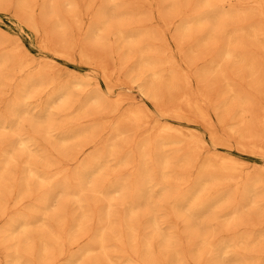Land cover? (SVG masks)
<instances>
[{
    "label": "rangeland",
    "instance_id": "374dc122",
    "mask_svg": "<svg viewBox=\"0 0 264 264\" xmlns=\"http://www.w3.org/2000/svg\"><path fill=\"white\" fill-rule=\"evenodd\" d=\"M49 2H51L52 0H48ZM47 0H28V2L31 4V6H32V11L34 12H32V14H34V15H32L33 16V19H35L36 21H32L33 19H32V17H31V19H29V17H27L26 16V14L21 10V8H19V10H21L22 11V14H21V12L20 11H18V9H16L17 7H20L19 5H20V3L22 2V0H0V53H3V55L5 54V52H8V54L6 53L4 56L2 55V54H0L1 56H0V58L2 57H5V56H7L8 58H9V56L8 55H10V53H12V51H13V53H12V55L13 54H17V53H15L14 51H18L19 49L21 50V51H19L20 53H21V55H22V53H23V57L24 58H26V60H30L29 62L31 63V61H33L32 63V66L31 67H29V69H28V71L27 72H33V71H36L37 70V68H38V70L41 68V69H44V71L43 72H47V73H49V75H47L46 76V78H48V77H52L51 75H53V79H51V78H49L50 80H52V82H53V80H55L53 83L52 82H50L49 83V79H46L45 77H44V79H46L47 81L44 83V81H43V83L41 84V85H39V86H37V89H34V92L33 93H35V94H33V96H32V94L30 95V96H28V97H26L27 99L25 100V104L24 105H22V106H15L14 105V107H13V109L14 110H16L17 108H19V109H17V110H19L18 112H17V110L15 111V112H12V108H10L9 109V106L12 104V103H10L9 104V102L11 101V102H15L17 99H18V97H20L21 96V94H23L21 91H19L20 89H18V88H20L21 87V84H22V79H23V77L26 75V73H10V71L11 70H9V72H8V74H6L7 72L6 71H8V69H10V65H9V63L8 62H10V64H11V61L10 60H12V59H8V61H7V67H5L7 70L5 71V77H6V79H7V75H9V78L11 77V75L10 74H12V79L10 78V81L7 79V81H9L10 83L8 84V83H6L7 81H6V79H4L5 81V83H3L2 82V80L3 79H1L0 80V84H5V86H6V84H7V86L5 87V89H2L3 88V84H2V86H1V89L2 90H0V93L1 92H3V94H2V96H0V112L2 111V115H4V117H6L7 115H8V117L10 118H6L7 120H5V118H3V116H2V118L0 117V133L1 132H3V134H1L2 136H3V138H1L0 139V147L2 146V143H4V142H2V141H4V139L5 138H7L6 140L8 141V138H9V141H11V139L10 138H12V137H14L13 136V133H12V131H11V127L13 126V125H15L16 123H18V126L19 125H22V127H20V129L18 128V126L16 125V130L15 131H17L18 133H20L21 135H22V137L23 136H25V132L27 133V135H28V137H30V138H32V135H31V131H29L28 130V127H29V125H35L34 123L36 122V117L38 116V117H40V118H43V116H46V119H48L47 117H49V119H50V116H51V114H50V116H49V112L50 113H53V117H51V119L52 118H55L56 119V121H55V119H52L51 120V122L49 123V119L47 120V121H44L45 122V124H43V126H45L46 124H49L48 125V131H47V128H45V127H43V128H36V126L34 127L33 125L32 126H30V127H34V128H32V134H33V131L35 130V136H33V140L32 139H30V138H28V137H25V139H27V140H29V147L33 150L34 149V151L37 149L38 151H40V153L36 150L35 151V153L34 152H32V150L30 149V148H28L27 150L28 151H30V152H32V154L35 156H32V159H33V157H34V159L32 160V161H34L35 160V158H36V160H37V162H38V160H40V162L41 161H43V158H44V163L45 162H47L48 160H50V158H48V157H51V160H52V165H53V162H54V165H55V169L53 168H51L50 166H48V165H45V167H44V171H47V174H49L50 176H51V180L50 181H52V183H55V182H57L58 181V177L60 176V174H62V176L64 175V173L65 174H67V175H69V174H71L72 172H76L77 173V171L79 170V169H76V168H78L77 167V160L81 157V156H83V157H81V159L82 158H85L86 156H88L90 153H91V151L92 152H99V153H101L102 154V152H103V150L102 149H105V151H107V150H111L113 153H111V151H107L105 154H103L102 155V158L100 159L101 161L103 160V162H101V163H104L103 165H101L102 166V169L100 168L96 173H95V176L93 177V179H95V181H96V183H94L95 181H93L92 182V184L95 186V188L98 190L99 188H101V189H99V190H102V188L105 190V191H107L108 189H110L109 187H111V186H107V188L108 189H106L105 188V186L107 185V184H109V185H111V184H113V183H111V181L112 182H116V181H118L119 179L120 180H124V182H126V183H124V184H126V185H124L122 182V184H123V186H126L127 188H129L131 185V187H130V189H129V191H128V189L126 188V187H124L126 190H127V193L125 194V192H123V194L125 195V198L123 197V195H121L120 197H119V194H115V196H111V194L109 195L110 197V199L111 200H109L108 201V197H104V199H103V197H102V195H100V194H98V196L95 194V192H93V191H91L90 192V189H89V192H88V194L86 195V193H87V191H88V189L86 190V191H82L81 192V196H80V194H79V198H80V201L81 202H77V201H75V199H73V198H69L68 196H66V197H64V195H63V197H62V195H57V197H55V200L57 199V201H58V206L57 205H55L56 203H55V200L52 202L53 204L50 206V208H48V209H46L44 212H47V213H45V214H47V215H44V217L42 216L43 214L42 213H44L42 210H39L38 212L40 213V215L39 214H37L38 212H34V210L32 209V211H30L31 210V208L33 207V205H34V199L35 198H32L33 197V194L34 193H36V194H34L35 196H37V195H39V193H40V191L41 192H43V191H45L44 190V188L46 189V188H48L49 186H50V184L49 183H46L47 185L49 184V186L47 187V185L46 184H44L43 183V185L41 186V187H43V189L42 188H38V186H40L39 184H38V186H32L31 188L33 189V187H35L34 189H33V191L31 192L32 193V195H28V194H30V193H28V194H26V196H29V197H26V196H24V195H20V194H18L17 195V193H20L19 192V190L18 189H20V183L18 182H16L17 183V185H15L16 183L14 182V181H19V179L21 178V176H22V172H21V169L23 170V167H22V165H21V163H23V165H24V162H25V160H26V158H28V157H26L25 158V156H28V151H26V150H24V151H21L20 149V151L19 152H23V153H18V151L16 150V152H17V154H19V156H21L22 157V155L24 156L26 153V155L24 156V157H22V159L24 160L23 162L21 161V159L20 160H18L19 162H17V160H16V158H17V155H16V157H15V162H14V165H12L11 167H14L15 166V164H20L19 166H15L14 168H12V170H11V168H10V170H11V172L10 173H15L14 175H16V177H13V179H11L12 177H10L9 179H7L9 176H7V175H4V176H6L7 178V180H6V183H7V181L9 180V184L10 185H12V186H10V189H11V187H13V189H15L14 191L12 190V194L10 193L11 191L8 189V191L6 190V191H4V189H1L2 190V192L4 191L5 192V194L4 195H6L9 191V194L10 195H8L7 194V196H9L8 198H10V199H8V200H6V198L4 199V197H3V201L5 200V206H4V208H3V206L1 205L0 206V225H1V227H0V238L2 237V239L4 240V238L5 237H7V236H11V232L10 233H8L9 232V230H14L13 231V236H16V233H14V232H17L18 234V236H16L18 239H20V241H24L23 242V244H22V242H20L18 239V244H19V247L18 248H21L20 246L22 245V249H23V251H22V249H19L20 250V254H22V256H23V258L25 259L26 258V254H27V256L29 255L28 253H26L25 254V252H24V249H25V247H27L26 248V252H28V251H31V252H33V253H37V254H33L32 256L31 255H29V258H30V256H31V258H30V262H29V258H26L27 260V262H29V263H27V264H36L37 263V261L34 263V259H39L40 258V256H41V252H43L42 250H41V252L39 251L40 249L39 248H37V247H40V244H41V246H42V239L45 241V242H49L47 239H52V240H56L55 242H58L57 241V238H55V237H57V234H58V236H60V233H61V231L63 232H65V234L64 233H61V235H64L65 236V238L63 237V236H60L59 238H58V240H60L58 243L60 244L61 242V244L59 245V246H61V248L58 246L57 247V244L56 245H54L55 244V242L53 241V244H52V242L50 241L49 243H51V244H49V243H46L47 245L49 244L50 245V247H51V249H47V250H50L51 251V254H52V258L54 257V261H48V260H53L50 256H49V254H47L48 256H49V258H48V256L47 255H44L43 253H42V256L45 258V260L46 261H48V262H43L44 264H64V263H67V264H77V263H79V264H87L88 262V264H102L104 261V264H121V262H122V260L120 261V256H119V253L121 254H124L123 255V257H126L125 259L122 257V259H124L123 260V263H124V261H126V259H127V261L129 262H131V263H129V264H132V262H133V264H173V262H177V260H179L178 262L179 263H177V264H264L263 262H264V181H262V180H264V178H262V177H258V176H264V157L262 156V151H264V97H263V95L260 93V92H258V90H256L259 86H261V84H258V83H262L263 81H264V66L262 67V65H264V49L263 50H261V48L260 47H257L256 45H254V44H251V39H249L248 40V38L249 37H246V36H244V35H242V34H239V33H237V32H234V33H232L234 36H235V38H238V42L242 45H240V46H235V44H233L234 46H235V50H232V47H234L233 45H232V47L230 46V49L232 50V51H238V50H241V49H243V50H245L247 53H250V55L252 54V56H253V58L255 57H257L256 58V60H255V58L254 59H252V57L250 58V59H248V55L246 56V58L250 61L251 59L252 60H255L256 62H255V65L257 64V62H258V65L260 64V67L262 68H257L256 66V69H257V71H258V69H259V71H258V73L257 74H255V75H260L259 77H261V80H259V81H261V82H257V84L259 85H256V86H254L255 84H256V80L254 79L253 81H252V78L253 77H251L250 75L248 76V65H246L247 67H245L244 65H241L240 63H235V62H233V59H225V58H223V57H217L216 56V54L217 53H219V50L220 49H223L224 48V44L226 43V41L224 40L226 37H227V35L226 34H228V30H230L231 28L229 27L228 28V26H226V27H217V28H214V27H212V29L215 31H213V30H211L210 29V26H209V28H208V30L210 31V33H211V35H212V38H213V42L214 43H212V45H207V44H204V43H206V42H204L203 41V39H202V36L201 35H199V34H201L200 33V31H196V29H199V28H196V27H194V26H192V25H189L188 27V29H186L187 30V32L184 30V31H181L180 30V28H181V25L184 23V19H185V17L184 16H188V19L186 18V20H189V18L192 16V11L194 12V10L196 9V5L197 4H195L196 2H194L193 4H191L192 2H193V0H191V2H190V4H188V5H190L189 6V8H187L188 7V5H184L183 3H182V1H184V0H180L179 2H177V1H175V0H126V2H127V4H125V0H123L124 1V4L125 5H123V4H121V3H123V2H121V1H119L120 2V6L118 5L119 4V2L117 3V5H118V10H120L119 8H122L123 6H125V7H128L127 5L128 4H131V6L129 5V7H131L132 9L131 10H129V12L128 13H132V12H130V11H133L134 13H136L137 15H130L129 14V17H128V14H124V12L122 11H116L117 13L118 12H121L120 14L118 13V16H116L117 18H119V17H121L120 15L123 13V15L124 16H122V18L123 17H125L126 19H127V21L126 20H124L125 18H119L120 20H114L115 22L117 21V22H119L120 23V21H121V19L123 20V23H122V21H121V23L119 24V25H121L122 27L124 26V25H126L127 23H124V22H129V21H131L130 23H128L127 24V26H126V28L123 30L126 34H130L131 36H133L134 37V39H132V40H128L127 38H125V39H123L122 40V38H120V37H118L117 38V36H116V34L114 35V33H112L113 34V36H115V38H117V40H116V42L117 43H119L120 44V40H121V44H122V46L121 47H119L118 48V50H120L119 51V54H118V52H116L117 54L115 55V53H113L114 51H115V47H114V44H115V38H113L112 37V39H111V33L109 32L108 33V28L110 29L111 28V30L113 29L112 27H111V25L113 24L114 25V23L115 22H112V20H113V18L115 19V17H113V15L115 16V14H116V12H115V14H112V15H110V16H112V17H109V14H107V12H106V10H107V8L110 10V8L111 7H114V8H116L117 7V5H116V3H114V1L115 2H117L116 0H112L108 5H107V3H108V1L106 2V0H102L103 1V3H104V7L106 8H104V7H102L103 5L102 4H100V2H101V0H90V1H93V2H90V1H88L87 2V0H80L79 2V4H75L76 2L78 3V0H74L73 1V3L76 5V11L75 10H70V11H74L76 14H78L79 15V13H80V16L81 17H78V15H76L74 12H72V13H74V16H73V18H72V16L71 15H73L71 12H69L68 10L70 9V8H72V7H74L73 5H71L70 6V4L72 3V1H71V3L68 5V3L66 4V3H64L65 1H63V3H62V1L60 0V2L61 3H59L58 4V0H56V2H57V7L55 6L56 5V2L54 3V1H52L53 2V6H55V8L53 9V10H55L56 9V11L57 10H61V11H57V13H58V15L59 16H61L62 18H60L59 16V18H60V22H61V19L63 20V19H66V17H68L67 15H69V17L70 18H72L73 20H74V22H72V20L68 17L66 20H63L61 23H63L64 21H67V22H65L66 24L68 23L69 25H70V23H71V26L72 27H74L75 26V29L73 28L72 30L70 29V27L68 26V25H66L68 28H66V26L64 27V25H65V23H63V25L61 26V27H63L62 29H65V30H63V31H61L62 29L61 28H59L58 26V24L57 25H55V19H54V15H53V13L52 12H50V10H49V8L50 9H52L53 8V6H52V8L50 7V3L48 4L47 2H48ZM100 1V2H99ZM138 1V2H137ZM139 1H140V3H139ZM175 1V2H174ZM218 1V2H217ZM220 0H216V3H221L220 4V7H219V4L217 5L220 9H221V7H223L221 10H223V11H225L226 9H227V11L228 12H232V13H238V11H239V13H240V11L242 10V12L244 11V12H247L248 14H246L247 16H246V19H245V21L244 22H246L247 24H250V25H254V26H256L257 28H258V33L260 32L261 34H262V30H263V34L260 36L259 35V37H257L256 39V42L258 41V39H259V41L258 42H262L261 44L264 46V28H263V25H264V16H261L260 15V13L258 12V6L254 3V0H221L220 2H219ZM249 1V2H248ZM262 1H264V0H262ZM40 2V3H39ZM81 2H82V4H81ZM88 3L89 4V2H90V6H91V11H90V9H88L87 7H90V6H87L88 4H86V3ZM106 2V3H105ZM113 2V3H112ZM130 2V3H129ZM134 2V3H133ZM150 4H149V3ZM169 2V3H168ZM172 2H174V4L172 3ZM36 3H37V5H36ZM99 3V4H98ZM102 3V2H101ZM170 3H171V5H170ZM182 3V4H181ZM42 4H43V6H42ZM107 6H106V5ZM111 4H113V6L111 5ZM135 4H137V5H135ZM140 4V5H139ZM173 4V5H172ZM223 4V6H221ZM227 4V5H226ZM263 5H264V2L262 3ZM40 5V8H38V6ZM49 6V8H48V6ZM62 5V6H61ZM64 5V6H63ZM99 5L101 6V7H99ZM123 5V6H122ZM142 5V6H141ZM178 5V6H177ZM184 7H183V6ZM192 5H194L193 6V8H191V6ZM246 5H248V6H246ZM37 6V7H36ZM45 6V7H44ZM60 7V9H59V7ZM69 6H70V8H69ZM98 7V8H96V7ZM110 6V7H109ZM133 6V7H132ZM136 6L138 7V8H136ZM161 6V7H160ZM164 6V7H163ZM177 6V8H179V10H177V8H176V10L174 9L175 7ZM187 6V7H186ZM257 6V7H256ZM36 7V8H35ZM41 7H42V10H38V9H41ZM84 7V8H83ZM125 7H123V8H125ZM141 7V8H140ZM148 7V8H147ZM165 7H167V8H165ZM173 7V8H172ZM186 7V9H184ZM35 8V9H34ZM38 8V9H37ZM43 8H44V10H47L46 11V13H48V14H46L45 12L43 13L44 15H43V17H42V15H41V17H40V15L39 14H42V13H39V12H43L44 10H43ZM48 8V9H47ZM81 8H83V10L81 9ZM87 10H89V11H85L86 9ZM94 8L95 9H97V10H95L94 11ZM103 8H104V11H103ZM122 8V9H123ZM154 8V9H153ZM182 8H183V10H182ZM195 8V9H194ZM258 8V9H257ZM5 9V10H4ZM93 9V10H92ZM100 9L102 10V12H101V14H102V16L104 17V14L106 15V18H104L103 19V21L102 20H100L102 23L103 22H105L106 20H108V24L110 25L109 27H108V24H106V28L105 27H103V25H101L102 23L101 22H99V19H101V18H103L102 16H101V18L100 17H98L99 16V14H98V16L94 13V12H99L100 11ZM128 9V8H127ZM137 9V10H136ZM146 9H148V10H146ZM156 9V10H155ZM190 9H194V10H191V11H188V10H190ZM197 9H199V8H197ZM37 10H38V12H37ZM49 10V11H48ZM64 12H63V11ZM78 10H80V12L78 11ZM116 10V9H115ZM181 10V11H180ZM229 10H231V11H229ZM6 11V12H5ZM52 11V10H51ZM55 11V12H56ZM94 11V12H93ZM125 11V10H124ZM135 11H137V12H135ZM179 11V12H178ZM20 12V13H19ZM55 12H54V14H55ZM67 12H69V14L67 13ZM84 12V13H83ZM141 12V13H140ZM188 12H190L189 14H191V15H188ZM6 13V14H5ZM11 13H14L13 15L15 16V17H17V18H15L14 19V17H12V15H11ZM36 13H39V14H37V15H39V17L36 15ZM61 13L63 14V15H61ZM64 13H65V15H66V17L64 16ZM67 13V14H66ZM92 13H94L93 15L95 16H93V17H91L92 16ZM104 13V14H103ZM125 13H126V11H125ZM140 13V14H139ZM143 13V14H142ZM145 13V14H144ZM162 15H161V14ZM183 13V14H182ZM185 13V14H184ZM252 13H254V15L252 14ZM25 14V15H24ZM52 14V17H50V15ZM100 14V15H101ZM176 14V15H175ZM187 14V15H186ZM47 15V16H46ZM117 15V14H116ZM159 15V16H158ZM253 15V16H252ZM21 17L22 16V19H23V21L21 20V22H19L20 20L19 19H21V18H19L18 19V17ZM24 16H26L27 17V21L28 22H26L25 20V18H23ZM75 16H77L78 18H76ZM190 16V17H189ZM64 17V18H63ZM96 17H98V18H96ZM109 17V18H108ZM128 17V18H127ZM249 17V18H248ZM251 17V18H250ZM258 17V18H257ZM81 18V20H79ZM94 18V19H93ZM116 18V19H117ZM140 18V19H139ZM147 18V19H146ZM152 18V19H151ZM254 18V19H253ZM53 19H54V22H53ZM68 19H70L71 20V22H69V20ZM76 19H77V21H76ZM92 19V20H91ZM97 20L98 21V23H100L99 25H101L103 28H101V26H99V25H97L98 23L95 21H93V20ZM253 19V20H252ZM30 20L32 21V23L30 22ZM81 21V22H79V21ZM137 20V21H136ZM142 20V21H141ZM182 22H180V21ZM38 21V23H39V25H38V23H37V25H36V23H35V26L36 27H34V28H36V30H34L35 32H37V35H36V33H35V35L37 36V37H35L34 36V34H32L31 32H32V30L31 31H29L30 29H28L27 30V27H28V23H31V26H34V22H37ZM46 21V22H45ZM109 21H110V23H109ZM166 21V22H165ZM253 21V22H252ZM77 22V23H76ZM81 23L82 25H80L79 23ZM93 24H92V23ZM107 22V21H106ZM105 22V23H106ZM255 22V23H254ZM73 23H75V24H79L78 25V27H80V28H78L77 27V25H75V24H73ZM95 23H97V24H95ZM105 23H103V24H105ZM179 23H180V27L179 28H177L178 26L177 25H179ZM254 23V24H253ZM257 23V24H256ZM23 24V25H22ZM27 24V25H26ZM47 24V25H46ZM91 24V25H90ZM123 24V25H122ZM130 24V25H129ZM135 24H136V26H137V28H138V30L136 29V28H134V29H136L137 30V32H136V34L138 35V39L140 38L139 36L140 35H142V37L144 38V42H145V38L147 37L148 38V40H147V43L145 42V44H144V42L143 41H141L143 38H140L139 40L136 38L137 36L136 35H134L135 34V32L134 31H136V30H134V29H132L133 28V26L132 25H134L135 26ZM191 24V23H190ZM233 24H236V23H233ZM27 27H26V26ZM30 25V24H29ZM74 25V26H73ZM86 25H87V29H86ZM89 25V26H88ZM93 25H97V26H95V27H98L99 29H97V28H93L96 32H95V34L93 35V33H94V30L92 31V28H91V30H89L90 28H88V27H93ZM115 25H116V23H115ZM119 25H117L118 26V29H119ZM140 25V26H139ZM173 25V26H172ZM261 25V26H260ZM41 26V27H40ZM54 26H56L58 29H56V27H55V29L53 28ZM117 26H113L114 28H116ZM120 26V27H121ZM129 26V27H128ZM130 26H132L131 28H130ZM135 26V27H136ZM151 26V27H150ZM168 26V27H167ZM71 27V28H72ZM125 27V26H124ZM127 27H128V29H132L131 31L130 30H128L127 29ZM139 27H140V30H139ZM192 27V28H191ZM29 28V27H28ZM76 28H77V30H76ZM156 28H157V30H156ZM219 28H221L220 30H223V28H224V30L223 31H221L220 32V30H218ZM48 30V32H46L45 31V33L47 34V38H45V40H43L44 38L43 37H46V34L45 33H43V31L44 30ZM85 29H86V31H85ZM101 29V30H100ZM102 29H106V30H102ZM144 29V30H143ZM259 29H261V30H259ZM114 30V32H117V28H116V31H115V29H113ZM112 30V31H113ZM143 30V31H142ZM149 32H148V31ZM180 30V31H179ZM190 30V31H189ZM34 31H33V33H34ZM91 31L93 32V33H91ZM111 31V32H112ZM131 32V33H129V32ZM158 31V32H157ZM179 31V32H178ZM196 31V32H195ZM219 32V33H217V32ZM64 32H66V33H64ZM67 32H69V33H67ZM70 32H72V33H70ZM103 32V33H102ZM140 32H143V33H140ZM151 34L152 33V35L150 36L149 34ZM183 32V33H182ZM184 32H185V34H189V37H187V35H185L184 34ZM195 32V33H194ZM226 32V33H225ZM64 33V34H63ZM84 33H86L87 34V37H84V36H86ZM96 33L98 34V36H95L96 35ZM105 33V34H104ZM109 35H107V34ZM134 33V34H133ZM139 33H140V35H139ZM199 33V34H198ZM217 33V34H216ZM43 34V35H42ZM50 34V37H48V35ZM73 34V35H72ZM74 34H75V36H74ZM89 34L91 35V36H89ZM102 35V39L103 38H105L103 41H100V40H98V37H101V36H99V35ZM104 34V35H103ZM146 35L145 37H144V35ZM181 34V35H180ZM195 34V35H194ZM215 34V35H214ZM56 35V36H55ZM106 35V36H105ZM156 35V36H155ZM157 35H159V37L160 38H156L157 37ZM58 36V37H57ZM61 36V37H60ZM92 36H95L94 38H92ZM153 36V37H152ZM155 36V37H154ZM186 36V37H185ZM199 36H201V38L199 37ZM216 36H217V38L218 39H216ZM244 36V37H243ZM6 37V38H5ZM56 37V38H55ZM67 37V38H66ZM70 37H71V40H69L70 42V45H69V43H68V40L67 39H70ZM81 37H82V39L84 38V39H86V38H89V39H95L93 42H95L96 41V37H97V44H98V46L100 45V47H101V49L103 48L104 50L103 51H101V49H99L98 48V51H99V55H101V53L102 54H105L104 56L103 55H101V56H99V57H101V59H102V57H105V60H103L102 59V61H101V59H99V57H98V59H99V61H101V62H99V61H96L95 60V63L96 62H98L99 64H98V66L100 65V67H101V65H103V63L102 62H104V63H106L107 62V68H108V66H109V68H110V72H111V77H109V78H111V79H109L108 78V74L106 75V73H110L109 71H108V69L106 70V69H104V65L102 66L103 67V70H101V68L100 69H98V68H96V66H97V63H96V66H94L95 64L93 63V61L94 60H92V61H90V59H92V58H90V57H93V56H90L89 58L88 57H86V58H83L84 56H81V55H85V53L87 54V52L88 51H90V52H88V54L89 53H91V49H92V51H97V47H95V46H93L92 47V45H90L91 43H89L88 44V42H87V45H86V48L85 47H83L82 49H84L85 48V50H87V52H83V51H81V47H82V44H81V41H82V43L84 42V40H82L81 39ZM109 37V38H108ZM156 38L157 40H159L160 42H155V41H157L156 39L153 41V39L152 38ZM165 37V38H164ZM174 37V38H173ZM196 37V38H195ZM197 37H199L198 38V40H197ZM42 38V39H41ZM51 38V39H50ZM75 38V39H74ZM120 38V40H118ZM193 38H195L196 40H194ZM211 38V39H212ZM234 38V39H235ZM240 38V39H239ZM261 38V39H260ZM41 39V40H40ZM51 40V43L53 44L54 42H57V44L56 45H58L57 46V48L56 49H58V51H57V54H54L53 55V52H54V50L52 49V44L51 43H49V44H51V46H48L49 44H48V42H50V40ZM58 39V40H57ZM72 39H74V40H72ZM80 39V40H79ZM101 39V38H100ZM101 39V40H102ZM108 41H107V40ZM135 39H137V40H135ZM189 39V40H188ZM201 39V40H200ZM3 40V41H2ZM47 40V41H46ZM88 40V39H87ZM86 40V41H87ZM114 40V41H113ZM125 40V41H124ZM127 40V41H126ZM134 40H135V46H139V45H137V44H141L139 47H138V49H141L142 50V47H143V49H146L147 47V45H148V47H150V49H151V52L152 51H154L151 47L153 46V48L155 49V48H158V49H155V51L154 52H156V55L155 56H157V62H159L158 64H159V66H160V68H161V70L159 69V68H157L158 67V65H157V63H156V59H154L155 58V56H153L155 53H153V54H150V55H152V57H153V59L152 58H150L149 56H148V51L150 52V49H148L147 48V50L145 51L146 53H148V54H146L148 57H149V62L151 63V67L150 68H152V69H155V70H151L150 71V68L149 67H145V66H143V65H141L140 63H138V62H140L139 60L141 59V57H142V55H144V50H136V47L134 48V52L135 53H131L133 50H131L130 51V49H132V48H130L129 46H128V44H129V42L130 41H132V43L134 42ZM171 40V41H170ZM188 40V41H187ZM248 40V41H247ZM262 40V41H261ZM2 41V42H1ZM42 41V42H41ZM63 41H65V42H63ZM77 41H80L79 43H80V45H78L79 43H76ZM85 41V42H86ZM89 41V40H88ZM92 41V40H91ZM119 41V42H118ZM122 41H124V42H126V43H128L127 45H125V44H123L122 43ZM137 41V42H136ZM141 43H140V42ZM161 41H162V43H161ZM166 41V42H165ZM199 41H200V44L202 45H207L206 47L205 46H201V48H200V45H197L198 43H199ZM203 41V42H202ZM216 41V42H215ZM224 41H225V43H224ZM245 41H246V43H245ZM6 42H7V44H6ZM43 43V45L41 44V43ZM62 42V43H61ZM72 42V43H71ZM73 42L75 43V44H73ZM90 42V41H89ZM102 42V43H101ZM106 42H107V44H106ZM114 42V44L112 45V43ZM139 42V43H138ZM153 42V43H152ZM179 42V43H178ZM189 44H188V43ZM195 42H197V44L195 43ZM234 42L236 43L237 41H235L234 40ZM257 42V43H258ZM48 45H47V44ZM61 43V44H60ZM65 43L67 44L66 46H64V47H62V45H65ZM131 43V44H132ZM137 43V44H136ZM152 43V44H151ZM157 43H159V44H157ZM165 43H167L166 45H165ZM249 43V44H248ZM2 44V45H1ZM3 44H5V45H3ZM60 44V45H59ZM73 44V45H72ZM78 46H77V45ZM85 44L86 43H83V46H85ZM93 44V43H92ZM96 44V45H97ZM103 44H105V45H103ZM109 44L110 45H112V47L111 46H109ZM118 44V45H119ZM120 44V45H121ZM130 44V46H134V44L133 45H131ZM215 44V45H214ZM9 45V46H8ZM18 45V46H17ZM53 45H55V44H53ZM72 45V46H71ZM89 45V46H88ZM94 45V44H93ZM117 45V44H116ZM118 45H117V47H118ZM119 45V46H120ZM127 46V48L129 47L130 49H128V50H126V47L125 46ZM150 45H152V46H150ZM195 45H197V46H195ZM245 45H246V47H245ZM4 46V47H3ZM13 46H17V48H15V49H17V50H14V48H11V47H13ZM42 46H44L43 48H41ZM62 47V49H60V47ZM108 46V47H107ZM145 46V47H144ZM154 46H157V47H154ZM167 46V47H166ZM182 46V47H181ZM193 46H195L194 48H193ZM260 46V45H259ZM20 47H22V48H20ZM46 47H47V51H45L46 50ZM59 47V48H58ZM71 47V48H70ZM80 47V48H79ZM96 49H95V48ZM106 47V48H105ZM109 47H111V49L113 48L114 49V51L113 50H110V48ZM162 47H164L163 48V50L165 49V51L167 50L168 52H166L165 54H164V52H162L161 51V48ZM170 47V48H169ZM198 47V48H197ZM203 47V48H202ZM239 47V48H238ZM250 47V48H249ZM257 47V48H256ZM2 48V49H1ZM51 48V49H50ZM53 48H55V47H53ZM67 48H69V49H67ZM78 48V49H77ZM238 48V49H237ZM9 49H11L12 51H10ZM44 49V50H43ZM80 49V50H79ZM89 49V50H88ZM106 49V50H105ZM121 49L123 50L124 49V51H125V53H128L129 52V54L127 55V56H125L126 58H128V60H131V59H129L130 58V55L132 54V56L134 57V58H139V60H137L136 59V62H135V59H133L132 61H130V63H129V61H127V62H125V60L124 59H126V58H123L122 60H121V54H122V52L124 53V51H121ZM179 49V50H178ZM193 49V50H192ZM219 49V50H218ZM259 49V50H258ZM6 50H8V51H6ZM53 50V51H52ZM60 50H64V52L66 53H64L63 51H60ZM71 52H70V51ZM118 50H116V51H118ZM136 50V51H135ZM157 50V51H156ZM192 50V51H191ZM258 50V51H257ZM55 51V52H56ZM79 51V52H78ZM111 51V52H110ZM137 51H141L140 53L139 52H137ZM158 51L159 52H161V53H163L164 54V56H167V58H168V60L167 61H165V59H163V56H162V54H158ZM171 51V52H170ZM205 51H208V52H205ZM63 52V53H62ZM70 54H69V53ZM107 52H108V55L106 56V54H107ZM121 52V53H120ZM150 52V53H151ZM220 52H221V50H220ZM245 52V53H246ZM254 52V53H253ZM19 53V54H20ZM92 53H94V52H92ZM96 53H98V52H96ZM95 53V54H96ZM109 53H112V54H109ZM141 53H143L142 55H141ZM180 53V54H179ZM185 53V54H184ZM203 53V54H202ZM62 54H64V56L62 55ZM135 54H140L139 56L138 55H136V56H134ZM171 54V56H169ZM206 54V55H205ZM220 54V53H219ZM12 55H10L11 57H12ZM25 55V56H24ZM27 55V56H26ZM55 55H57L56 57H55ZM80 55V56H79ZM90 55V54H89ZM98 54H96V56H97ZM112 55V56H111ZM113 55H115V56H113ZM119 55V56H118ZM146 55H144L143 56V58H145V59H147L148 57L146 56ZM162 57H161V56ZM178 55V56H177ZM203 55V56H202ZM218 55V54H217ZM53 56V57H52ZM65 57L64 59H63V57ZM85 56H87V55H85ZM96 56H94L95 57V59H96ZM123 57H124V54L122 55ZM131 56V57H132ZM197 56V57H196ZM211 56H212V58H211ZM66 57L68 58L69 57V59L68 60H66ZM93 57V58H94ZM203 57V58H202ZM250 57V56H249ZM23 58V59H24ZM83 58V59H82ZM89 60H88V59ZM166 58V57H165ZM189 58V59H188ZM215 58V59H214ZM221 58H222V60H221ZM183 59V60H182ZM197 59H198V61H197ZM212 59V60H211ZM218 59H219V61L221 62V64L218 62ZM259 59V60H258ZM263 59V60H262ZM25 60V61H26ZM73 60V61H72ZM127 60V59H126ZM153 60V61H152ZM159 60V61H158ZM162 60L163 61H165L166 63L167 62H169V60H170V63L172 62V63H174V61H175V63H176V66H178V68H176V66L174 65V66H172V64H171V67H170V65H167L166 63H164V62H162ZM172 60H174V61H172ZM208 60H210L211 62L213 61V63H214V65H213V63H211L210 61L208 62ZM247 60V61H248ZM251 60V61H252ZM52 61V62H51ZM86 61V62H85ZM154 63V61H155V63L153 64L152 62ZM200 61V62H199ZM90 62V63H89ZM131 62H134V63H131ZM209 63V64H207L208 65V69H206L207 68V65H205L206 63ZM263 62V63H262ZM100 63H102V64H100ZM127 63H128V65H127ZM137 63V64H136ZM170 63H168V64H170ZM181 63H183V64H181ZM211 63V64H210ZM249 63V62H248ZM261 63H262V65H261ZM85 64H87V65H85ZM89 64V65H88ZM134 65V66H132V65ZM139 64V65H138ZM157 66H156V65ZM163 64V66H161ZM164 64H166V65H164ZM194 64V65H193ZM217 64V65H216ZM234 64V65H233ZM9 65V66H8ZM126 66V67H124V66ZM129 65H131V68H130V66ZM140 68V67H142L141 69H142V71L143 72H140L141 70L138 68V70H140L138 73H137V66ZM156 66V67H154L153 68V66ZM210 65H211V67H210ZM42 66H43V68H42ZM49 66V67H48ZM88 66V67H87ZM92 66V67H91ZM97 66V67H98ZM129 66V67H128ZM136 66V67H135ZM185 66V67H184ZM186 66L188 67V68H190V69H188V68H186ZM214 66V67H213ZM222 68H220V67ZM242 66V67H241ZM105 67V68H106ZM132 67H133V70L131 71V69H132ZM145 67V68H144ZM162 67H164V68H162ZM205 67V68H204ZM241 67V68H240ZM45 68H46V70H45ZM95 68V69H94ZM126 68V70H128V71H125L124 69ZM130 68V69H129ZM136 68V69H135ZM146 68H148V70L150 71H148ZM158 69V72H157V69ZM166 68V69H165ZM176 70V72H174L175 70ZM180 68V71L178 70L177 71V69H179ZM195 68V69H194ZM214 68V69H213ZM225 69V71H224V69ZM111 69L113 70V74H112V71H111ZM203 69V70H202ZM211 69H213V70H211ZM2 70H4V69H2ZM1 70V71H2ZM50 70V71H49ZM117 70H119V71H117ZM134 70H136V73H135V71ZM170 70V71H169ZM172 70H174V71H172ZM205 70V72L203 73V71ZM219 70H221V71H223V72H220ZM227 70V71H226ZM40 71H42V70H40ZM52 71L54 72V74L52 73ZM100 71V72H99ZM102 71V72H101ZM104 71V72H103ZM131 71V72H130ZM162 71V72H161ZM172 71V72H171ZM182 71H183V73H184V76H185V72H186V74L187 73H189V75L191 76V80H192V83H191V85L189 86V85H186V83L184 82V79L183 80H181L180 78L182 77V76H179V74H180V72L182 73ZM212 71L213 72H215L214 74L212 73ZM230 71V72H229ZM3 72V71H2ZM12 72V71H11ZM50 72H51V74H50ZM60 72V73H59ZM152 72H154V73H156L155 74V77H154V73L152 74ZM173 73V74H171V73ZM178 72V73H177ZM208 72V73H207ZM212 73V74H209V73ZM4 73V72H3ZM3 73H0V75L2 74L3 75ZM44 73V74H45ZM90 75H92V76H90ZM101 73V74H100ZM141 73H142V75H141ZM164 73V74H163ZM220 75H219V74ZM223 73V74H222ZM43 74V75H44ZM103 74H105V75H103ZM147 74V75H146ZM151 74V75H150ZM166 74V75H165ZM178 74V75H177ZM204 74V75H203ZM217 74V75H216ZM221 74L224 76V74H225V81H226V83L223 81L224 80V78L222 79V77H221ZM231 74V75H230ZM263 74V75H262ZM1 75V76H2ZM3 75V76H4ZM71 75V76H70ZM73 75V76H72ZM138 77H137V76ZM146 75V76H145ZM166 76V79H165V76ZM181 75V74H180ZM207 75V76H206ZM211 75L213 76V77H211ZM228 77H227V76ZM45 76V75H44ZM103 76V77H102ZM107 78H106V77ZM134 76H136V77H134ZM156 76H158L159 77V79L156 77ZM168 76H170V78L168 77ZM174 76H175V79H176V77L178 78L177 79V81L174 79ZM93 77V78H92ZM134 77V78H133ZM148 77H149V79H150V81H149V79H148ZM162 77V78H161ZM164 77V78H163ZM180 77V78H179ZM209 77V78H208ZM245 77V78H244ZM250 77V78H249ZM76 79V81L74 82L73 80H72V82L70 81L71 79ZM87 78V79H86ZM89 78H91V79H94V80H89ZM102 78V79H101ZM105 78V79H104ZM157 78V79H156ZM245 79V81H244V79ZM263 78V79H262ZM18 79V80H17ZM74 79V80H75ZM81 79H82V81H81ZM106 79H108V80H106ZM135 81H134V80ZM138 79H140V80H138ZM143 79V80H142ZM161 79H162V82H161ZM165 79V80H164ZM172 79H174V82H172V85H173V83H176L175 84V88H171V87H174V86H172L171 85V83H169V84H167V83H165V82H169V81H171ZM250 79V80H249ZM24 80V79H23ZM58 80V81H57ZM69 80L70 81V83L72 84L73 82L75 83V84H73V85H70V86H72V87H74V90L76 89L77 90V92L76 93H73V92H71L73 89H72V87H70V89L69 90H71L70 92L72 93V94H74V95H76L77 94V97H75L74 95V98H75V101H74V98H72L73 96H72V94H71V99H70V103H69V105H71L72 103H74V106H72L71 105V107H72V109H69V110H67L66 109V107H63V105H60L59 104V102H57L54 98L52 99V101L51 102H49L50 100H51V98L50 97H52L53 95H54V93L57 91V89H59V87L58 86H56V81L58 82V85L61 87H68L69 86V81H68V83H67V85H66V82ZM78 80H80L82 83L84 82V81H86L85 83H87V84H85V86L84 87H82V84H81V82H80V84H78L79 82H78ZM89 80V81H88ZM105 80V81H104ZM138 82H137V81ZM142 80V81H141ZM180 80V81H179ZM230 82H229V81ZM183 81V82H182ZM198 81V82H197ZM234 83H233V82ZM251 81H252V83H251ZM14 82V83H13ZM19 82V83H18ZM115 82V83H114ZM164 82V85H165V87H168V91H166L167 89L163 86V83ZM49 83L50 85V87L49 86H46L47 84ZM52 83V84H51ZM62 83H64L63 85H60V84H62ZM78 85H77V84ZM144 84V87L142 88V85L141 84ZM229 83V85H231L232 87H234V93H235V95L236 94H239V95H237V97L236 98H240L241 100H243V97L245 96V94L247 95H250L248 98L250 99V102H247V101H249V99L247 98V97H244V99H248L246 102H247V104H245V103H243V105H242V108H244V109H246V110H244V111H242V113H241V111L239 112V110H236V108H237V106H236V104L234 103V102H236L238 99H235V100H232V101H234V102H229L228 100H226V98L227 99H229L230 100V96H231V99H232V95H230V96H226V95H224V88H225V86H226V84H228ZM17 84H19V86L17 85ZM147 84V85H146ZM156 84V85H155ZM263 84H264V82H263ZM15 85H17L18 86V88H17V86L15 87ZM45 85V86H44ZM51 85H53L54 86V88H53V86H51ZM79 85H81V86H79ZM150 85V86H149ZM253 85V86H252ZM41 86V87H40ZM45 87V88H42V87ZM56 86V87H55ZM158 86V87H157ZM171 86V87H170ZM181 86V87H180ZM219 86V87H218ZM40 87V88H39ZM49 87V88H48ZM52 87V88H51ZM83 88V91H84V88L85 87H89L88 89L87 88H85V91L87 92H82V88ZM152 87V88H151ZM222 87V88H221ZM254 87H255V89H254ZM13 88V89H12ZM47 88V89H46ZM92 88H93V90H92ZM95 88V89H94ZM108 88H109V90H108ZM160 88V91L158 90ZM171 88V89H170ZM39 89L41 90V93H40V91H39ZM50 89H53V90H51L50 91ZM80 89H81V91H80ZM87 89V90H86ZM144 89H147L146 91H144ZM153 89H155V91L153 90ZM156 89H157V91H156ZM239 89V90H238ZM246 91H245V90ZM251 89V90H250ZM36 90L37 91H39V93L38 92H36ZM42 90H44V93H43V91ZM49 90V91H48ZM54 90H56V91H54ZM96 90V91H95ZM170 90V91H169ZM214 90H215V92H214ZM15 91V92H14ZM19 91V92H18ZM89 91H91V93H89ZM92 91L96 94V97L99 95L100 96V94H102V96H104V99H105V97H107L106 99H108V98H111V99H115L116 98V96H115V98H114V95H117V98L120 96V97H122V98H120L121 100H123V101H121V104L119 105V107L117 106V112L115 113V114H110V113H107V111H108V109L111 107V104L113 103L112 101H111V99H108V100H104V104L102 103V104H99V106H98V104H94V103H89V105L88 104H85V105H87V108L86 109H83L84 107H85V105H84V107L80 110V108L78 109L80 112L79 113H84V112H86V111H84V110H87L88 108V110H89V114H85V115H83L82 117H81V115L79 114V116L81 117V119H80V117H78L76 114H78V110H77V108H76V106L78 105V104H80L79 102H80V100H81V103H82V105L80 106V107H82L83 106V104H84V101H86L87 99V97L88 98H90V96L91 95H89V94H93L92 93ZM108 91V92H107ZM142 91L145 93V95L144 96H142L144 93H142ZM153 91H154V93H153ZM177 91V92H176ZM186 91H188V93L186 92ZM223 91V92H222ZM21 92V93H20ZM50 92H52L53 93V95L52 94H50V96H47L46 94H49ZM75 92V91H74ZM96 92H99V93H96ZM115 92H116V94H115ZM119 92V93H118ZM204 92H205V94H204ZM238 92V93H237ZM241 92V93H240ZM248 92V93H247ZM17 93V94H19L20 96H18L17 94V97H16V99H14L13 98V96L15 95V94ZM89 93V94H88ZM125 93V94H124ZM147 93H149V95L150 96H155L154 98H152V97H150V96H148V94ZM157 93V94H156ZM171 93V94H170ZM180 93H184V95L186 94L187 95V101H189L190 99H189V97H188V94H189V96L190 95H192V97H191V100L187 103V102H185V98L183 99V97H185V96H182L183 94H180ZM245 93V94H244ZM13 96H12V95ZM84 94H86V96H87V94H88V96L86 97ZM120 94V95H119ZM147 94V95H146ZM179 94L181 95V98L183 99H181V102L179 101V99H180V96H179ZM207 94V95H206ZM213 94V95H212ZM25 95V94H24ZM39 95H41V96H39ZM52 95V96H51ZM94 95V94H93ZM92 95V96H93ZM176 95V96H175ZM195 95H197V96H195ZM244 95V96H243ZM33 98H32V97ZM36 96H37V98H39V100H41V101H39L38 102V99L36 100ZM48 97L47 99H50V100H48V102L47 101H45V97ZM95 96V95H94ZM98 96V97H99ZM101 96V98H103ZM193 96H195L194 98H193ZM198 96H200L201 97V100H204L203 102L201 101V100H199L200 99V97H198ZM207 96V97H206ZM216 96V97H215ZM238 96H240V97H238ZM255 96V97H254ZM9 97H12V100H11V98H9ZM160 97V98H159ZM178 97H179V99H178ZM197 97V98H196ZM204 97V98H203ZM206 97V98H205ZM223 97H225V100L227 101H224V98ZM29 98V99H28ZM32 98V99H31ZM77 98H79V99H77ZM100 98V103H101V99ZM116 98V99H117ZM151 98V99H150ZM193 98V99H192ZM199 98V99H198ZM203 98V99H202ZM258 98H260V100L258 99ZM6 99V100H5ZM9 99H10V101H9ZM34 99H35V101H34ZM119 99V98H118ZM207 99V100H206ZM31 100H33V101H31ZM44 100V101H43ZM53 100H54V102H55V104L57 105V108H54V106H55V104H53L54 102H53ZM110 100V101H109ZM126 100V101H125ZM147 100V101H146ZM151 100V101H150ZM153 100V101H152ZM195 100V101H194ZM220 100V101H219ZM7 101H9V102H7ZM30 101H31V103L32 102H34V103H30ZM72 101H74V102H72ZM79 101V102H78ZM83 101V102H82ZM115 101V100H114ZM154 101H156V102H154ZM171 101V102H170ZM185 103H184V102ZM192 101V102H191ZM198 101V102H197ZM244 100H243V102H245ZM259 101V102H258ZM26 102H28V103H26ZM39 103V105H41V107L39 106L38 107V103ZM46 102H47V104L48 103H50L48 106L49 107H51V105L53 104V110L51 109V108H49L48 106H47V104H46ZM53 102V103H52ZM78 102V103H77ZM112 102V103H111ZM197 102V103H196ZM205 102V103H204ZM228 102L230 103V104H228ZM242 102V101H241ZM9 104V106H8V104ZM36 103V104H35ZM75 103H77V104H75ZM123 103V104H122ZM181 103V106L180 105H178V107L176 106L177 104H180ZM184 103V104H183ZM201 103H202V105H201ZM210 103V104H209ZM213 103V104H212ZM226 103V104H225ZM29 106H28V105ZM31 104V105H30ZM38 107V110H40L39 108H41V111H42V106H43V104L45 105V106H43V112H40V113H44V115L43 114H40V116H39V114L37 113V108L35 107V105ZM192 104V105H191ZM198 104H200V105H198ZM225 104V105H224ZM231 104L233 105L232 107H231ZM249 104V105H248ZM252 104V105H251ZM258 104V105H257ZM27 105V106H26ZM34 105V106H33ZM58 105H60V107H62L61 109L63 110V112L61 111V114H60V111H59V109L58 108H60ZM91 105V106H90ZM95 105H97V107H100L101 109H98V110H96V112H95V109H97L96 107H95ZM101 105V106H100ZM103 105V106H102ZM141 107H140V106ZM187 105H188V109H187ZM194 105V106H193ZM195 105L197 106V107H201L200 109L201 110H203V108H205V111H203V112H205V113H208L209 114V116L211 117V120L210 121H203L201 118H199L198 116H200V115H198L199 113H197L198 111L194 108L195 107ZM247 107H246V106ZM13 105H11V107H12ZM27 108H26V107ZM90 106V107H89ZM131 106V107H130ZM167 106H173L171 109H173L172 111H173V115H172V111H169V114L168 113H165L166 111V109L167 108H169V107H167ZM174 106H176V109H175V107ZM181 107V110L182 109H184V110H186V111H184L183 110V112H181L179 109H180V107ZM190 106V107H189ZM203 106V107H202ZM230 106V107H229ZM244 106V107H243ZM2 107H3V109H2ZM21 107H23V110H21L22 108ZM30 107L32 108V109H30ZM45 107V108H44ZM79 107V106H78ZM95 109H94V108ZM102 107H103V109H102ZM124 107V108H123ZM21 108V109H20ZM30 110H29V109ZM36 108V111H35V113H37L38 115L36 116L35 115V113H34V111H32V110H34ZM65 108V109H64ZM70 108V107H69ZM76 108V109H75ZM123 108V109H122ZM134 108V109H133ZM161 108V109H160ZM169 108V109H170ZM7 109H9V111L13 114V115H15V116H13V115H11V113H10V116L12 117H16V120L14 121L13 120V117H12V119H11V117L9 116V114H8V112H7V114L5 115L4 113L6 112L5 110H7ZM45 109H46V111L48 112V110H49V112L47 113L46 111H45ZM48 109V110H47ZM58 111H57V110ZM92 109V110H91ZM143 110V112H144V114H145V118L143 117L142 118V122L140 121V122H138V127L136 128V127H133V126H130L129 124H127L125 121H123L122 119L124 118V116L125 115H127V113L130 111V110ZM168 109V110H169ZM193 111H192V110ZM212 109V110H211ZM238 109V108H237ZM259 109V110H258ZM13 110V111H14ZM26 110H28V111H26ZM57 111V114L59 113L60 115H61V119H62V122L64 123V124H62L60 127L61 128H68L69 126L71 127H69L68 128V130H67V128H66V130H67V132H68V134L69 133H71L70 131L71 130H73V129H76L77 130V128L79 127L80 128V126H81V128L80 129H82V130H73L74 131V133H73V135H71L70 134V136L67 134V132H65L63 129H61V130H63V131H61V133H60V128H59V126H58V129L57 128H54V127H57L55 124H56V122H57V118H58V120L60 119L58 116H60V115H58V116H56L57 114H56V112L54 113V111ZM65 110H67V111H69L68 113H70V114H66L64 111ZM70 110H72V112L74 111V113H72ZM75 110H76V112H75ZM88 110H87V112L86 113H88ZM91 110V111H90ZM146 110H148L147 112H146ZM167 110V111H168ZM175 110V111H174ZM179 110V111H178ZM4 111V112H3ZM84 111V112H83ZM93 111V113H90V112H92ZM104 111V112H103ZM237 111V112H236ZM256 111V112H255ZM19 114H17V113ZM32 113V115H31V113ZM39 112V111H38ZM161 112V113H160ZM175 112H178L177 114H178V116H177V114H175ZM180 112L182 113V114H180ZM232 112H234V113H232ZM235 112H236V114H235ZM245 112V113H244ZM248 112V113H247ZM251 112V113H250ZM252 112H253V115H252ZM22 113H23V115H22ZM34 113V114H33ZM63 113H64V115L66 114V115H69V117H66V115H65V117H66V119H64L63 117H64V115H63ZM99 113V114H98ZM102 113V114H101ZM163 113H164V115H163ZM170 113H171V115H170ZM197 113V114H196ZM233 115H232V114ZM243 114V115H241V114ZM247 113V114H246ZM26 114L28 115L26 118H25V120H26V122H24L25 120L23 119V116H26ZM46 114H48V115H46ZM56 114V115H55ZM166 114H168V115H166ZM257 114V115H256ZM31 115V116H30ZM34 115V116H33ZM41 115H43L42 117H41ZM62 115H63V117H62ZM87 115V116H86ZM98 117H97V116ZM198 115V116H197ZM238 115V116H237ZM0 116H1V114H0ZM22 116V117H21ZM34 118H33V117ZM56 116V117H55ZM74 116H76L75 118H74ZM148 116H150V119L148 118ZM235 118H234V117ZM256 116V117H255ZM86 117V118H85ZM171 117V118H170ZM233 117V118H232ZM253 117H254V119H256V120H254L253 119ZM21 118H22V120H23V122H22V124H19L22 120H21ZM33 118V119H32ZM73 118H74V120H73ZM77 118H78V120H77ZM95 118V119H94ZM99 118V119H98ZM152 118V119H151ZM188 118V119H187ZM242 118V119H241ZM9 119V120H8ZM18 119V120H17ZM19 119H20V121H19ZM31 119V121H33L32 123H30L29 125H27L26 123L29 121ZM45 119V118H44ZM61 119L57 122L58 124H59V122L61 121ZM96 119H98V120H96ZM143 119H145V120H143ZM149 119V120H148ZM244 119V120H243ZM249 119V120H248ZM10 120H12V122L13 123H15V124H13L12 122H10ZM69 120V121H68ZM73 120V123L71 124V121ZM88 120V121H87ZM112 120V121H111ZM246 120V121H245ZM253 120H254V122H253ZM11 123V125H7V124H9V122ZM67 121V122H66ZM92 121V122H91ZM149 123H148V122ZM238 122V121H245V122H242V123H240V122H238V125H240V127H238V125H235V124H237V123H234L233 124V122ZM2 122H4V124L2 123ZM6 122H8V123H6ZM69 122H70V124H69ZM109 122H110V124H109ZM162 122L165 124V123H169V124H172L173 126H175V127H179L178 129H180L181 130V133H176L175 131H171V132H166L165 133V131H163V129H162V127H160L161 125H160V123L162 124ZM256 122V123H255ZM259 122H260V125H259ZM25 123V124H24ZM61 123V122H60ZM74 123H77V125H75ZM85 123V124H84ZM87 123H89V124H87ZM141 124V126H140V124ZM159 123V124H158ZM206 123V124H205ZM240 123V124H239ZM262 123H263V126H262ZM3 124V125H2ZM5 124H6V126H5ZM55 126H54V125ZM67 124V125H66ZM73 124L76 126V127H74L73 128ZM244 124V125H243ZM53 125V126H52ZM60 125V124H59ZM64 125V126H63ZM69 125V126H68ZM72 125V126H71ZM102 125H104V126H102ZM111 125V126H110ZM157 125H159L158 127H157ZM163 125V124H162ZM253 125V126H252ZM4 126V127H3ZM7 126H9V128H8V130H9V132H11V134L8 136L7 134H8V130H7ZM66 126V127H65ZM92 126V127H91ZM152 126V127H151ZM260 126V127H259ZM262 126V127H261ZM51 127V128H50ZM84 127L86 128V130H87V128L88 129H91V128H93L92 130L95 132V139L97 140L96 142H94V143H88V141H84L85 139H87V137L89 136V134L85 131V129H84ZM116 127H117V129H116ZM161 128V130H159L158 128ZM254 127V128H253ZM255 127H257V128H255ZM4 128V129H3ZM22 128H23V130H22ZM27 130H26V129ZM50 128V129H49ZM73 128V129H72ZM102 128V129H101ZM105 128V129H104ZM134 128V129H133ZM157 128V129H156ZM251 128V129H250ZM262 128V129H261ZM3 129V131H1ZM43 129H46L44 132H45V134H49V132H51L52 131V133H50L51 135H48V136H50V137H52V138H50V137H47V135H45V134H42V133H44V132H42L41 131V135H40V133H38V132H40V130H43ZM51 129H53V130H51ZM59 131H57V130ZM104 129V130H103ZM119 129V130H118ZM123 129V130H122ZM131 129V130H130ZM137 129V130H136ZM187 129V130H186ZM7 130V132H5ZM22 130V131H21ZM26 130V131H25ZM37 130V131H36ZM39 130V131H38ZM114 130V131H113ZM117 130V131H116ZM139 130V131H138ZM149 130V131H148ZM156 130L157 131H162V132H164V133H160V132H158L159 134H157L156 133ZM186 131V133L185 134H187V135H183V133ZM189 130V131H188ZM193 130H194V132H193ZM256 130V131H255ZM47 131V132H46ZM79 131V132H78ZM91 130H89L88 132H90ZM118 131H121V132H119V134L117 133ZM147 131V132H146ZM212 131V132H211ZM242 133H241V132ZM7 133V134H5V133ZM67 134H65V133ZM76 132L78 133V134H80V135H76ZM113 132V133H112ZM115 132V133H114ZM123 132V133H122ZM191 132H193V133H191ZM208 132H209V135H208ZM241 134H240V133ZM244 132V133H243ZM38 133V134H37ZM86 133H87V135H86ZM141 133V134H140ZM146 133V134H145ZM168 133H169V135H170V133H172V136H170L171 137V139H170V137L168 138ZM194 133H196V134H194ZM24 134V135H23ZM30 134V135H29ZM55 134V135H54ZM62 135L63 134V136H65L66 135V137H64V140H65V142H64V140L62 139V137H60L61 139H59V135ZM122 134V135H121ZM151 134H153V135H151ZM182 134V135H181ZM254 134V135H253ZM261 134V135H260ZM8 136V137H6V136ZM38 135V136H37ZM52 135H54V136H52ZM74 135L75 136H78L76 139L74 138ZM115 135V136H114ZM132 135H135V136H132ZM163 135V138L161 137ZM195 135H196V137H195ZM198 135V136H197ZM260 135V136H259ZM11 136V137H10ZM68 136H69V138H68ZM151 136H152V138H151ZM175 136V137H174ZM178 136H179V139H178ZM181 136V137H180ZM184 136V137H183ZM193 136V137H192ZM213 136V137H212ZM215 136V137H214ZM234 136V137H233ZM244 137V138H241V137ZM249 136V137H248ZM1 137V136H0ZM45 137H47L48 139H46ZM53 137H56V138H58V139H53ZM158 137H160V138H158ZM167 137V138H166ZM173 137V138H172ZM177 137V138H176ZM210 137H212L211 139H210ZM24 138V137H23ZM37 138V139H36ZM40 138V139H39ZM89 138V137H88ZM131 138H132V140H131ZM154 138V139H153ZM175 138V139H174ZM181 138V139H180ZM184 138H188V140H185ZM196 138H198L199 139V141H197V139ZM224 138V139H223ZM3 139V140H2ZM70 139H71V141H70ZM72 139H75V140H72ZM82 139H84L83 141H81ZM170 139V143L168 142V140ZM226 139V140H225ZM243 139V140H242ZM5 140V141H6ZM38 140V141H37ZM52 140V141H51ZM55 140H57V141H55ZM60 140V141H59ZM63 140V141H62ZM68 140H69V142H68ZM88 140V139H87ZM108 141V143H107V141ZM134 140V141H133ZM144 140L148 143V144H146V142H144ZM157 140H160V142H161V144L159 143H154V142H156ZM174 140H175V142H174ZM6 141V142H7ZM61 141L62 142H64V144L63 145H61ZM67 141V142H66ZM74 141H75V143H74ZM76 141L78 142V143H76ZM111 141L113 142L112 144L114 145V148H113V146L111 147ZM139 141V142H138ZM149 141V142H148ZM165 143H164V142ZM190 141H192V142H190ZM5 142V143H6ZM58 142L60 143V145L62 146V148H60V146H59V144H58ZM136 142V143H135ZM162 142H163V147L161 146L162 145ZM194 142V143H193ZM201 142H203L204 143V145H202V143ZM249 142V143H248ZM256 143V147H258L259 145L258 144H262L261 146H262V148H260L261 146H259L258 147V149H256V147L254 148V146L255 145H253L252 143ZM262 142V143H261ZM4 143V144H5ZM33 143V144H32ZM35 143H37V145L39 146H37L36 145V148L34 147H32V146H35ZM107 143V144H106ZM115 143V144H114ZM132 143H133V145H132ZM140 143H143V144H141V145H144V146H146L145 148L146 149H149V152L150 153H145V154H147L146 156H145V154H141L140 152L142 151V148H141V146L139 145ZM150 143V144H149ZM191 143V144H190ZM197 143V146H194L195 144ZM199 143H201V144H199ZM240 143V144H239ZM254 143V144H255ZM3 144V145H4ZM32 144V145H31ZM56 144L58 145V146H56ZM67 144V145H66ZM93 144V145H92ZM95 144V145H94ZM135 144V145H134ZM158 144V145H157ZM165 144H166V146H165ZM168 144V145H167ZM227 144V145H226ZM6 145V144H5ZM5 145L4 146H2V147H5ZM31 145V146H30ZM70 145V146H69ZM92 145V146H91ZM106 145H107V147H106ZM130 145H132V146H130ZM252 145H253V148H254V150L252 149V148H250V147H252ZM258 145V146H257ZM56 147V148H54V147ZM66 146H67V148H66ZM129 146V147H128ZM139 146H140V148H139ZM154 146H156V147H154ZM181 146V147H180ZM8 147V146H7ZM52 147L54 148V151L52 150ZM58 147H59V149H58ZM95 147H97V148H95ZM127 147H128V149H127ZM152 147H154V150L155 151H157V152H155L157 155L159 154V156H157L156 155V157H158L159 158V160H157L155 157H152V155L153 156H155V153H153V154H151V151H152ZM79 148V149H78ZM113 148V149H112ZM126 148V149H125ZM130 148H131V150H130ZM144 148V147H143ZM144 148V149H145ZM156 148V149H155ZM161 148V149H160ZM10 149V148H9ZM52 151H51V150ZM56 149V150H55ZM83 150V151H81V150ZM115 149V150H114ZM144 149H143V151H142V153H144ZM145 149V150H146ZM169 149H171V150H169ZM252 149V150H251ZM256 149V150H255ZM261 149V150H260ZM76 150V151H75ZM114 150V151H113ZM124 150H125V152H124ZM127 150V151H126ZM135 150V151H134ZM139 150H141V151H139ZM158 150H161V152L160 151H158ZM164 150V152H162ZM201 150V151H200ZM260 150V151H259ZM45 151H46V153L47 154H49V155H47L46 153H45ZM89 151V152H88ZM102 151V152H101ZM131 151H133L134 152V154H133V152L131 153ZM165 151H166V153H165ZM252 151V152H251ZM253 151L255 152V153H253ZM14 153H16L15 151H13ZM26 152V153H25ZM77 152V153H76ZM79 152V153H78ZM85 152V153H84ZM122 152V153H121ZM126 153L127 152V154H128V156H127V154L125 155L124 153ZM147 152V151H146ZM153 152V151H152ZM159 152V153H158ZM209 152V153H208ZM25 153V154H24ZM39 155H38V154ZM44 153V154H43ZM81 153V154H80ZM88 153V154H87ZM108 153V154H107ZM115 153H116V155H115ZM163 153V154H162ZM57 154V155H56ZM62 154H63V156H64V158H65V160H62L61 159V157H63L62 156ZM80 154V155H79ZM83 154V155H82ZM111 154H112V157H111ZM118 154H121V155H118ZM141 154V155H140ZM149 154V155H148ZM164 154H167V155H164ZM263 154H264V152H263ZM37 155V156H36ZM47 155L48 157V160L46 159V157L45 156ZM68 155V157H71V158H76V156H78V158L77 159H74V160H76L74 163H73V161L72 160H68V159H66V156ZM108 155V156H107ZM110 155V156H109ZM115 155V156H114ZM134 155V156H133ZM143 155H144V157H145V159H144V157H143ZM40 156V157H39ZM42 156H43V158H42ZM61 156V157H60ZM107 156V158H108V161H110V163H108L107 164V162L108 161H105V157ZM122 158H121V157ZM129 156H130V158H129ZM133 156V157H132ZM160 156H162V157H160ZM166 158H164V157ZM20 157V158H21ZM53 157L55 158V159H53ZM58 157V158H57ZM59 157H60V159H59ZM67 157V158H68ZM117 158V162H116V159L115 158ZM128 157V158H127ZM146 157H150V158H147V161H146ZM191 159H190V158ZM217 157V158H216ZM222 157V158H221ZM263 157V158H262ZM19 158V157H18ZM42 160H41V159ZM57 158V159H56ZM120 158V159H119ZM133 158V159H132ZM153 158H155V160H156V162H157V164H155L154 162H152L151 160L153 159ZM209 158V159H208ZM215 158V159H214ZM218 158H220V159H222L220 162H218L220 159H218ZM226 158H228V159H231V161L233 160L234 161V163H233V165H232V162L231 161H229L231 164V169H232V171L234 172H232L231 170H227V172H226V170H222V169H218L220 166H222V165H225V166H230V165H227L226 164V162L228 161H225V159ZM120 161H119V160ZM121 159H124V160H121ZM142 159H144V160H142ZM148 159H149V161H148ZM161 159V160H160ZM165 159V160H164ZM168 159V160H167ZM199 159V160H198ZM224 159V160H223ZM36 160L34 161V163H36ZM46 160V161H45ZM51 160H50V162H51ZM54 160V161H53ZM56 160V161H55ZM107 160V159H106ZM142 160V161H141ZM164 160V161H163ZM209 160V161H208ZM214 160H215V163L216 164H214L213 162H214ZM218 160V161H217ZM59 161V162H58ZM144 162L146 165H144L143 163H141V162ZM153 161H154V159H153ZM159 161H163L162 163L161 162H159ZM168 161V162H167ZM204 161V162H203ZM207 163H206V162ZM225 161V162H224ZM36 163V165L38 166V167H36V165H35V167H36V169H37V171L40 169V171H38L39 173H41L43 170H41V168H43V166H44V163L42 162V166H40L41 165V163ZM57 162V163H56ZM106 162V163H105ZM120 162H122V163H120V165H119V163ZM158 162L161 164V166L158 164ZM169 164H167V163ZM218 162V163H217ZM237 162H239L238 164H240V165H235ZM33 163V164H34ZM100 163V162H99ZM116 163V164H115ZM127 163V164H126ZM141 163V164H140ZM149 165H148V164ZM202 163H204V166H203V164ZM206 163V164H205ZM210 163H213V164H211L213 167L215 166L216 167V165H217V171H215L216 170V168H212V166H210ZM221 164V163H223V164H221V165H219L218 166V164ZM38 164H40V165H38ZM48 164L49 165H51L49 162H48ZM57 164L60 166V169H59V167H57ZM106 164V165H105ZM126 164V165H125ZM166 164V166L167 167H165V166H163V165H165ZM207 164H208V166H207ZM229 164V163H228ZM51 165V166H52ZM108 165H109V169H108ZM111 165V166H110ZM152 165V166H151ZM155 165H159V167H156ZM202 165V166H201ZM40 166V167H39ZM47 166V167H46ZM66 168H65V167ZM75 166V167H74ZM107 166V167H106ZM131 166V167H130ZM148 166V167H147ZM206 166V167H205ZM17 167H21L20 169L19 168H17ZM51 169V171H50V169ZM105 167V168H104ZM137 167L139 168V170H137ZM142 167V168H141ZM150 167L152 168V167H156V171L155 170H150ZM202 167V168H201ZM239 167V168H238ZM240 167H241V169H240ZM16 168V169H15ZM48 168V169H47ZM64 168V169H63ZM159 168V169H158ZM164 168V169H163ZM183 168V169H182ZM13 169L14 170H16V171H14L13 172ZM47 169V170H46ZM56 169H59V170H56ZM61 169H63V170H65L66 172H64L63 170L61 171ZM122 169V170H121ZM132 169V170H131ZM135 169V170H134ZM140 169H143V171L142 170H140ZM146 169V170H145ZM160 169H163V172H165V173H167V174H164L163 172H162V170H160ZM209 169V170H208ZM210 169H212V171L210 170ZM49 170V171H48ZM55 170H56V172L57 173H60L59 174V176L58 175H56L55 173ZM70 170V171H69ZM73 170H75V171H73ZM77 170V171H76ZM101 170L104 172H101ZM145 170V171H144ZM158 170V171H157ZM236 170L238 171V172H236ZM59 171H61V172H59ZM132 171V172H131ZM135 171V172H134ZM142 171V172H141ZM146 171H147V174H146ZM219 171H221V172H219ZM224 173H223V172ZM244 171V172H243ZM21 172V173H20ZM49 172V173H48ZM71 172V173H70ZM137 172V173H136ZM194 172V173H193ZM229 172V173H228ZM21 174V176H20V174ZM52 173V174H51ZM97 173H100V175H98ZM101 173H102V175H104V176H102L101 175ZM143 174V176H144V178H143V176H142V174ZM150 173H152V175L150 174ZM162 173V174H161ZM225 173H227V174H225ZM17 174H19V178L17 179ZM137 174L138 175H141V177L143 178V179H141L142 181H140V180H138V179H140V176H137ZM148 174H149V178H150V180H151V182H150V184L148 183V185L150 186H147V185H145V186H147V188H149V189H151V190H149V189H147L145 186H144V188H143V190L145 191V193H146V195H149L150 196V198L152 197V199L151 200H153V201H151V202H156V205L154 204V206L152 205V203H150V205L149 204H146L143 200H141V202L140 201H138L136 204L139 206V205H141V207H143V205L145 206L144 208H146V206H147V208H146V210L148 211L149 209L152 211V212H150V213H147V211L146 210H144V208H143V211H142V209H141V207L139 206V207H137V205H136V208H140L138 211H136V210H134L133 211V213L134 214H136V215H134V217H133V219L135 218V216H138L136 219V221H134L133 219H131L132 217V214H128L129 215V217H131V218H128V221H131V224L132 225H134L133 226V228H134V233H133V237H127V239H126V237H125V239L123 240V237L124 236H126V234H125V230L124 231H122V229H124V228H126L125 226H126V223H125V220H123V216H122V214H124L125 212H126V214L128 213L127 212V209L128 208H126L125 207V204L126 203H128V205H129V203L131 202L130 200H131V198L133 197V193H130V192H132V191H135V190H137V188L139 189L140 188V186L138 185V184H141L140 182H143L144 181V179H145V176H148ZM11 175V174H10ZM56 176V178H55V176ZM98 175V176H97ZM116 175H117V177H116ZM135 175L137 176V178L138 179H136V177H135ZM160 175H162L161 177H160ZM164 175V176H163ZM191 175V176H190ZM13 176V175H12ZM54 176V177H53ZM58 176V177H57ZM61 176V177H62ZM100 176H102V178L100 177ZM152 176V177H151ZM61 177H59V180H61ZM233 177V178H232ZM5 178V177H4ZM99 178H100V180H99ZM108 178V179H107ZM133 178V179H132ZM155 178V179H154ZM160 178H163V180H162V182L160 181ZM245 178V179H244ZM247 178V179H246ZM257 178V179H256ZM258 178H259V180H258ZM104 179V180H103ZM152 179H153V181H152ZM192 179V180H191ZM261 179V180H260ZM11 180H13L12 181V183H10V181ZM99 180V181H98ZM101 180H103L102 181V183H101ZM190 180V181H189ZM226 180V181H225ZM255 180V181H254ZM105 181V182H104ZM108 181H110V183L108 182ZM133 181H138L137 183H135V182H133ZM140 181V182H139ZM159 181H160V183H159ZM262 181V182H261ZM118 182H120V181H118ZM156 182V183H155ZM255 182H257V183H255ZM71 183H73V181L71 182ZM107 183V184H106ZM131 183V184H130ZM134 183V184H133ZM154 183V184H153ZM245 183V184H244ZM254 183H255V185H254ZM8 184V183H7ZM33 184H34V182H33ZM91 184V185H92ZM166 184V185H165ZM190 184V185H189ZM230 184V185H229ZM237 184V185H236ZM239 184V185H238ZM248 184H249V190H251L250 191V193H249V191L246 189L245 190V188H247V186H248ZM35 185H37L36 184V182H35ZM88 185V184H87ZM86 185V187H89V186H91L90 184H89V186H87ZM128 185V186H127ZM137 185H138V187H137ZM154 185V186H153ZM158 185V186H157ZM247 185V186H246ZM254 185V188H256V189H253V187H251V186H253ZM17 186H19L18 188H17ZM101 186V187H100ZM154 188H153V187ZM157 186V187H156ZM162 186V187H161ZM9 187V186H8ZM36 187L40 190H35L36 189ZM99 187V188H98ZM137 187V188H136ZM156 187V188H155ZM186 187H187V189H186ZM189 187V188H188ZM245 187V188H244ZM251 187V188H250ZM163 188V189H162ZM199 188V191L197 192V189ZM43 191H42V190ZM153 189V190H152ZM191 191H190V190ZM256 190V191H255ZM38 191H39V193H38ZM125 191V190H124ZM189 191V192H188ZM193 191L195 192V193H193ZM244 191V192H243ZM34 192V193H33ZM162 192H164V193H162ZM179 192V193H178ZM240 192H242V193H240ZM246 192H248V194L246 193ZM255 192H257V193H255ZM91 193H94L95 195H92V196H94V197H96V200L94 199V198H92V196H91V198L89 197V195H91ZM178 195H177V194ZM181 193V194H180ZM247 194V197L249 198H247L246 199V202L244 201V198H243V196H245L246 194ZM251 193H252V195L254 196V198H253V196H251ZM2 195H3V193H1ZM131 194H132V196H131ZM180 194V195H179ZM194 195L193 196V199L191 198L192 197V195ZM242 194H243V196H242ZM245 194V195H244ZM255 194H259V195H255ZM83 195H84V197H83ZM114 195V194H113ZM118 195V196H117ZM167 195V196H166ZM169 195V196H168ZM175 195V196H174ZM184 195V196H183ZM187 195V196H186ZM189 195H191V196H189ZM7 196H5V197H7ZM16 196H18V197H16V199L18 200V201H12L13 200V198L15 199V197ZM34 196V197H35ZM59 196H61L60 198H58ZM179 197L180 199H178V198H174V197ZM260 198V200H259V198ZM26 197V198H25ZM102 197V198H101ZM186 197H188L187 198V200H188V202H186L187 200H186ZM251 197H252V199H251ZM255 197H257V199L255 198ZM20 198V199H19ZM64 198V199H63ZM97 198L98 199H100V200H97ZM182 198V199H181ZM245 198H246V196H245ZM25 199V200H24ZM29 199V200H28ZM66 199V201H64ZM94 199V200H93ZM130 199V200H129ZM185 199V200H184ZM254 199H256L257 200V202H256V200H255V202H252V201H254ZM27 200V201H26ZM32 200V201H31ZM74 201V202H72V201ZM82 200H84V201H86V203H84V201H82ZM127 200H129V201H127ZM191 200V201H190ZM203 200V201H202ZM208 200V201H207ZM210 200V201H209ZM2 201V202H3ZM24 201H26V202H24ZM30 201V202H29ZM59 201H62V202H64V204L66 205V206H64L63 204L61 205L60 203H62V202H59ZM91 201V202H90ZM98 201H100L99 203H100V205L101 206H99V208H98V205H99V203H98V205H97V202ZM126 201V202H125ZM182 201H184V203H186L185 205H183L184 203L182 202ZM206 203H205V202ZM250 201H251V205H250ZM18 202V203H17ZM32 202V203H31ZM92 202H94L93 204H92ZM102 202V203H101ZM110 203V204H112V205H114V207L112 206V205H110V208H109V212L111 211H113L112 212V214H115L116 216H114V215H111V220H112V222H113V225L115 226H113L114 228H116V229H118L117 231H122L121 233H123L124 235H122V238H118V239H115L114 238V241H115V243H111L109 240H111V238H112V240H113V237H112V235L110 234V233H108V235H105L106 237H105V242H106V245H105V242H104V246H109L108 247V249H107V247H106V250L105 249H102V250H99V247H98V243L96 242V241H94V240H92V239H90L89 238V236H91V238L92 237H95V236H92L91 234H92V232L94 233L93 235H96V234H98V229H100L99 227H101V224H100V222L99 221H101V216L103 215V213H104V210H105V206L106 205H108L107 203ZM125 202V203H124ZM202 202V203H201ZM207 202H209V203H207ZM213 203V204H211V203ZM215 202V203H214ZM234 202V203H233ZM243 202V203H242ZM249 202V203H248ZM260 202V203H259ZM4 203V202H3ZM2 203V204H3ZM26 203H28V204H26ZM70 203H71V205H73V204H77L78 205V207H79V204L81 205V203H82V205H83V203L85 204V206L86 207H84L83 206V208H85V214L88 212V214H89V212L91 211V210H93V211H95V213L97 214V216L99 217V215H100V219L93 213H90L89 215L88 214H86L85 216L87 217V219L89 218V219H91V220H89V221H91V222H89V221H87V219H84V223L86 222V224H83V226H85L86 228H84L83 227V230H85L86 231V229L87 228H89V229H87V233H90V235H88L87 233H85V234H87V236H84L83 235V233L80 235V234H77V233H79V232H81V231H77V236L75 235V233L73 234L74 236H75V238H73V237H69V236H67V232L69 231V230H71L72 228H73V225L74 224H72V226H71V223L73 222V216H74V213H75V216H74V218H78V215L80 214V212L79 211H81L80 210V208L77 210V206H75V207H70L71 205H70ZM73 203V204H72ZM104 203H106V204H104ZM114 203V204H113ZM140 203V204H139ZM181 204V207H179L180 206V204ZM187 203H189V204H187ZM204 203V204H203ZM217 203V204H216ZM26 204V206H23V205H25ZM89 205V204H92L91 205V209H87V205ZM103 204V205H102ZM118 204V205H117ZM176 204H178L177 206H176ZM197 204H199V206L197 205ZM209 204V205H208ZM216 204V205H215ZM12 205V206H11ZM14 205V206H13ZM21 205H22V207L23 208H21ZM60 205V206H59ZM128 205H126V206H128ZM183 205V206H182ZM197 205V206H196ZM200 205H202V206H200ZM207 207H209V208H207ZM214 205V206H213ZM16 206V207H15ZM103 206V207H102ZM149 206H150V208H149ZM151 206H152V208L153 207H155L156 206V212H158V214L156 213V212H154L155 211V209H154V211L152 210V208H151ZM187 206V207H186ZM189 206H191V207H189ZM204 206H205V208H204ZM212 206L214 207V208H212ZM235 206V207H234ZM257 206V207H256ZM10 207H11V209H10ZM15 207V208H14ZM56 207V208H55ZM59 207H61L62 209L60 210V209H57V208H59ZM64 207V208H63ZM65 207L69 210V211H67L66 209H65ZM71 209H70V208ZM90 207V206H89ZM124 207L126 208V209H124ZM183 207H185V209L183 208ZM195 207V208H194ZM197 207V208H196ZM200 209H202L203 210V208L205 209V210H203V212H202V210H200V212H198V210H199V208ZM256 207V208H255ZM2 208V209H1ZM7 208V209H6ZM13 208V209H12ZM18 208H20V209H18ZM55 208V209H54ZM74 208H76V210H74ZM135 208V207H134ZM158 208V209H157ZM188 208H189V210H190V212H196V214H194V213H191V215H197V216H191V215H189L190 214V212H188ZM193 208V209H192ZM212 208V209H211ZM3 209H5L4 210V213L2 214V212H3ZM9 209V210H8ZM53 209V213L56 215V214H59V213H61L62 214V216H63V213H65L66 215H64L63 217H67V221L66 222H68V223H66L65 222V218H62V221H60L61 220V217H60V215L61 214H59V215H56V216H54V214L51 212V210ZM99 209H102V211H99ZM113 209V210H112ZM177 209V210H176ZM197 211H196V210ZM207 209H209V210H207ZM255 209V210H254ZM48 210H49V212H48ZM62 210H66L65 212L63 211L62 212ZM87 210V211H86ZM90 210V211H89ZM98 212H97V211ZM117 212V214H118V216L119 215H121V216H119V218H117L116 219V217H118L117 216V214H116V212ZM129 210V209H128ZM149 210V211H150ZM207 210V211H206ZM19 211V212H18ZM70 211H72V212H74L73 213V216H70V215H72V214H70V213H72V212H70ZM120 211V212H119ZM122 211V212H121ZM135 211H136V213H135ZM139 211H140V213H139ZM146 211V212H145ZM177 211V212H176ZM209 211V212H208ZM26 213V215H27V213H34V214H37V215H39L38 217L41 219V220H39V221H37V222H34V223H32L31 221L28 223H26L22 228H16V226H14V227H12V228H15V229H8L7 230V232H5L6 230L4 229L5 228V226L6 225H8L7 223L9 222V220H12V221H14V219L16 218L15 216L16 215H18V213H19V215H18V217H20V216H26V215H23V214H25ZM50 212L53 214H50ZM55 212H58V213H55ZM101 212V213H100ZM205 212H208L207 214H205ZM22 215H21V214ZM50 215H52V216H50ZM77 213V214H76ZM198 213V214H197ZM203 215H202V214ZM15 216H14V215ZM42 214V215H41ZM99 214V215H98ZM111 214V213H110ZM125 214V218L124 219H126L127 218V215ZM139 214H140V216H139ZM152 216H151V215ZM153 214H154V216H155V218L153 217ZM156 214H157V216L158 215H160L159 217H157L156 216ZM262 214V215H261ZM28 215H30V214H28ZM70 217H69V216ZM77 215V216H76ZM88 215V216H87ZM93 215H95L94 217H93ZM190 216V218H192V219H190L189 218V216ZM1 216L2 217H4V218H1ZM11 216H13V218L11 217ZM113 216V217H112ZM146 216L148 217V219L146 218ZM201 216H202V218H201ZM18 217H17V219L16 220H18ZM48 217V218H47ZM52 217V218H51ZM54 217H56L57 219H58V217H60V219H58V221L61 223H59L58 221V223L57 222H55V225L53 224V223H51L52 222V219L53 220H57V219H55ZM85 217V218H86ZM154 220H152L151 218ZM47 218V220L45 221V222H47V223H42L43 221L42 220H45ZM76 218V219H77ZM96 218H97V220H96ZM115 218V219H114ZM122 218V219H121ZM144 218V219H143ZM186 218V219H185ZM198 218V219H197ZM93 219V220H92ZM114 219V220H113ZM131 219V220H130ZM151 219V220H150ZM196 219V220H195ZM199 219H200V221H199ZM50 220V221H49ZM117 220V221H116ZM118 220H119V222H118ZM196 222H195V221ZM251 220H252V222H251ZM8 221V222H7ZM42 221V222H41ZM94 221H96V222H98L97 224L99 225H97L96 224V222H95V224L93 223ZM116 221V222H115ZM121 221V222H120ZM124 221V222H123ZM127 221V220H126ZM127 221V222H128ZM133 221V222H132ZM142 221H143V223H142ZM152 221V222H151ZM187 221V222H186ZM1 222H2V224H1ZM15 222H17V221H15ZM38 222H39V224H40V226L39 227H41L42 229H40V231H43V229H44V231L43 232H45L46 234L48 233V232H50V236H51V234H53L54 232H56V228H58V226H60L61 225V227H59V229H60V232L59 233H57L56 232V234L54 235H52V237H48V235H46L47 236V239H45L46 237H44L45 236V233H44V236H43V238L42 237H40V239L41 240H39L38 239V237L39 236H41V235H43L42 233L43 232H41V234L37 231V229H38ZM54 222V221H53ZM89 222V223H88ZM115 222V223H114ZM146 222H149V226L150 227H148L147 226V224H146ZM153 222H155L156 224H154ZM192 222H194V223H196V224H194V223H192ZM198 222H201V223H198ZM31 223L33 224V225H35V226H33L32 228H36V232H38V233H36L35 231H31V230H29L31 227ZM66 223V224H65ZM70 223V224H69ZM118 223H120V225L123 227V225H125L123 228H121V227H119L118 225ZM198 223V224H197ZM15 224V223H14ZM18 223H16L15 225H17ZM30 225L29 226V229H28V227L26 228L25 226L26 225ZM52 224H53V226H52ZM58 226H57V225ZM97 225V228H96V226L94 227V228H96L97 229V231H96V229H94L93 227H92V225ZM158 224V225H157ZM229 224V225H228ZM3 225V226H2ZM45 225V226H44ZM48 225V226H47ZM117 225V226H116ZM140 225V226H139ZM198 225H200V226H198ZM72 228H71V227ZM139 226V227H138ZM119 227V228H118ZM160 227V228H159ZM166 229H164V228ZM199 227H202V228H200L199 230H198V228ZM228 229H227V228ZM31 228V229H32ZM178 228V229H177ZM197 228V229H196ZM3 229L5 230V231H3ZM19 229H22V230H20L19 231ZM27 230L28 232H23L24 230ZM48 229H50V230H48ZM52 229H55L54 231L52 230ZM62 229V230H61ZM115 229V230H116ZM163 229V230H162ZM178 231H177V230ZM237 229V230H236ZM35 230V229H34ZM53 231V233H52V231ZM199 231L198 233H197V231ZM229 230V231H228ZM260 230V231H259ZM47 231V232H46ZM95 231L97 232V233H95ZM246 231V232H245ZM262 231V232H261ZM30 232V233H29ZM83 232V231H82ZM169 232V233H168ZM194 232H196L195 234H193ZM236 232V233H235ZM1 233H5L4 235L5 236H3V235H1ZM9 235H8V234ZM23 235H22V234ZM31 233H35L36 235L38 234V237L35 235V234H31ZM107 233V232H106ZM171 233V234H170ZM200 233H202V234H200ZM251 233V234H250ZM22 236H21V235ZM24 234H26V235H24ZM31 236H30V235ZM79 235V236H78ZM237 235V236H236ZM13 236H11L9 239L10 240H12V241H10V240H8L9 241V243H8V241H7V243H6V240H5V244H3V243H1L0 242V264H11V257H10V251H8L7 249H4L6 246H1V245H7V244H12V245H9L7 248H9V250H10V248L14 245V244H16V245H18L17 244V242H16V239H13V238H15V237H13ZM25 236H30V237H32V239H33V236H34V241H36L37 239L39 240V241H41L40 243H37V241H36V243L34 242V243H32V239L29 237V239H31V242L29 241V239H27V241H25V240H21V238L23 239V238H25ZM35 236H36V238H35ZM81 236H83V237H81ZM107 236H108V238H107ZM111 236V237H110ZM146 236V237H145ZM179 236V237H178ZM199 236V237H198ZM213 236H215L214 238H213ZM4 237V238H3ZM20 237V238H19ZM110 237V238H109ZM145 237V238H144ZM26 238H28V237H26ZM55 238V239H54ZM132 238H133V240H132ZM149 239V244H150V248H151V245H152V250L150 249V254L148 255L147 253H146V251H144L145 249H144V246H145V240L146 239ZM164 238V239H163ZM177 238V239H176ZM198 238V239H197ZM212 238V239H211ZM234 238V239H233ZM2 239H0V241H2ZM7 239V238H6ZM36 239V240H35ZM49 239V240H50ZM75 239V240H74ZM92 240V241H94V243H96L95 245H93V246H95L94 247V251L92 250V252H87V255L88 256H90V254L92 253L93 255H91V256H93V259H94V255L95 254H97V253H99L98 255L99 256H97L96 255V261H91L90 259H89V261H88V259H86L87 257H85L84 258V256H86V252H85V254H84V248L85 247H91L92 249H93V246H91L92 245V243H89L90 242V240ZM173 239V240H172ZM174 239H176L175 241L177 242V244H176V242L174 241ZM71 240H73V243H75V244H72V241ZM81 240V241H80ZM107 240V241H106ZM111 240V241H112ZM118 240V241H117ZM130 240L131 241H133L132 243L130 242ZM158 240V241H157ZM167 240V241H166ZM169 240V241H168ZM257 240V241H256ZM14 241V242H13ZM68 241H70V243H68ZM116 241L118 242V243H116ZM122 241V242H121ZM142 241H144V242H142ZM162 243H161V242ZM173 241V242H172ZM11 242V243H10ZM14 244H13V243ZM32 243V244H28V243ZM135 242V243H134ZM170 242V244H168ZM174 242H175V245H174ZM26 243V244H25ZM84 243V244H83ZM93 243V244H94ZM121 243V244H120ZM144 243V244H143ZM155 243L156 244H162L161 246V248H160V245L158 246H156L155 245ZM252 243V244H251ZM25 244V245H24ZM39 244V245H38ZM71 244V245H70ZM81 244V245H80ZM91 244V245H90ZM115 244V245H114ZM117 244V245H116ZM123 244V245H122ZM168 246H167V245ZM174 246H173V245ZM182 244V245H181ZM185 244V245H184ZM208 244V245H207ZM223 244H225V245H223ZM236 244V245H235ZM36 247H35V246ZM75 245V246H74ZM85 245H87V246H85ZM124 246L125 247V249H123V251L120 249V247H122V246ZM138 245V246H137ZM177 245V246H176ZM208 247H207V246ZM224 246L223 248L221 247V246ZM226 245L228 246V248L226 247ZM231 245V246H230ZM260 245V246H259ZM15 246V245H14ZM24 246V247H23ZM34 246V247H33ZM104 246H103V248H104ZM169 246H173V247H176V249L178 250V256H177V254L176 255H174V254H172V252H170V250H171V247H170V250L168 251V249H169ZM183 246V247H182ZM196 246V247H195ZM205 246H206V248H205ZM250 246H251V248H250ZM258 246V247H257ZM49 247V248H50ZM69 247V248H68ZM96 247L98 248V249H96ZM114 247V248H113ZM191 247V248H190ZM199 247H201L200 249H199ZM205 248V249H203V248ZM221 247V248H220ZM230 247V248H229ZM35 248H37L38 250H35ZM54 248H56L55 249V251L53 250ZM112 248L114 249V251L112 250ZM115 248H116V250H115ZM163 248L165 249V250H163ZM2 249V250H1ZM28 249V250H27ZM59 249V250H58ZM61 249H63V250H61ZM173 249V248H172ZM175 249V248H174ZM262 249V250H261ZM4 250H7L8 251V253H5V254H7V255H5L4 254ZM59 252H58V251ZM74 250V251H73ZM78 250V251H77ZM79 250H81L82 251V253L84 254H82L81 253V251H79ZM98 250V251H97ZM106 252H105V251ZM108 250V251H107ZM112 250V251H111ZM125 250V251H124ZM177 250H176V253H177ZM197 250H198V252H197ZM220 250V251H219ZM225 251V253L227 252L228 253V251L230 250V251H232V252H234L235 254H236V256H235V254L234 253H232V252H229L228 254H227V256H225V258L226 257H228V256H234V259H230V257L229 258H223L224 256V254L223 255H221L222 253H224V252H222V251ZM245 250V251H244ZM24 252V254L22 253V252ZM40 252V253H38V252ZM57 251V252H56ZM102 251H103V253H102ZM151 251H152V253H151ZM184 251V252H183ZM199 251H200V253H199ZM69 252H70V254H69ZM73 252H75L74 254H73ZM77 252H79V253H77ZM93 252H95V253H93ZM115 252L117 253V254H115ZM163 252V253H162ZM183 252V253H182ZM222 252V253H221ZM49 253V252H48ZM59 253V254H58ZM62 253V254H61ZM81 253V254H80ZM105 253V254H104ZM107 253V254H106ZM160 253V254H159ZM258 253V254H257ZM40 254V255H39ZM50 254V255H51ZM65 254H67V255H65ZM78 254V255H77ZM102 254H104V255H102ZM137 254V255H136ZM158 254H159V256H158ZM167 254V255H166ZM174 255V256H171V255ZM225 254V255H226ZM233 254V255H232ZM251 254V255H250ZM3 255H5V256H3ZM34 255H36V256H38L39 258H35V256ZM54 255V256H53ZM59 255V256H58ZM73 257H72V256ZM75 255H77V256H75ZM83 255V256H82ZM112 257H111V256ZM119 256V257H117V256ZM126 255H128V257H129V260H128V258H127V256ZM25 256V257H24ZM59 257V258H56V257ZM79 256H80V258H79ZM90 256V257H91ZM101 256H105L106 258L104 259L103 257H101ZM107 256L110 258V259H108L107 258ZM114 256V257H113ZM116 256V257H115ZM154 256V257H153ZM171 258H170V257ZM176 256V257H175ZM222 256V257H221ZM6 257V258H5ZM47 257V258H46ZM63 257V258H62ZM79 259H77V258ZM90 257H88V258H90ZM142 257V258H141ZM174 257H175V259H174ZM180 257L181 259H178V258ZM231 257V258H232ZM236 257V258H235ZM4 258H5V262L3 261L4 260ZM7 258L8 259H10V260H7ZM42 258V257H41ZM40 258V259H41ZM43 258V259H44ZM68 258V259H74V260H67V262H66V259ZM92 258V257H91ZM99 258V259H98ZM102 258V259H101ZM112 258L114 259L113 260V262L114 261H118V262H114V263H112ZM119 260H118V259ZM153 258V259H152ZM174 259L173 260V262H172V260L171 259ZM176 258H177V260H176ZM191 258V259H190ZM225 259V260H227V261H225V260H223V259ZM254 258V259H253ZM40 259H39V262H40ZM97 259H98V261H97ZM101 259V260H100ZM131 259V260H130ZM168 259V260H167ZM31 260L33 261V262H31ZM45 260H42V261H45ZM81 260V261H80ZM84 260V262L82 263V261ZM86 260V261H85ZM95 260V259H94ZM110 261L111 263H108V261ZM241 260V261H240ZM7 261L9 262V263H7ZM42 261H41V263H42ZM71 261V262H70ZM78 261V262H77ZM88 261V262H87ZM100 261H103V262H100ZM126 261V262H127ZM170 261H171V263H170ZM199 261V262H198ZM257 261V262H256ZM73 262V263H72ZM120 262V263H119ZM152 262V263H151ZM175 262V263H176ZM181 262V263H180ZM42 263V264H43ZM122 263V264H123ZM38 264V263H37ZM40 264V263H39ZM125 264H128V263H125Z\"/></svg>",
    "mask_w": 264,
    "mask_h": 264
},
{
    "label": "bare ground",
    "instance_id": "6f19581e",
    "mask_svg": "<svg viewBox=\"0 0 264 264\" xmlns=\"http://www.w3.org/2000/svg\"><path fill=\"white\" fill-rule=\"evenodd\" d=\"M47 1H48V0H47ZM52 1H54V3L56 2V0H52ZM52 1H51V2H49V1L47 2L48 4L50 3V7H51V8H52V6L54 5ZM61 1H62V0H61ZM63 1H65L64 3L67 2L68 5H69V4L71 3V1H72V3L70 4V6L73 5V4L75 3V2L73 3L74 0H71V1H70V0H63ZM63 1H62V3H63ZM79 1H80V0H78V3L76 2L75 4H76V5L79 4V3H80ZM88 1H90V0H87V2H88ZM94 1H95V0H94ZM97 1H98V0H97ZM103 1H104V0H103ZM103 1L101 0L102 3L99 1L100 4L103 5V6L101 5L102 7H104V3H103ZM107 1H108V0H106V2H107ZM111 1H112V0H109L108 3H107V5H108ZM113 1H114V0H113ZM116 1H117V2L114 1V3H116V5H117V3H118L119 1H121V0H116ZM175 1H177V0H175ZM175 1H174V2H175ZM179 1H180V0H178L177 2H179ZM181 1H182V0H181ZM220 1H221V0H220ZM220 1H219V2H220ZM224 1H225V0H224ZM227 1H228V0H227ZM249 1H250V0H249ZM249 1H248V2H249ZM90 2H93V1H90ZM90 2H89V4H90ZM106 2H105V3H106ZM121 2H123V3H121V4H123V5L127 4L126 0H125V4H124V1H123V0H122ZM137 2H138V1H137ZM174 2H172V3L174 4ZM183 2H184V3H183ZM190 2H191V0H184V1H182V3H183L184 5H188V4H190ZM194 2H196L195 4H197V5H196V9L194 8L195 10H194V9H190V10H188V11L194 10V12L192 11L193 14H192L191 17L189 16V17H190L189 20H186V18L188 19V16H187V17L184 16V17H185V19H184V23L181 25L180 30H181V31H184V30H185V31L187 32L186 29L189 28V27H188L189 25H192V26H194V27H196V28H199V29H196V31H197V32L200 31L201 34H199V33H198V34L201 35L203 41L206 42V43H204V44H207V45L210 44V45H212V43H214V42H213L212 35H211V33H210V31L213 30L212 27H214V28H217V27H221V28H222V27H226V26H228V28L230 27L231 29L228 30V34H226L227 37L224 39V40L226 41V43H225V41H224V43H225V44H224V48H223V49H220L221 52H220V50L218 49L220 54L217 53L218 55L216 54V56H217V57H218V56H219V57H223V58H225V59H233V62H235V63H240L241 65H244L245 67H247L246 65H248V76L250 75L251 77H253V78H252V81H253L254 79L256 80V84H255L254 86H256V85H258V84H261V86L258 85L259 87H258L256 90H258V92H260V93L263 95V97H264V84H263L264 81H263L262 83H258V84H257V82H258L259 80H261V77H259L261 74H260V75H255V74H257L258 71H259V69H258V71H257L256 67H257V66H258L257 68L260 67V64L258 65V62H257V64L255 65V62H256L255 60H256L257 57H256V58L254 57L255 60H252V59H254L253 56H252V54L250 55V53H247V52H246L245 50H243V49L238 50L237 52H236V51H232V50H235V49H236L235 46H240V45L242 44V43L240 44V43L238 42V38H235V36L232 34V33H234V32H237V33L242 34V35H244V36H246V37H249L248 40L251 39V44H254V45H256L257 47H260L261 50H263V49H264V46L262 45L263 43L261 42V43H262V44H261L260 42H258L259 39H258V41H257L258 43L256 42V40H257L256 38L259 37V35L261 36V35L263 34V30H262V34H261L260 32L258 33V28H257L256 26H254V25H250V24H247L246 22H244L245 19H246V16H247L246 14H248L247 12H244V11L242 12V10H241L240 13H239V11H238V13H237V12H236V13H232V12H228L227 9H226L225 11H223V10H221L223 7H221V9L219 8L221 3H216V0H193V2H192L191 4H193ZM217 2H218V1H217ZM263 2H264V1H262V0H254V3H255V4L258 6V8H259V9H258V8H257V9H258V12L260 13L261 16H264V5L262 4ZM39 3H40V2H39ZM59 3H61L60 0H58V4H59ZM64 3H63V4H64ZM67 3H66V4H67ZM85 3H86V2H85ZM112 3H113V2H112ZM129 3H130V2H129ZM133 3H134V2H133ZM139 3H140V1H139ZM148 3H149V2H148ZM150 3H151V2H150ZM150 3H149V4H150ZM168 3H169V2H168ZM182 3H181V4H182ZM75 4L73 5L74 7L71 6L72 8H70V6H69V8H70V9L68 10L69 12H71V13L74 12V11H70V10H75V9H76V5H75ZM81 4H82V2H81ZM86 4H88V3H86ZM89 4H88L87 6H90V5H91V4H90V5H89ZM98 4H99V3H98ZM173 4H172V5H173ZM218 4H219V7L217 6ZM36 5H37V3H36ZM59 5H60V4H59ZM79 5H80V4H79ZM105 5H106V4H105ZM107 5H106V6H107ZM109 5H110V4H109ZM111 5L113 6V4H111ZM118 5L120 6V2H119ZM118 5H117L116 8L111 7L110 10L107 8L106 12H107V14H109V17H112V16H110V15L115 14V12L118 10ZM123 5H122V6H123ZM129 5L131 6V4H128V5H127L128 7L123 6V7H125V8H123V7H122L123 9H122V8H119L120 10H118V11H121V10H122V11L124 12V14H125V15L128 14V17H129V14H130V13H128V12H129V10L132 9L131 7H129ZM135 5H137V4H135ZM139 5H140V4H139ZM170 5H171V3H170ZM226 5H227V4H226ZM19 6H20V7H17L16 9H18V11H20L21 14H22V11H23V12L26 14V16L29 17V19H31V17H32V19H33V16H32V15H34V14H32V12H33V11H32V6H31V4L28 2V0H22V2L20 3ZM42 6H43V4H42ZM47 6H48V5H47ZM55 6L57 7V2H56V5H55ZM55 6H53L52 9H50L49 6H48V8H49L50 12H52L53 15L55 16V17H54V19H55V25L58 24V25H59L58 27L62 29L63 27H61V26L63 25V23H65V22H67V21H64L63 23H61V22H62L63 20H66V19L69 17V15H67L68 17H66V15H65V13H64V16L66 17V19H63V20L61 19V22H60V18H62V17L58 15L57 11H61V10H57V11H56V9L53 10V9L55 8ZM61 6H62V5H61ZM63 6H64V5H63ZM101 6L99 5V7H101ZM141 6H142V5H141ZM177 6H178V5H177ZM177 6H176V7L174 6V7H175V8H174L175 10H176ZM182 6H183V5H182ZM189 6H190V5H188V7H187V6H186V7L189 8ZM193 6H194V5H192L191 8H193ZM221 6H223V4H222ZM246 6H248V5H246ZM257 6H256V7H257ZM36 7H37V6H36ZM36 7H35V8H36ZM44 7H45V6H44ZM58 7H59V6H58ZM95 7H96V6H95ZM109 7H110V6H109ZM132 7H133V6H132ZM160 7H161V6H160ZM163 7H164V6H163ZM183 7H184V6H183ZM186 7H185L184 9H186ZM19 8H21L22 11L19 10ZM35 8H34V9H35ZM38 8H40V5L38 6ZM38 8H37V9H38ZM48 8H47V9H48ZM83 8H84V7H83ZM83 8H81V9L83 10ZM87 8L90 9V11H91V6H90V7H87ZM96 8H98V7H96ZM104 8H105V7H104ZM104 8H103V11H104ZM127 8H128V9H127ZM136 8H138V7L136 6ZM140 8H141V7H140ZM147 8H148V7H147ZM165 8H167V7H165ZM172 8H173V7H172ZM197 8H199V9H197ZM59 9H60V7H59ZM85 9H86V8H85ZM105 9H106V8H105ZM115 9H116V10H115ZM153 9H154V8H153ZM4 10H5V9H4ZM38 10H42V7H41V9H38ZM38 10H37V12H38ZM43 10H44V8H43ZM49 10H48V11H49ZM51 10H52V11H51ZM92 10H93V9H92ZM95 10H97V9L94 8V11H95ZM124 10L126 11V13H125ZM136 10H137V9H136ZM146 10H148V9H146ZM155 10H156V9H155ZM177 10H179V8H177ZM182 10H183V8H182ZM186 10H187V9H186ZM46 11H47V10H44L43 12H39V13H42V14L36 13V15L39 14L40 17H41V15H42V17H43V15H44L43 13H44V12L46 13ZM55 11H56V12H55ZM62 11H63V10H62ZM75 11H76V10H75ZM78 11L80 12V10H78ZM85 11L87 12V11H89V10L86 9ZM94 11H93V12H94ZM122 11H121V12H122ZM180 11H181V10H180ZM229 11H231V10H229ZM5 12H6V11H5ZM20 12H19V13H20ZM54 12H55V14H54ZM63 12H64V11H63ZM69 12H67V13L69 14ZM101 12H102V10L100 9L99 12L97 11V12H94V13H95V14L97 13V14H96L97 16H98V14H99L98 17L101 18V16H102ZM121 12H118V13L120 14ZM130 12H132L130 15H134V14L137 15V14L134 13L133 11H130ZM135 12H137V11H135ZM178 12H179V11H178ZM33 13H34V12H33ZM48 13H49V12H48ZM48 13H46V14H48ZM67 13H66V14H67ZM74 13H75V12H74ZM74 13H72L73 15H71L72 18H73V16H74ZM76 13H77V12H76ZM76 13H75V14H76ZM83 13H84V12H83ZM94 13H92V16H91V17H93V16L95 15ZM118 13L116 12L117 15H116V14H115V16L113 15V17H115V19L112 17V18H113L112 22H115L114 20H120L119 18H122V16H124L123 13H122V14L120 15L121 17L117 18L116 16H118ZM140 13H141V12H140ZM140 13H139V14H140ZM189 13H190V12H188V15H191V14H189ZM5 14H6V13H5ZM13 14H14V13H11L12 17H14V19L17 18V17H15ZM25 14H24V15H25ZM49 14H50V13H49ZM93 14H94V15H93ZM100 14H101V15H100ZM103 14H104V13H103ZM105 14H106V13H105ZM105 14H104V17L102 16L103 18H101V19H99L98 17H96V18L99 19V22H101L100 20L103 21V19L106 18V15H105ZM142 14H143V13H142ZM144 14H145V13H144ZM160 14H161V13H160ZM182 14H183V13H182ZM184 14H185V13H184ZM252 14L254 15V13H252ZM39 15H37V16L39 17ZM61 15H63V14L61 13ZM76 15H78V14H76ZM96 15H95V16H96ZM161 15H162V14H161ZM175 15H176V14H175ZM186 15H187V14H186ZM253 15H252V16H253ZM26 16H24L23 18H25V19H26L25 21L28 22ZM46 16H47V15H46ZM58 16H59L60 18H59ZM71 16H70V17H71ZM95 16H94V17H95ZM158 16H159V15H158ZM50 17H52V14L50 15ZM70 17H69V18H70ZM75 17H76V18L81 17V16H80V13H79L78 17H77V16H75ZM109 17H108V18H109ZM125 17H126V16H125ZM125 17H123V18H125ZM128 17H127V18H128ZM19 18H21V19H19ZM52 18H53V17H52ZM63 18H64V17H63ZM72 18H70V19L72 20V22H74V20H73ZM116 18H117V19H116ZM123 18H122V19H123ZM248 18H249V17H248ZM250 18H251V17H250ZM257 18H258V17H257ZM18 19L20 20L19 22H21V20L23 21L22 16H21V17L19 16ZM32 19H31V20H32ZM54 19H53V22H54ZM70 19H68L69 22H71ZM93 19H94V18H93ZM122 19H121V21H122V23H123V20H122ZM139 19H140V18H139ZM146 19H147V18H146ZM151 19H152V18H151ZM253 19H254V18H253ZM253 19H252V20H253ZM31 20H30L31 23H32V21H36L35 19H33L32 21H31ZM79 20H81V18H80ZM79 20H78V21H79ZM91 20H92V19H91ZM124 20L127 21L126 18H125ZM76 21H77V19H76ZM93 21H94V22L96 21V22L98 23V21H97L96 19L93 20ZM106 21H107V22H106ZM106 21H105L106 23L103 22V23H105V24H103V23L101 22V23H102L101 25H103V27H105L106 24H108V20H106ZM121 21H120V23H121ZM136 21H137V20H136ZM141 21H142V20H141ZM179 21H180V20H179ZM23 22H24V21H23ZM45 22H46V21H45ZM79 22H81V21H79ZM79 22H78V23H79ZM130 22H131V21H129V22H124V23H127V24H128V23H130ZM165 22H166V21H165ZM180 22H181V21H180ZM252 22H253V21H252ZM21 23H22V22H21ZM31 23H28V27H29V28L26 26L27 24H26L25 26L27 27V30L30 29L29 31H31V30L33 29L31 33L34 34L35 37H37V36H36V35H37V32L34 31V30H36V28H34V27H36V26H35V23H36V25H37L38 21H37V22H34V26H31ZM39 23H40V22H39ZM39 23H38V25H39ZM76 23H77V22H76ZM91 23H92V22H91ZM97 23H95V24H97ZM109 23H110V21H109ZM115 23H116V25H115ZM115 23H114V25L112 24L111 27H112L113 29H115V31H116V28H117V32H114L113 29H112V30H113V31H112L111 28H110V29L108 28V30H109L108 33L110 32L111 35H112V36H111V39H112V37L115 38V36H113L112 33H114V35L116 34V36L118 35L117 38L120 37V38H122V40L125 39V38H127L128 40H132V39H134V37L131 36L130 34H126V33H127V32H126L127 30L125 31L126 33L123 31V30L126 28L127 24L124 25L125 27H124V26L122 27L121 25H119V24H120L119 22L116 21ZM118 23H119V24H118ZM181 23H182V22H181ZM190 23H191V24H190ZM233 23H236V24H233ZM254 23H255V22H254ZM254 23H253V24H254ZM29 24H30V25H29ZM32 24H33V23H32ZM73 24H75V23H73ZM79 24L82 25L81 23H79ZM79 24H78V25H79ZM92 24H93V23H92ZM99 24H100V23H98L97 25H99ZM110 24H111V23H110ZM256 24H257V23H256ZM22 25H23V24H22ZM46 25H47V24H46ZM66 25H68V26L70 27V26H71V23H70V25H69L68 23H67V24L65 23L64 27H65ZM75 25H77V24H75ZM78 25H77V27H78ZM80 25H79V26H80ZM90 25H91V24H90ZM97 25H93V27H88V28H90L89 30H91V28H92V31H93L95 28L99 29L98 27H95V26H97ZM101 25H99V26H101ZM117 25H119V29H118V26H117ZM122 25H123V24H122ZM129 25H130V24H129ZM73 26H74V25H73ZM88 26H89V25H88ZM109 26H110V25L108 24V27H109ZM113 26H117V27L114 28ZM120 26H121V27H120ZM132 26H133L132 29L136 28V29L138 30V28H137L138 25L136 26V24H135L136 27H135L134 25H132ZM132 26H130V28H131ZM139 26H140V25H139ZM172 26H173V25H172ZM177 26H178L177 28H179V27H180V23H179V25H177ZM209 26H210V29H211L210 31L208 30ZM260 26H261V25H260ZM30 27H31V28L33 27V28L31 29ZM40 27H41V26H40ZM52 27H53V26H52ZM55 27H56V26H54L53 28L55 29ZM71 27H72V26H71ZM71 27H70L71 30H72L73 28L75 29V26L72 27V28H71ZM80 27H81V26H80ZM80 27H78V28H80ZM103 27L101 26V28H103ZM128 27H129V26H128ZM128 27H127V29H128ZM150 27H151V26H150ZM167 27H168V26H167ZM66 28H68V27L66 26ZM93 28H94V29H93ZM105 28H106V27H105ZM123 28H124V29H123ZM191 28H192V27H191ZM221 28H219L218 30H220ZM263 28H264V25H263ZM56 29H58V28L56 27ZM86 29H87V25H86ZM86 29H85V31H86ZM122 29H123V30H122ZM132 29H128V30L131 31ZM136 29H134V30H136ZM63 30H65V29H62L61 31H63ZM76 30H77V28H76ZM95 30H96V29H95ZM95 30H94V33L91 31V33H93V35H94L95 32H96ZM100 30H101V29H100ZM102 30L104 31V30H106V29H102ZM137 30L134 31L135 34H134V33H133V34L136 35V36H137L136 38L138 39V35L136 34ZM139 30H140V27H139ZM143 30H144V29H143ZM143 30H142V31H143ZM156 30H157V28H156ZM180 30H179V31H180ZM223 30H224V28H223ZM223 30H220V32L223 31ZM259 30H261V29H259ZM33 31H34V33H33ZM45 31L48 32V30L45 29V30L43 31V33H45ZM111 31H112V32H111ZM140 31H141V30H140ZM147 31H148V30H147ZM179 31H178V32H179ZM189 31H190V30H189ZM196 31H195V32H196ZM213 31H214V30H213ZM104 32H105V31H104ZM128 32H129V31H128ZM148 32H149V31H148ZM148 32H147V33H148ZM157 32H158V31H157ZM195 32H194V33H195ZM214 32H215V31H214ZM216 32H217V31H216ZM35 33H36V35H35ZM48 33H49V32H48ZM48 33H47V34H48ZM64 33H66V32H64ZM64 33H63V34H64ZM67 33H69V32H67ZM70 33H72V32H70ZM102 33H103V32H102ZM129 33H131V32H129ZM137 33H138V32H137ZM140 33H143V32H140ZM140 33H139V35H140ZM182 33H183V32H182ZM187 33H188V32H187ZM217 33H219V32H217ZM217 33H216V34H217ZM225 33H226V32H225ZM45 34H46V33H45ZM47 34H46V37H43V38H44L43 40H45V38H47ZM84 34L86 35V36H84V37H87V34H86V33H84ZM104 34H105V33H104ZM104 34H103V35H104ZM106 34H107V33H106ZM148 34H149V33H148ZM184 34H185V32H184ZM42 35H43V34H42ZM72 35H73V34H72ZM91 35H92V34H91ZM91 35L89 34V36H91ZM107 35H108V34H107ZM109 35H110V34H109ZM109 35H108V36H109ZM143 35H144V34H143ZM149 35L151 36L152 33L149 34ZM180 35H181V34H180ZM185 35H187V34H185ZM194 35H195V34H194ZM214 35H215V34H214ZM55 36H56V35H55ZM74 36H75V34H74ZM95 36H98V34L96 33ZM95 36H92V38H94ZM99 36H101V37H98V40L103 41V40L105 39V38L102 39V35H101V34H100ZM105 36H106V35H105ZM145 36H146V35H144V37H145ZM155 36H156V35H155ZM155 36H154V37H155ZM201 36H199V37L201 38ZM244 36H243V37H244ZM48 37H50V34L48 35ZM57 37H58V36H57ZM60 37H61V36H60ZM139 37H140V38H143L142 35H140ZM152 37H153V36H152ZM152 37H151V38H152ZM185 37H186V36H185ZM187 37H189V34L187 35ZM199 37H197V40H198ZM5 38H6V37H5ZM55 38H56V37H55ZM66 38H67V37H66ZM100 38H101L102 40H101ZM108 38H109V37H108ZM117 38H115V44H114V42L112 43V45L114 44V47L116 48L115 51H114L113 48L111 49L112 45L109 44V46H111V47H109L110 50H113V51H114L113 53H115V55L117 54L116 52H118V54H119V51H120V50H118V48L122 46L120 38H119L118 40H120V44H121V45H120L119 43L116 42ZM140 38H139V39H140ZM156 38H160L159 35H157ZM156 38H152L153 41H154ZM164 38H165V37H164ZM173 38H174V37H173ZM195 38H196V37H195ZM195 38H193V39L196 40ZM211 38H212V39H211ZM234 38H235V39H234ZM41 39H42V38H41ZM41 39H40V40H41ZM50 39H51V38H50ZM50 39H49V40H50ZM74 39H75V38H74ZM74 39H72V40H74ZM81 39H82V37H81ZM87 39H88L90 42H89ZM137 39H135V40H137ZM139 39H138V40H139ZM216 39H218L217 36H216ZM239 39H240V38H239ZM260 39H261V38H260ZM0 40H1V39H0ZM57 40H58V39H57ZM67 40H68V43H69V42H70L69 40H71V37H70V39H67ZM79 40H80V39H79ZM82 40H84L83 43H86V44H85V46H83V43H82V41H81V44H82L81 51L84 50V51H83L84 53L87 52V50H85V48H86V45H87V42H88V44L91 43L90 45H92V47H93V46L97 47V51H96V52H98V53H96L95 51H92V49H91V53H89L90 55L88 54V52H90V51H88L87 54L85 53V55H87V56H85V55H81V56H84L83 58H86V57L89 58L90 56H93V57H94V56H96V54H98V55L96 56V59H95V57H94V58H93V57H90V58H92V59H90V61L94 60V61H93V63L95 64L94 66H96V63H97V66H98L99 63H98V62L95 63V60H96V61H99V59H101V57H99V56H101V55L104 56L105 54H102V53H101V55H99L100 53H99V51H98V48L100 47L101 44L98 46V44H97V42H98V41H97V37H96V41H95V42H93L95 39H89V38H86V39L83 38ZM86 40H87V41H86ZM91 40H92V41H91ZM106 40H107V39H106ZM135 40H134L133 43H132L133 40L130 41L129 44L126 43V42H124L125 40L122 41L123 44L126 43L125 45L128 44V46H129L130 48H132V49H130L129 47L127 48V46L124 45V46L126 47V50H128V49H130V51L133 50L131 53H135V52H134V48L136 47V50H137L138 47L141 45V44H137V43H136V44L139 45V46H135V44H134V43H135ZM138 40H137V41H138ZM140 40H141V39H140ZM143 40H144V38H143L141 41H143ZM147 40H148V38L146 37V38H145V42H146V43H147ZM156 40H157V39H156ZM159 40H160V39H159ZM159 40H157V41H155V42H160ZM188 40H189V39H188ZM188 40H187V41H188ZM197 40H196V41H197ZM200 40H201V39H200ZM234 40L237 41V42L235 43ZM248 40H247V41H248ZM2 41H3V40H2ZM2 41H1V42H2ZM46 41H47V40H46ZM74 41H75V40H74ZM85 41H86V42H85ZM107 41H108V40H107ZM113 41H114V40H113ZM126 41H127V40H126ZM137 41H136V42H137ZM170 41H171V40H170ZM203 41H202V42H203ZM261 41H262V40H261ZM41 42H42V41H41ZM41 42H40V43H41ZM63 42H65V41H63ZM79 42H80V41H77L76 43H79ZM118 42H119V41H118ZM139 42H140V41H139ZM139 42H138V43H139ZM143 42H144V41H143ZM145 42H144V44H145ZM165 42H166V41H165ZM215 42H216V41H215ZM263 42H264V41H263ZM43 43H44V42H43ZM43 43H41V44L43 45ZM49 43H51V40H50V42H48V44H49ZM61 43H62V42H61ZM61 43H60V44H61ZM71 43H72V42H71ZM92 43H93L94 45H93ZM101 43H102V42H101ZM131 43H132V44H131ZM140 43H141V42H140ZM152 43H153V42H152ZM152 43H151V44H152ZM161 43H162V41H161ZM178 43H179V42H178ZM187 43H188V42H187ZM195 43L197 44V42H195ZM245 43H246V41H245ZM6 44H7V42H6ZM46 44H47V43H46ZM48 44H47V45H48ZM51 44H52V43H51ZM51 44H49L48 46H51ZM53 44H55V45H53ZM53 44H52V46L55 47V48H53L52 46H51V47H52V49L54 50V52H53V55H54V54H57L58 49H56V48H57L58 45H56L57 42H54ZM60 44H59V45H60ZM73 44H75V43L73 42ZM73 44H72V45H73ZM96 44H97V45H96ZM106 44H107V42H106ZM116 44H117V45L119 44L120 46L118 45V47H117ZM130 44H131V45L134 44V46L132 47V46H130ZM157 44H159V43H157ZM166 44H167V43H165V45H166ZM188 44H189V43H188ZM233 44H235V46H234ZM239 44H240V45H239ZM248 44H249V43H248ZM1 45H2V44H1ZM3 45H5V44H3ZM66 45H67V44L65 43V45H62V47L66 46ZM69 45H70V43H69ZM72 45H71V46H72ZM76 45H77V44H76ZM78 45H80V43H79ZM78 45H77V46H78ZM103 45H105V44H103ZM159 45H160V44H159ZM197 45H200V48H201V46H205V47L207 46V45H203V44L201 45V44H200V41H199V43H198ZM197 45H195V46H197ZM210 45H209V46H210ZM214 45H215V44H214ZM232 45H233L234 47H232ZM259 45H260V46H259ZM8 46H9V45H8ZM17 46H18V45H17ZM17 46H16V47L13 46V47H11V48H14V47L17 48ZM88 46H89V45H88ZM141 46H142V45H141ZM150 46H152V45H150ZM195 46H193V48H194ZM230 46L232 47V50L230 49ZM241 46H242V45H241ZM3 47H4V46H3ZM43 47H44V46H42L41 48H43ZM59 47H60V46H59ZM59 47H58V48H59ZM62 47H60V49H62ZM83 47H85V48L82 49ZM95 47H94V48H95ZM107 47H108V46H107ZM144 47H145V46H144ZM146 47H147L148 49H150V47H148V45H147ZM154 47H157V46H154ZM166 47H167V46H166ZM181 47H182V46H181ZM207 47H208V46H207ZM245 47H246V45H245ZM257 47H256V48H257ZM15 48H14V50H17V49H15ZM20 48H22V47H20ZM70 48H71V47H70ZM79 48H80V47H79ZM105 48H106V47H105ZM139 48H140V47H139ZM147 48H146V49H143V47H142V50H144V55H146V54H148V53H149L148 56H149L150 54H153V53H155L153 56L156 55V52H154V51H155V49H158V48H155V49H154L153 46H152L151 48H152L154 51L151 52V49H150V52H151V53H150L149 51H148V53H146L145 51L147 50ZM160 48H161V47H160ZM163 48H164V47L161 48V51H162V52L165 51V49L163 50ZM169 48H170V47H169ZM195 48H196V47H195ZM197 48H198V47H197ZM202 48H203V47H202ZM238 48H239V47H238ZM238 48H237V49H238ZM249 48H250V47H249ZM1 49H2V48H1ZM50 49H51V48H50ZM67 49H69V48H67ZM77 49H78V48H77ZM95 49H96V48H95ZM99 49H101V47H100ZM9 50L12 51L11 49H9ZM43 50H44V49H43ZM53 50H52V51H53ZM56 50H57V51H56ZM79 50H80V49H79ZM88 50H89V49H88ZM103 50H104V49L102 48L101 51H103ZM105 50H106V49H105ZM116 50H118V51H116ZM136 50H135V51H136ZM138 50H141V49H138ZM142 50H141V51H142ZM178 50H179V49H178ZM192 50H193V49H192ZM192 50H191V51H192ZM258 50H259V49H258ZM258 50H257V51H258ZM6 51H8V50H6ZM19 51H21V50L19 49L18 51H14L15 53H17V52H18V53H17V54H13V55H12V53H13V51H12V53H10V55H12V57H11L10 55H8L9 58L12 59V60H10V61H11V64H10V62H8L9 65H10V69H8L9 67L7 68L8 71H6L7 69H6L5 67H7V64H8L7 61H8L9 58H8L7 56H5V57H3V58H2V57L0 58V73H3V72H4L3 75L5 74V71L7 72L6 74H8L9 70H11L12 72L10 71V73H13V74H14V73H23V74L26 73V75L23 77L24 80L22 79L21 87L19 86V84H17V85H18L20 88H18V86L15 85V87L17 86V88L20 89L19 91H21L23 94H21V96H20L19 94L16 93V94H17L18 96H20V97H18V99H17L15 102H11L10 99H9L10 102L7 101V102H9V104L12 103L11 105H13V106L11 107V105L9 106V104L7 103L8 106H9V109H10V108L13 109L14 105H15V106H19V107L22 106V105H24V104H25V100L27 99L26 97L30 96L31 94H32V96H33V94H35V93H33V92H34V89H37V86L41 85V84L43 83V81H44V83H45V82L47 81L46 79H49V78L53 79V78H52L53 75H51L52 77H48V78H46V76L49 75V73H47V72H46V73L43 72L44 69H41V68H40L39 70H38V68H37V70H36V71H33V72H27L28 69H29V67L32 66V64H33L32 62H33V61H31V63H30V62H29L30 60H29V61L26 60V58L23 57V53H22V55H21V53H20ZM45 51H47V47H46V50H45ZM48 51H49V50H48ZM48 51H47V52H48ZM55 51H56V52H55ZM60 51H63V52H64V50H60ZM69 51H70V50H69ZM121 51H124V49H123V50L121 49ZM128 51H129V50H128ZM141 51H137V52L140 53ZM156 51H157V50H156ZM63 52H62V53H63ZM70 52H71V51H70ZM78 52H79V51H78ZM92 52H94V53H92ZM110 52H111V51H110ZM142 52H143V51H142ZM166 52H168V51L166 50V51L164 52V54H165ZM170 52H171V51H170ZM205 52H208V51H205ZM245 52H246V53H245ZM6 53L8 54V52H5V54H6ZM19 53H20V54H19ZM64 53H65V52H64ZM68 53H69V52H68ZM95 53H96V54H95ZM120 53H121V52H120ZM145 53H146V54H145ZM159 53L162 54L163 59H165V61L168 60L167 56H164L163 53H161V52L158 51V54H159ZM253 53H254V52H253ZM0 54L3 55V53H0ZM5 54H4V55H5ZM65 54H66V53H65ZM69 54H70V53H69ZM109 54H112V53H109ZM123 54H124V57L122 56ZM126 54L128 55L129 52H128V53H125V51H124V53L122 52V54H121V57H122L121 60H122L123 58H126V57H125V56H127ZM142 54H143V53H141V55H142ZM179 54H180V53H179ZM184 54H185V53H184ZM202 54H203V53H202ZM246 54L248 55V59H250V58L252 57V59H251L252 61H251V60L249 61V60L246 58V56H247ZM263 54H264V53H263ZM4 55H3V56H4ZM62 55L64 56V54H62ZM107 55H108V52H107L106 56H107ZM115 55H113V56H115ZM119 55H120V54H119ZM119 55H118V56H119ZM136 55L139 56L140 54H135L134 56H136ZM141 55H140V56H141ZM144 55H142L141 59L139 60V58H138L137 56H136V57H137L138 59H137V58H134V57L132 56V54H131V55H130V58H129V59L132 58L131 60H128V58H126L127 60H126V59H124V60H125V62L129 61V63H130V61H132L133 59H135V62H136V59H137V60L140 61V62H138V63H140L141 65H143V66H145V67H149V68H150V67H151V63L149 62L148 59H149L150 56H151L150 58H152V59H153V57H152V55H150L149 57L146 55L148 58L145 59V58H143ZM205 55H206V54H205ZM0 56H1V55H0ZM24 56H25V55H24ZM26 56H27V55H26ZM56 56H57V55H55V57H56ZM63 56H62V57H63ZM79 56H80V55H79ZM111 56H112V55H111ZM131 56H132V57H131ZM160 56H161V55H160ZM162 56H161V57H162ZM169 56H171V54H170ZM177 56H178V55H177ZM202 56H203V55H202ZM249 56H250V57H249ZM52 57H53V56H52ZM57 57H58V56H57ZM98 57H99V59H98ZM165 57H166V58H165ZM196 57H197V56H196ZM23 58H24V59H23ZM64 58H65V57H63V59H64ZM83 58H82V59H83ZM88 58H87V59H88ZM156 58H157V56H155L154 59H156ZM202 58H203V57H202ZM211 58H212V56H211ZM68 59H69V57H68V58L66 57V60H68ZM102 59L105 60V57H102ZM102 59H101V61H102ZM166 59H167V60H166ZM188 59H189V58H188ZM214 59H215V58H214ZM25 60H26V61H25ZM88 60H89V59H88ZM182 60H183V59H182ZM211 60H212V59H211ZM221 60H222V58H221ZM221 60H220V61H221ZM247 60H248V61H247ZM258 60H259V59H258ZM262 60H263V59H262ZM72 61H73V60H72ZM101 61H99V62H101ZM133 61H134V60H133ZM152 61H153V60H152ZM152 61H151V62H152ZM155 61H156L157 65H158L157 68H159V69L161 70V68H160V66H159L160 63L157 62V59H156ZM155 61H154V63H155ZM158 61H159V60H158ZM165 61L162 60V62L166 63ZM172 61H174V60H172ZM197 61H198V59H197ZM209 61H210V60H208V62H209ZM220 61H219V59H218V62L221 64ZM51 62H52V61H51ZM85 62H86V61H85ZM199 62H200V61H199ZM208 62H207L205 65L209 64ZM210 62H211V61H210ZM248 62H249V63H248ZM89 63H90V62H89ZM102 63H103V65H104V64H105V65L107 64V62H106V63L102 62ZM102 63H100V64H102ZM131 63H134V62H131ZM152 63H153V62H152ZM154 63H153V64H154ZM158 63H159V64H158ZM168 63H170V60H169V62H167L166 64H167V65H170V67H171V64H172V66H174V65L176 66L175 61H174V63H172V62H171L170 64H168ZM211 63H213V61H212ZM211 63H210V64H211ZM262 63H263V62H262ZM262 63H261V65H262ZM134 64H135V63H134ZM136 64H137V63H136ZM166 64H164V65H166ZM181 64H183V63H181ZM9 65H8V66H9ZM30 65H31V66H30ZM85 65H87V64H85ZM88 65H89V64H88ZM103 65H101V67H100V65H99L98 67L96 66V68H98V69L101 68V70H103V67H104V69H106V70L109 68V66H108V68L106 67L108 64H107L106 66H105V65L103 66ZM127 65H128V63H127ZM131 65H132V64H131ZM131 65H129L130 68H131ZM138 65H139V64H138ZM155 65H156V64H155ZM157 65H156V66H157ZM193 65H194V64H193ZM213 65H214V63H213ZM216 65H217V64H216ZM233 65H234V64H233ZM102 66H103V67H102ZM123 66H124V65H123ZM129 66H128V67H129ZM132 66H134V65H132ZM136 66H137V65H136ZM136 66H135V67H136ZM152 66H153V65H152ZM156 66H153V68L156 67ZM161 66H163V64H162ZM255 66H256V67H255ZM263 66H264V65H262V67H263ZM48 67H49V66H48ZM87 67H88V66H87ZM91 67H92V66H91ZM105 67H106V68H105ZM124 67H126V66H124ZM145 67H144V68H145ZM184 67H185V66H184ZM210 67H211V65H210ZM213 67H214V66H213ZM219 67H220V66H219ZM241 67H242V66H241ZM241 67H240V68H241ZM42 68H43V66H42ZM130 68H129V69H130ZM138 68H139V67L137 66V70H138ZM141 68H142V67L139 68L141 71L138 70L137 73H138L139 71H140V72H143ZM157 68H156V69H157ZM162 68H164V67H162ZM176 68H178V66H176ZM186 68H188V67L186 66ZM204 68H205V67H204ZM211 68H212V67H211ZM220 68H221V67H220ZM260 68H261V67H260ZM2 69H4V70H2ZM94 69H95V68H94ZM135 69H136V68H135ZM146 69L148 70V68H146ZM165 69H166V68H165ZM173 69H174V68H173ZM188 69H190V68H188ZM194 69H195V68H194ZM206 69H208V65H207V68H206ZM213 69H214V68H213ZM213 69H211V70H213ZM221 69H222V68H221ZM223 69H224V68H223ZM261 69H262V68H261ZM1 70H2L3 72H2ZM40 70H42V71H40ZM45 70H46V68H45ZM124 70H125V71H128V70H126V68H125ZM132 70H133V67H132L131 71H132ZM151 70L153 71V70H155V69L150 68V71H151ZM174 70H175V69H174ZM174 70H172V71H174ZM178 70L180 71V68L177 69V71H178ZM202 70H203V69H202ZM49 71H50V70H49ZM108 71L110 72V68L108 69ZM111 71H112V74H113V70H112V69H111ZM117 71H119V70H117ZM131 71H130V72H131ZM134 71H135V73H136V70H134ZM148 71H149V70H148ZM150 71H149V72H150ZM169 71H170V70H169ZM172 71H171V72H172ZM219 71H220V72H223V71H221V70H219ZM224 71H225V69H224ZM226 71H227V70H226ZM99 72H100V71H99ZM101 72H102V71H101ZM103 72H104V71H103ZM157 72H158V69H157ZM161 72H162V71H161ZM171 72H170V73H171ZM174 72H176V70H175ZM204 72H205V70L203 71V73H204ZM229 72H230V71H229ZM44 73H45V74H44ZM52 73L54 74L53 71H52ZM56 73H57V72H56ZM56 73H55V74H56ZM59 73H60V72H59ZM153 73H154V72H152V74H153ZM177 73H178V72H177ZM207 73H208V72H207ZM212 73L214 74L215 72L212 71ZM212 73L210 72L209 74H212ZM6 74H5V75H6ZM43 74H44L45 76H44ZM50 74H51V72H50ZM55 74H54V75H55ZM88 74H89V73H88ZM100 74H101V73H100ZM107 74H108V78L111 77V75H110L111 72H110V73H106V75H107ZM155 74H156V73H154V77H155ZM163 74H164V73H163ZM171 74H173V73H171ZM180 74H181V75H180ZM180 74H179V76H182V77H181V78L179 77V78H180L181 80L184 79V82L186 83V85H189V86H190L191 83H192V80H191V76L189 75V73L186 74V72H185V76H184V73H183V71H182V73L180 72ZM218 74H219V73H218ZM222 74H223V73H222ZM222 74H221V77H222V79L224 78L223 81L226 83V81H225L226 79H225V77H224L225 74H224V76H223ZM258 74H259V73H258ZM1 75H2V74H1ZM1 75H0V78L2 77L1 79H3V78L5 77V75H4V76H3V75L1 76ZM10 75H11V77H12V74H10ZM89 75H90V74H89ZM103 75H105V74H103ZM141 75H142V73H141ZM146 75H147V74H146ZM146 75H145V76H146ZM150 75H151V74H150ZM165 75H166V74H165ZM165 75H164V76H165ZM173 75H174V74H173ZM177 75H178V74H177ZM203 75H204V74H203ZM216 75H217V74H216ZM219 75H220V74H219ZM230 75H231V74H230ZM262 75H263V74H262ZM7 76H8V77H7V79H8V78H9V75H7ZM70 76H71V75H70ZM72 76H73V75H72ZM90 76H92V75H90ZM136 76H137V75H136ZM136 76H134V77H136ZM206 76H207V75H206ZM226 76H227V75H226ZM11 77H10V78H11ZM44 77H45L46 79H44ZM102 77H103V76H102ZM105 77H106V76H105ZM134 77H133V78H134ZM137 77H138V76H137ZM156 77L159 79L158 76H156ZM168 77L170 78V76H168ZM211 77H213V76L211 75ZM227 77H228V76H227ZM10 78L8 79L9 81H10ZM92 78H93V77H92ZM106 78H107V77H106ZM157 78H156V79H157ZM161 78H162V77H161ZM163 78H164V77H163ZM208 78H209V77H208ZM244 78H245V77H244ZM244 78H243V79H244ZM249 78H250V77H249ZM259 78H260V79H259ZM1 79H0V80H1ZM4 79H6V77H5ZM4 79L2 80L3 83H5V82H4V81H5ZM7 79H6V81H7ZM11 79H12V78H11ZM74 79H75V78H74ZM74 79L72 78L70 81L72 82V80H73V81L75 82L76 79H75V80H74ZM86 79H87V78H86ZM101 79H102V78H101ZM104 79H105V78H104ZM109 79H111V78H109ZM148 79H149V77H148ZM165 79H166V76H165ZM165 79H164V80H165ZM174 79H175V76H174ZM174 79H172V80L169 81V82H165V83H167V84L171 83V85H172V82H174ZM177 79H178V78L176 77L175 80L177 81ZM258 79H259V80H258ZM262 79H263V78H262ZM17 80H18V79H17ZM89 80L92 81V80H94V79L89 78ZM89 80H88V81H89ZM106 80H108V79H106ZM133 80H134V79H133ZM138 80H140V79H138ZM142 80H143V79H142ZM142 80H141V81H142ZM166 80H167V79H166ZM249 80H250V79H249ZM9 81H7L6 83L9 84V83H10ZM48 81H49V83L52 82V80H50V79H49ZM48 81H47V82H48ZM54 81H55V80H53V82H54ZM57 81H58V80H57ZM57 81H56V86H58L59 89H57V91L54 90V91H56V92L54 93V95H53L52 92H50L49 94H46L47 96H50V94H52L53 96L51 95V96H52V97H50L51 100H50V99H47L48 97H45V96H44V97L46 98L45 101L48 102V100H50L49 102H51L52 99L54 98L57 102H59L60 105H63V107H66V109L68 108L67 110L72 109L71 105L73 104L72 106H74V103H72L71 105H69V103H70V99H71V94H72L71 92L76 93L77 90H76V89L74 90V87H72V86H70V85H73V84H75V83L73 82V83L71 84L70 81L68 80L69 83H70L68 87H62V86L60 87V86L58 85V82H57ZM66 81H67V80H66ZM68 81L66 82V85H67ZM79 81H80V80H78V82H79ZM81 81H82V79H81ZM81 81H80V82H81ZM104 81H105V80H104ZM108 81H109V80H108ZM134 81H135V80H134ZM136 81H137V80H136ZM149 81H150V79H149ZM179 81H180V80H179ZM228 81H229V80H228ZM244 81H245V79H244ZM252 81H251V83H252ZM53 82H52V83H53ZM80 82H79L78 84H80ZM85 82H86V81H84L83 83L81 82L82 87H84L85 84H87V83H85ZM137 82H138V81H137ZM161 82H162V79H161ZM182 82H183V81H182ZM197 82H198V81H197ZM229 82H230V81H229ZM232 82H233V81H232ZM259 82H261V81H259ZM0 83H1V82H0ZM3 83H2V84H3ZM13 83H14V82H13ZM18 83H19V82H18ZM49 83H48V84L46 83V84H47L46 86H49V85H50ZM52 83H51V84H52ZM84 83H85V84H84ZM114 83H115V82H114ZM233 83H234V82H233ZM2 84H0V85L2 86ZM63 84H64V83H62V84H60V85H63ZM76 84H77V83H76ZM78 84H77V85H78ZM162 84H163V86L165 87L164 82H163ZM175 84H176V83H173V85H172V86H174V87H171V86H170V87H171V88H175ZM83 85H84V86H83ZM141 85H142V88H143V87H144V84L142 83ZM146 85H147V84H146ZM155 85H156V84H155ZM231 85H232V84H231ZM231 85H229V83L226 84L225 88L223 89V90H224V95H226V96H230V95H232V99H231V96H230V100L226 98V100H228L229 102H231L232 100L238 99L237 101L235 100L236 102H234V101H232V102H234V103L236 104V106H237V108H238V109L236 108V110H239V112L241 111V113H242V111H244V110L247 109V108L244 109V108H245L244 106H243L244 108H242V105H243V103L247 104V102H250V99L248 98L250 95H248V94L246 95V94L244 93L245 96H244V95H243V96H244V97H247V98L249 99V101H247L248 99L246 100V99H244V97H243V100H244V101H245V100L247 101V102H246V101L243 102V100H241L240 98H236L237 95H239V94H236V95H235V93H234V87H232ZM1 86H0V90L5 89V87L7 86V84H6V86H5V84H3V88H2V89H1ZM44 86H45V85H44ZM44 86H43L42 88H45ZM51 86H53V85H51ZM56 86H55V87H56ZM79 86H81V85H79ZM149 86H150V85H149ZM252 86H253V85H252ZM40 87H41V86H40ZM40 87H39V88H40ZM49 87H50V86H49ZM49 87H48V88H49ZM70 87H72V89H73V90L71 89L72 91L69 90ZM82 87H81V88H82ZM157 87H158V86H157ZM180 87H181V86H180ZM218 87H219V86H218ZM51 88H52V87H51ZM53 88H54V86H53ZM85 88H87V87H85ZM85 88H84V91H85ZM88 88H89V87H88ZM88 88H87V89H88ZM151 88H152V87H151ZM165 88L167 89L166 91H168V87H165ZM171 88H170V89H171ZM221 88H222V87H221ZM12 89H13V88H12ZM46 89H47V88H46ZM87 89H86V90H87ZM94 89H95V88H94ZM254 89H255V87H254ZM51 90H53V89H50V91H51ZM92 90H93V88H92ZM108 90H109V88H108ZM146 90H147V89H144V91H146ZM153 90L155 91V89H153ZM158 90L160 91V88H159ZM238 90H239V89H238ZM244 90H245V89H244ZM250 90H251V89H250ZM19 91H18V92H19ZM39 91H40V93H41V90H40V89H39ZM39 91L36 90V92H38V93H39ZM42 91H43V93H44V90H42ZM48 91H49V90H48ZM70 91H71V92H70ZM74 91H75V92H74ZM80 91H81V89H80ZM84 91H83V88H82V92H84ZM95 91H96V90H95ZM154 91H153V93H154ZM156 91H157V89H156ZM169 91H170V90H169ZM245 91H246V90H245ZM14 92H15V91H14ZM21 92H20V93H21ZM85 92H86V91H85ZM107 92H108V91H107ZM176 92H177V91H176ZM186 92L188 93V91H186ZM214 92H215V90H214ZM222 92H223V91H222ZM1 93L3 94V92H1ZM1 93H0V96H2ZM86 93H87V92H86ZM89 93H91V91H89ZM89 93H88V94H89ZM92 93H93L95 96H94L93 94H89V95H91L90 98L87 97L88 94H87V96H86V94H84V95L87 97V98H86L87 100L84 101V104H83L82 107H80V106L82 105L81 100H80L79 98H77V99L80 100V102L78 101L80 104H78V105L76 106L77 110H78L79 108H80V110H81V109L84 107L85 104H88V105H89V103L98 104V106H99V104H102V103L104 102V100L107 98V97H105V99H104V96H102V94H100V96L98 95L99 97H98V96L96 97V94H95L93 91H92ZM96 93H99V92H96ZM118 93H119V92H118ZM142 93H144V92L142 91ZM237 93H238V92H237ZM240 93H241V92H240ZM247 93H248V92H247ZM14 94H15V93H14ZM16 94H15L14 96L11 94V95L13 96L14 99H16V97H17ZM24 94H25V95H24ZM115 94H116V92H115ZM124 94H125V93H124ZM147 94H148V96H150L149 93H147ZM147 94H146V95H147ZM156 94H157V93H156ZM170 94H171V93H170ZM180 94H183L182 96H185V95H186V94L184 95V93H180ZM180 94H179L180 99H179V97H178V99H179V101L181 102V99H182V98H181V95H180ZM189 94H190V93H189ZM189 94H188V97H189V99L191 100L192 95H190V96H191V97H190ZM204 94H205V92H204ZM73 95H74V94H72V96H73ZM92 95H93V96H92ZM119 95H120V94H119ZM144 95H145V93H144L142 96H144ZM206 95H207V94H206ZM212 95H213V94H212ZM32 96H31V97H32ZM39 96H41V95H39ZM74 96L77 97V94L74 95ZM74 96H73L72 98H74ZM101 96H102L103 98H101ZM115 96H116V98H117V95H114V98H115ZM175 96H176V95H175ZM195 96H197V95H195ZM195 96H193V98H194ZM33 97H34V96H33ZM33 97H32V98H33ZM150 97L154 98L155 96L152 95V96H150ZM198 97H200V96H198ZM206 97H207V96H206ZM206 97H205V98H206ZM215 97H216V96H215ZM238 97H240V96H238ZM254 97H255V96H254ZM9 98H11V100H12V97H9ZM32 98H31V99H32ZM100 98L102 99V100H101V103H100ZM116 98H115V99L108 98V99H111V101L113 100V101H112L113 103L111 102V103H112V104H111V107L108 109L107 113L115 114V113L117 112V110H118V109H117V106L119 107V105L121 104V101H123V100L120 99V98H122V97H120V96L118 97L119 99H118V98L116 99ZM159 98H160V97H159ZM184 98H185V99H184ZM193 98H192V99H193ZM196 98H197V97H196ZM203 98H204V97H203ZM203 98H202V99H203ZM223 98H224V101H226V100H225V97H223ZM14 99H13V100H14ZM28 99H29V98H28ZM37 99H38V102L41 101V100H39V98H37V96H36V100H37ZM103 99H104V100H103ZM108 99H106V100H108ZM122 99H123V98H122ZM150 99H151V98H150ZM183 99H184L185 102H187V103L190 101V100L187 101V95H186L185 97H183ZM183 99H182V100H183ZM198 99H199V98H198ZM258 99L260 100V98H258ZM5 100H6V99H5ZM13 100H12V101H13ZM106 100H105V101H106ZM114 100H115V101H114ZM199 100H201V97H200ZM206 100H207V99H206ZM31 101H33V100H31ZM31 101H30V103H31ZM34 101H35V99H34ZM43 101H44V100H43ZM74 101H75V98H74ZM74 101H72V102H74ZM109 101H110V100H109ZM125 101H126V100H125ZM146 101H147V100H146ZM150 101H151V100H150ZM152 101H153V100H152ZM194 101H195V100H194ZM201 101L203 102L204 100H201ZM219 101H220V100H219ZM241 101H242V102H241ZM38 102H37V103H38ZM41 102H42V101H41ZM47 102H46V104H47ZM53 102H54V100H53ZM53 102H52V103H53ZM75 102H76V101H75ZM78 102H77V103H78ZM82 102H83V101H82ZM106 102H107V101H106ZM154 102H156V101H154ZM170 102H171V101H170ZM183 102H184V101H183ZM185 102H184V103H185ZM191 102H192V101H191ZM197 102H198V101H197ZM197 102H196V103H197ZM226 102H227V101H226ZM229 102H228V104H230ZM258 102H259V101H258ZM26 103H28V102H26ZM32 103H34V102H32ZM32 103H31V104H32ZM39 103H40V102H39ZM39 103H38V107H39V106L41 107V105H39ZM77 103H75V104H77ZM184 103H183V104H184ZM204 103H205V102H204ZM31 104H30V105H31ZM35 104H36V103H35ZM35 104H34V105H35ZM49 104H50V103H48L47 106H48ZM53 104H55V102H54ZM53 104L51 105V107L53 106ZM103 104H104V103H103ZM118 104H119V105H118ZM122 104H123V103H122ZM188 104H189V103H188ZM209 104H210V103H209ZM212 104H213V103H212ZM225 104H226V103H225ZM225 104H224V105H225ZM27 105H28V104H27ZM27 105H26V106H27ZM34 105H33V106H34ZM60 105H58V106L60 107ZM178 105L181 106V103H180V104H177L176 106L178 107ZM191 105H192V104H191ZM198 105H200V104H198ZM201 105H202V103H201ZM233 105H234V104H233ZM233 105L231 104V107H232ZM248 105H249V104H248ZM248 105H247V106H248ZM251 105H252V104H251ZM257 105H258V104H257ZM26 106H25V107H26ZM28 106H29V105H28ZM43 106H45V105L43 104ZM43 106H42V111H41V108H39L40 110H38V107L35 105V107H36L37 110L39 111V112L37 111L38 114H39L40 112H43ZM78 106H79V107H78ZM90 106H91V105H90ZM90 106H89V107H90ZM100 106H101V105H100ZM102 106H103V105H102ZM139 106H140V105H139ZM176 106H174L175 109H176ZM180 106H179V107H180ZM193 106H194V105H193ZM245 106H246V105H245ZM247 106H246V107H247ZM48 107H49V106H48ZM51 107H49V108H51ZM69 107H70V108H69ZM95 107L97 108V109H95V108L93 107V108L95 109V112H96V110L101 109L100 107H97V105H95ZM130 107H131V106H130ZM140 107H141V106H140ZM167 107H169V106H167ZM170 107H171V106H170ZM170 107H169V108H170ZM172 107H173V106H172ZM172 107H171V108H172ZM189 107H190V106H189ZM202 107H203V106H202ZM229 107H230V106H229ZM15 108H16V107H15ZM15 108H14V109H15ZM21 108H22V109H21ZM21 108H20V109L23 110V107H21ZM26 108H27V107H26ZM36 108H35L34 110H32V111H34V113H35V111H36ZM44 108H45V107H44ZM52 108H53V107H52ZM52 108H51V109H52ZM54 108H57V105H56V104H55ZM61 108H62V107L58 108L59 111H60V114H61V111L63 112V110H62ZM76 108H75V109H76ZM86 108H87V105H85V107H84L83 109H86ZM123 108H124V107H123ZM123 108H122V109H123ZM169 108H167V109L165 110V111H166L165 113H168V114H169V111H172V110H173V109H171V108L169 109ZM194 108L198 111V112H197V113H199L198 115H200V116H198V115H197V116H198L199 118H201L202 120L204 119L203 121H210V120H211V117L209 116V114L203 112V111H205V108H203V110H201L202 108L200 107V108H201V109H200V108L197 107L196 105H195ZM2 109H3V107H2ZM9 109L5 110V111H6V112L4 113L5 115L7 114V112L9 111ZM14 109H13V110H14ZM17 109H19V108H17ZM17 109H16V110H17ZM28 109H29V108H28ZM30 109H32V108L30 107ZM30 109H29V110H30ZM64 109H65V108H64ZM88 109H89V108H88ZM88 109H87V110H88ZM102 109H103V107H102ZM133 109H134V108H133ZM133 109L130 110V111L127 113V115L124 116V118H123L122 120L125 121V122H126L127 124H129L130 126H133V127H136V128H137V127H138V122H140V121L142 120L143 117L145 118V114H144L143 110L141 111V110H133ZM160 109H161V108H160ZM168 109H169V110H168ZM187 109H188V105H187ZM243 109H244V110H243ZM13 110H12V112H15V111H16V110H14V111H13ZM47 110H48V109H47ZM52 110H53V109H52ZM56 110H57V109H56ZM56 110L54 111V113L56 112V114H57V111H58V110H57V111H56ZM67 110L64 111L66 114L69 112V111H67ZM72 110H73V109H72ZM72 110H70V111L72 112ZM87 110H84V111L87 112ZM91 110H92V109H91ZM91 110H90V111H91ZM167 110H168V111H167ZM179 110H180L181 112H183L184 109L181 110V107H180ZM179 110H178V111H179ZM191 110H192V109H191ZM211 110H212V109H211ZM258 110H259V109H258ZM18 111H19V110H17V112H18ZM26 111H28V110H26ZM45 111H46V109H45ZM84 111H83V112H84ZM147 111H148V110H146V112H147ZM174 111H175V110H174ZM184 111H186V110H184ZM192 111H193V110H192ZM3 112H4V111H3ZM9 112H10V111H9ZM9 112H8V114H9V116H10V113H11V112H10V113H9ZM17 112H16V113H17ZM19 112H20V111H19ZM46 112H47V111H46ZM48 112H49V110H48ZM48 112H47V113H48ZM75 112H76V110H75ZM77 112H78V114H76V115H77L78 117H80L79 114L81 115L82 113H79V112H80L79 110H78ZM86 112H84V113H85V114H89V110H88V113H86ZM103 112H104V111H103ZM181 112H180V114H182ZM236 112H237V111H236ZM236 112H235V114H236ZM255 112H256V111H255ZM30 113H31V112H30ZM34 113H33V114H34ZM37 113H35L36 116L38 115ZM44 113H45V112H44ZM44 113H40V114H43V115H44ZM72 113H74V111H73ZM84 113L81 115V117H82L83 115H85ZM90 113H93V111L90 112ZM160 113H161V112H160ZM177 113H178V112H175V114H177ZM197 113H196V114H197ZM232 113H234V112H232ZM232 113H231V114H232ZM241 113H240V114H241ZM244 113H245V112H244ZM244 113H243V114H244ZM247 113H248V112H247ZM247 113H246V114H247ZM250 113H251V112H250ZM0 114H1V116H0L1 118H2V116H3V118H5V120H7L6 118L8 117V115H7L6 117H4V115H2V111L0 112ZM17 114H18V113H17ZM19 114H20V113H19ZM19 114H18V115H19ZM40 114H39V116H40ZM50 114H51V116H50ZM56 114H55V115H56ZM60 114L58 113L56 116H58V115H60ZM66 114H65V115H66ZM68 114H70V113H68ZM98 114H99V113H98ZM101 114H102V113H101ZM168 114H166V115H168ZM173 114H174V113H173V111H172V115H173ZM243 114H241V115H243ZM11 115H13V114L11 113ZM22 115H23V113H22ZM28 115H29V114H28ZM28 115L26 114V116H23V119L25 120V118H26ZM31 115H32V113H31ZM31 115H30V116H31ZM43 115H41V117H42ZM46 115H48V114H46ZM52 115H53V113H50V112H49L50 119H49V117H47L49 120L46 119V116H43V118H40V117L37 116V117L35 118V119H36V122L34 123L35 125H33V124H32V125H33L34 127L36 126V128H37V127H38V128H40V127H41V128L45 127V128H47V131H48V125H49V124H46L45 126H43V124H45L44 121H47V120H48L49 123H50L52 119H55V118H52V119H51V117H53ZM63 115H64V113H63ZM63 115H62V117H63ZM65 115H64V117H63L64 119H66V117H69V115H66V117H65ZM163 115H164V113H163ZM170 115H171V113H170ZM232 115H233V114H232ZM252 115H253V112H252ZM256 115H257V114H256ZM13 116H15V115H13ZM13 116H12V117H13ZM33 116H34V115H33ZM33 116H32V117H33ZM56 116H55V117H56ZM86 116H87V115H86ZM96 116H97V115H96ZM168 116H169V115H168ZM177 116H178V114H177ZM237 116H238V115H237ZM243 116H244V115H243ZM10 117H11V116H10ZM12 117H11V119H12ZM21 117H22V116H21ZM58 117L61 119V115L58 116ZM75 117H76V116H74V118H75ZM81 117H80V119H81ZM97 117H98V116H97ZM233 117H234V116H233ZM233 117H232V118H233ZM255 117H256V116H255ZM8 118H9V117H8ZM28 118H29V117H28ZM28 118H27V119H28ZM33 118H34V117H33ZM33 118H32V119H33ZM44 118H45V119H44ZM74 118H73V120H74ZM85 118H86V117H85ZM148 118L150 119V116H148ZM170 118H171V117H170ZM234 118H235V117H234ZM9 119H10V118H9ZM9 119H8V120H9ZM27 119H26V120H27ZM60 119H59V120H60ZM94 119H95V118H94ZM98 119H99V118H98ZM98 119H96V120H98ZM149 119H148V120H149ZM151 119H152V118H151ZM187 119H188V118H187ZM241 119H242V118H241ZM253 119H254V117H253ZM13 120L15 121V120H16V117H15V118L13 117ZM17 120H18V119H17ZM21 120H22V118H21ZM26 120H25L24 122H26ZM59 120H58V118H57V122H58ZM73 120H72V121L70 120V121H71V124L73 123ZM77 120H78V118H77ZM143 120H145V119H143ZM243 120H244V119H243ZM248 120H249V119H248ZM254 120H256V119H254ZM254 120H253V122H254ZM19 121H20V119H19ZM30 121H31V119H30L26 124L29 125L30 123L33 122V121L30 122ZM52 121H53V120H52ZM55 121H56V119H55ZM68 121H69V120H68ZM87 121H88V120H87ZM111 121H112V120H111ZM245 121H246V120H245ZM245 121H242V122H245ZM256 121H257V120H256ZM8 122H9V121H8ZM8 122H6V123H8ZM10 122H12V120H10ZM10 122H9V124H7V125H11ZM22 122H23V120H22L19 124H22ZM29 122H30V123H29ZM57 122H56V124H55L57 127H54V128H57V129H58V126H59V128H60V130H59L60 133H61V131H63L64 129L66 130V128H67L66 126H65L66 128H61V127H62L61 125L64 124V123L62 122V119H61V121H60L61 123L59 122L60 125H59ZM66 122H67V121H66ZM91 122H92V121H91ZM141 122H142V121H141ZM147 122H148V121H147ZM238 122L242 123L241 121H238ZM238 122L235 121V122H233V124H234V123H237V124H235V125H238ZM0 123H1V122H0ZM2 123L4 124V122H2ZM12 123H13V122H12ZM148 123H149V122H148ZM240 123H239V124H240ZM255 123H256V122H255ZM3 124H2V125H3ZM13 124H15V123H13ZM24 124H25V123H24ZM69 124H70V122H69ZM74 124L77 125V123H74ZM74 124H73V128L76 127ZM84 124H85V123H84ZM87 124H89V123H87ZM109 124H110V122H109ZM139 124H140V123H139ZM158 124H159V123H158ZM162 124H163V125H162ZM162 124L160 123V125H161L160 127H162V129H163V131H165V133H166V132H171V131H172V132L175 131L176 133H181V130L178 129L179 127H175V126H173L172 124H169V123H165V124H164V123L162 122ZM205 124H206V123H205ZM16 125L18 126V123H16L15 125H13V126L11 127V131H12L14 137L10 138L11 141H9V138H8V141L6 140L7 138H5L4 141H2V142H4V143L7 141V142L5 143L6 145H5L4 143H2V146L5 145V147H2V146L0 147V206L2 205L3 208H4L5 203H6L5 200H4V201L2 200L3 197H4V199L6 198V200L10 199L11 197L8 198L9 196H7V194L10 195V194H9L10 191H11L10 193L12 194V193H13L12 190L14 191V190L16 189V188L13 189V187H11V189H10V186H12V185L9 184V180H10L9 178L12 177L11 179H13V177H16V175H14L15 173L12 174V173H10V172H11L12 168H14L15 166H19L20 164H19V163H18V164H15L14 167H11V166L14 165V162H15L14 160H15L16 155H17L16 160H17V159H18V160L21 159V161L23 162L25 159L23 160L22 157H24V156L27 154V153L25 152L26 154L24 153L25 155H24V156L22 155V157H21V156H19V154H17L16 150L18 151L19 149H20V150L22 149L21 151H24V150L28 151L27 149L30 148V147H29V140L25 139V137H28V135H27V133H26V132H27V131H26L27 129L25 128V129H26V130H25L26 132H25V136H23V137H24V138H23L22 135H21L20 133H18L17 131H15V130H16V128H15ZM32 125H29V127H28V130L30 129L29 131H31L30 133H31V135H32V138H30V137H28V138H30V139L33 140V139H34L33 136H35L36 133H35V130H34V131H33V134H32V128H34V127H30V126H32ZM53 125H54V124H53ZM53 125H52V126H53ZM55 125H54V126H55ZM66 125H67V124H66ZM243 125H244V124H243ZM259 125H260V122H259ZM5 126H6V124H5ZM19 126L22 127V125H19ZM19 126H18V128L20 129ZM49 126H50V125H49ZM60 126H61V127H60ZM63 126H64V125H63ZM68 126H69V125H68ZM71 126H72V125H71ZM77 126H78V125H77ZM102 126H104V125H102ZM110 126H111V125H110ZM140 126H141V124H140ZM158 126H159V125H157V127H158ZM252 126H253V125H252ZM262 126H263V123H262ZM262 126H261V127H262ZM0 127H1V126H0ZM3 127H4V126H3ZM69 127H70V126H69ZM69 127H68V128H69ZM91 127H92V126H91ZM151 127H152V126H151ZM160 127L158 128L159 130H161ZM238 127H240V125H238ZM259 127H260V126H259ZM6 128H7V130H8L9 126H7ZM50 128H51V127H50ZM50 128H49V129H50ZM68 128H67V130H68ZM70 128H71V127H70ZM73 128H72V129H73ZM80 128H81V126H80ZM80 128L78 127L77 130H82V129H80ZM253 128H254V127H253ZM255 128H257V127H255ZM263 128H264V127H263ZM3 129H4V128H3ZM3 129H2L1 131H3ZM9 129H10V128H9ZM34 129H35V128H34ZM57 129H56V130H57ZM61 129H63V130H61ZM84 129H85V131L89 134V136H88L89 138L87 137L88 140H87V139H85V140L82 139L81 141H83V140H84V141H88V143H94V142H96V141H97V140L95 139V136H96V135H95V132L92 130L93 128H91V129H88V128H87V130H86V128L84 127ZM101 129H102V128H101ZM104 129H105V128H104ZM104 129H103V130H104ZM116 129H117V127H116ZM133 129H134V128H133ZM156 129H157V128H156ZM250 129H251V128H250ZM261 129H262V128H261ZM7 130H6L5 132H7ZM22 130H23V128H22ZM22 130H21V131H22ZM45 130H46V129L40 130V132H38V133H40V135H41V131L44 132ZM51 130H53V129H51ZM65 130H64V131H65ZM67 130H66L65 132H67ZM73 130H76V129H73ZM73 130H71V131H70L71 133H69V134H68V132H67V134H68L69 136H70V134L73 135V133H74ZM77 130H76V131H77ZM89 130H91V131L88 132ZM118 130H119V129H118ZM122 130H123V129H122ZM130 130H131V129H130ZM136 130H137V129H136ZM186 130H187V129H186ZM263 130H264V129H263ZM36 131H37V130H36ZM38 131H39V130H38ZM47 131H46V132H47ZM53 131H54V130H53ZM57 131H58V130H57ZM59 131H58V132H59ZM82 131H83V130H82ZM113 131H114V130H113ZM116 131H117V130H116ZM138 131H139V130H138ZM148 131H149V130H148ZM184 131H185V130H184ZM188 131H189V130H188ZM255 131H256V130H255ZM5 132H4V133H5ZM65 132H64V133H65ZM72 132H73V133H72ZM78 132H79V131H78ZM119 132H121V131H118L117 133L119 134ZM146 132H147V131H146ZM158 132H160V131H157V130H156V133H157V134H159ZM161 132H162V131H161ZM161 132H160V133H161ZM193 132H194V130H193ZM193 132H191V133H193ZM211 132H212V131H211ZM240 132H241V131H240ZM240 132H239V133H240ZM9 133L11 134V132H9V130H8V134H7V133H5V134H7V135L9 136V135H10ZM34 133H35V134H34ZM38 133H37V134H38ZM50 133H52V131L49 132L48 135H51ZM87 133H86V135H87ZM112 133H113V132H112ZM114 133H115V132H114ZM122 133H123V132H122ZM162 133H164V132H162ZM185 133H186V131L183 133V135H184ZM241 133H242V132H241ZM241 133H240V134H241ZM243 133H244V132H243ZM1 134H3V132L0 133V136H1L0 139L3 138V136H2ZM42 134H45V132L42 133ZM52 134H53V133H52ZM65 134H66V133H65ZM67 134H66V135H67ZM77 134H78V133L76 132V135H77ZM80 134H81V133H80ZM80 134H78V135H80ZM140 134H141V133H140ZM145 134H146V133H145ZM194 134H196V133H194ZM11 135H12V134H11ZM23 135H24V134H23ZM29 135H30V134H29ZM45 135H47V134H45ZM48 135H47V137H50V136H48ZM54 135H55V134H54ZM54 135H52V136H54ZM58 135H59V134H58ZM66 135H65V136H63V134H62V135H59V139H61L60 137H62V139L64 140V137H66ZM94 135H95V136H94ZM121 135H122V134H121ZM151 135H153V134H151ZM168 135H169V133H168ZM181 135H182V134H181ZM185 135H187V134H185ZM208 135H209V132H208ZM253 135H254V134H253ZM260 135H261V134H260ZM260 135H259V136H260ZM5 136H6V135H5ZM8 136H6V137H8ZM37 136H38V135H37ZM69 136H68V138H69ZM114 136H115V135H114ZM132 136H135V135H132ZM170 136H172V133H170V135L168 136V138H169ZM187 136H188V135H187ZM197 136H198V135H197ZM10 137H11V136H10ZM47 137H45V138L48 139ZM77 137H78V136H75V135H74V138H75V139H76ZM161 137L163 138V135H162ZM174 137H175V136H174ZM180 137H181V136H180ZM183 137H184V136H183ZM192 137H193V136H192ZM195 137H196V135H195ZM212 137H213V136H212ZM212 137H210V139H211ZM214 137H215V136H214ZM233 137H234V136H233ZM248 137H249V136H248ZM50 138H52V137H50ZM54 138H55V139H58V138H56V137H53V139H54ZM78 138H79V137H78ZM78 138H77V139H78ZM151 138H152V136H151ZM158 138H160V137H158ZM166 138H167V137H166ZM172 138H173V137H172ZM176 138H177V137H176ZM241 138H244V137L242 136ZM36 139H37V138H36ZM39 139H40V138H39ZM75 139H72V140H75ZM153 139H154V138H153ZM160 139H161V138H160ZM170 139H171V137H170ZM170 139H169V140L167 139L169 143H170ZM174 139H175V138H174ZM178 139H179V136H178ZM180 139H181V138H180ZM184 139H185V140H188V138H187V139L184 138ZM196 139H197V141H199L198 138H196ZM212 139H213V138H212ZM223 139H224V138H223ZM2 140H3V139H2ZM5 140H6V141H5ZM63 140H62V141H63ZM131 140H132V138H131ZM189 140H190V139H189ZM189 140H188V141H189ZM225 140H226V139H225ZM242 140H243V139H242ZM37 141H38V140H37ZM51 141H52V140H51ZM55 141H57V140H55ZM59 141H60V140H59ZM62 141H61V145L64 144L65 140H64V142H62ZM70 141H71V139H70ZM106 141H107V140H106ZM133 141H134V140H133ZM146 141H147V140H146ZM146 141L144 140V142H146ZM0 142H1V141H0ZM66 142H67V141H66ZM68 142H69V140H68ZM138 142H139V141H138ZM148 142H149V141H148ZM163 142H164V141H163ZM163 142H162V145H161L162 147H163ZM174 142H175V140H174ZM190 142H192V141H190ZM74 143H75V141H74ZM76 143H78V142L76 141ZM107 143H108V141H107ZM107 143H106V144H107ZM112 143H113V142L111 141V143H110V144H111V147L113 146V148H114V145H113ZM135 143H136V142H135ZM154 143H158V144L160 143V144H161L160 140H157V141L154 142ZM164 143H165V142H164ZM193 143H194V142H193ZM201 143H202V145H204L203 142H201ZM201 143H199V144H201ZM248 143H249V142H248ZM254 143H255V142H254ZM254 143H252V144L255 145V146H254V148H255V147H256V143H255V144H254ZM261 143H262V142H261ZM3 144H4V145H3ZM32 144H33V143H32ZM32 144H31V145H32ZM58 144H59L60 148H62V146L60 145L59 142H58ZM114 144H115V143H114ZM141 144H143V143H140V144H139V145L141 146V148H142V151H143V149H144L147 145L144 146V145H141ZM146 144H148V143L146 142ZM149 144H150V143H149ZM158 144H157V145H158ZM170 144H171V143H170ZM190 144H191V143H190ZM239 144H240V143H239ZM31 145H30V146H31ZM36 145H37V143H35V146H32V147H33V148H34V147L36 148ZM66 145H67V144H66ZM92 145H93V144H92ZM92 145H91V146H92ZM94 145H95V144H94ZM132 145H133V143H132ZM132 145H130V146H132ZM134 145H135V144H134ZM167 145H168V144H167ZM226 145H227V144H226ZM253 145H252V147H250V148H252V149L254 150ZM258 145L261 146L262 144H261V145L258 144ZM258 145H257V146H258ZM7 146H8V147H7ZM37 146H38V145H37ZM56 146H58V145L56 144ZM69 146H70V145H69ZM140 146H139V148H140ZM165 146H166V144H165ZM194 146H197V143H196ZM259 146H258V147H259ZM262 146H263V145H262ZM262 146H261L260 148H262ZM38 147H39V146H38ZM53 147H54V146H53ZM53 147H52V150L54 151V148H56V147H54V148H53ZM106 147H107V145H106ZM128 147H129V146H128ZM128 147H127V149H128ZM143 147H144V148H143ZM154 147H156V146H154ZM154 147H152V148H153V149H152L153 152L151 151V154L157 152V151L154 150ZM180 147H181V146H180ZM258 147H256V149H258ZM263 147H264V146H263ZM9 148H10V149H9ZM66 148H67V146H66ZM95 148H97V147H95ZM113 148H112V149H113ZM156 148H157V147H156ZM156 148H155V149H156ZM30 149H31V148H30ZM37 149H38V148H37ZM37 149H36V150H37ZM58 149H59V147H58ZM78 149H79V148H78ZM125 149H126V148H125ZM145 149H146V148H145ZM145 149H144V153H142V151L139 150V151H141L140 153H141V154L150 153V152H149V149H150V148H149V149H146V150H145ZM157 149H158V148H157ZM160 149H161V148H160ZM252 149H251V150H252ZM256 149H255V150H256ZM262 149H263V148H262ZM20 150H19V151H20ZM31 150H32V149H31ZM36 150H35V151H36ZM38 150H39V149H38ZM38 150H37V151H38ZM50 150H51V149H50ZM52 150H51V151H52ZM55 150H56V149H55ZM80 150H81V149H80ZM102 150H103V152L101 151L102 154L99 153V152H97V151H96V152H92V151H93V150H92L91 153H90L88 156H86L85 158H82V159H81V157L84 156V155L82 154L83 156H81V157L77 160V163H76V164H77V167H78V168H76V169H79L78 171L76 170L77 173H76V172H75V173H74V172H72V173L70 172L71 174H69V175H67V174L64 173V175L62 176L63 173L60 174V173H57V172H56V170H59V169H60V166L57 164V167H59V169H56V170H55V172H56L55 174L58 175V176H59V174H60L59 177H61V176H62V177H61V180H59V177L57 176V177H58V181L55 182V183H52V181H50V180H51V176H50L49 174H47V171H44V170H43L44 167H45V165H48V166H50L51 168L53 167V168L55 169L54 162H53V165H52L51 157H48V156H47V155H49V154H47L46 151H45V153H46L47 155H46V156L44 155V156L46 157L47 160H48V158H50L51 162H50V160H48L47 162L44 163V162H43V161H44L43 156H42L43 161H41V162H40V160H38V162H37V160H36V158H35L36 163H39V162L41 163V165H40V164H38V165L42 166V162L44 163L43 168H41V170H43V171H42L41 173H39L38 171H40V169L37 171L36 167H38V166L36 165V163H34L35 160L32 161V160L34 159V157H35V156L32 154V152L35 153V151H34V149L32 150V152L28 151V153H29L28 156H25V158H26V157H28V158H26V160H25V162H24V165H23V163H21V165H22V167H23V170L21 169L22 176H21V174H20L21 172H20L19 174H20L21 178L19 179V181H17V180L14 181L15 183H16V182H17V183H18V182L20 183V185H19V186H20V189H18L20 193H17V195H18V194H20V195H24V194H25L24 196H26V194H28V193H30V194H28V195H32L31 192H32L33 189L35 188V187H33V189L31 188L33 185H34V186H38V184H39V185L41 184L40 186H38V188L40 187V188L43 189V187H41V186L43 185V183H44V184L49 183L50 186H49V184H48V185L46 184L47 187H48V186H49V187L46 188V189L44 188L45 191H43V190L41 189L43 192H41V191L39 190L40 188L38 189V188L36 187L35 190H36V191H37V190L40 191V193H39V191H38L39 195L35 196L34 194H36V193L33 192L34 194H33V197H32V198H35V199H34V201H33V202H34V205H33V207L31 208L30 211H32V209H33L34 212H38L39 210H42V209L45 211L46 209L50 208V206L54 203L53 201L55 200V197H57V195H59V194L62 195V197H63V195H64V197L68 196L69 198H73V199H75V201H77V202H81V201H80V198H79V194H80V196H81V192H82L83 190L86 191L87 189H88V191H87L86 195L88 194L89 189H90V192H91V191L95 192V194H96L97 196H98V194H100V195H102V197H103V196H104V197L106 196V197L109 198V197H110V196H109L110 194H111L112 197L115 196V194H119V197H120L121 195H123V197L125 198V195L123 194V192H125V194H126V193H127V190L124 188V187H126V186H123V184L126 183V182H124V180H120V179H119L118 181H120V182H118V181H116V182H112V181H111V183H113V184H111L110 181H108L111 185H109V184L106 183L107 185L105 186V188L108 189L107 186H111V187H109L110 189H108L107 191H105L103 188H102V190H99V189H101V188H99V187H98L99 189L97 190V189H96L97 187L95 188L96 185L94 186V185L92 184V182L95 181V179H93V177L95 176V173H96L100 168L102 169V166H101V165L104 164V163H101V162H103L104 159H103L102 161L100 160V159L102 158V155L105 154L107 151H108V152L111 151V150H107V151H105V149H102ZM114 150H115V149H114ZM114 150H113V151H114ZM128 150H129V149H128ZM130 150H131V148H130ZM169 150H171V149H169ZM260 150H261V149H260ZM260 150H259V151H260ZM13 151H15L16 153H14ZM19 151H18V153H23V152H19ZM75 151H76V150H75ZM81 151H83V150H81ZM126 151H127V150H126ZM134 151H135V150H134ZM146 151H147V152H146ZM154 151H155V152H154ZM158 151L161 152V150H158ZM200 151H201V150H200ZM38 152L40 153V151H38ZM88 152H89V151H88ZM124 152H125V150H124ZM124 152H123V153H124ZM132 152H133V151H131V153H132ZM162 152H164V150H163ZM251 152H252V151H251ZM263 152H264V151H262V156L264 157ZM76 153H77V152H76ZM78 153H79V152H78ZM84 153H85V152H84ZM111 153H113V152L111 151ZM121 153H122V152H121ZM158 153H159V152H158ZM165 153H166V151H165ZM208 153H209V152H208ZM253 153H255V152L253 151ZM35 154H36V153H35ZM37 154H38V153H37ZM43 154H44V153H43ZM80 154H81V153H80ZM80 154H79V155H80ZM87 154H88V153H87ZM107 154H108V153H107ZM113 154H114V153H113ZM124 154L126 155L127 152L124 153ZM128 154H129V153H128ZM128 154H127V156H128ZM133 154H134V152H133ZM141 154H140V155H141ZM159 154H160V153H159ZM159 154L157 155V154L155 153V156L152 155V157H155V158L157 159L158 157H156V155L159 156ZM162 154H163V153H162ZM38 155H39V154H38ZM56 155H57V154H56ZM105 155H106V154H105ZM115 155H116V153H115ZM115 155H114V156H115ZM118 155H121V154H118ZM146 155H147V154H145V156H146ZM148 155H149V154H148ZM164 155H167V154H164ZM32 156H34L33 159H32ZM36 156H37V155H36ZM62 156H63V154H62ZM64 156H65V155H64ZM64 156H63V157L60 156L62 160H65ZM107 156H108V155H107ZM107 156H106V157L104 156V157H105V161H108ZM109 156H110V155H109ZM121 156H122V155H121ZM121 156H120V157H121ZM133 156H134V155H133ZM133 156H132V157H133ZM18 157H19V158H18ZM20 157H21V158H20ZM39 157H40V156H39ZM47 157H48V158H47ZM60 157H59V159H60ZM67 157H68V155L66 156V159H68V160H72V161H73L74 159H77V158H78V156H76V158H75V157H74V158H71V157H68V158H67ZM111 157H112V154H111ZM143 157H144V155H143ZM160 157H162V156H160ZM163 157H164V156H163ZM263 157H262V158H263ZM57 158H58V157H57ZM57 158H56V159H57ZM114 158H115V157H114ZM121 158H122V157H121ZM127 158H128V157H127ZM129 158H130V156H129ZM147 158H150V157H146V161H147ZM155 158H153L154 161H153V159L151 160V161L154 162V163L156 162ZM164 158H165V157H164ZM189 158H190V157H189ZM216 158H217V157H216ZM221 158H222V157H221ZM40 159H41V158H40ZM53 159H55V158L53 157ZM106 159H107V160H106ZM115 159H116V162H117V158H115ZM119 159H120V158H119ZM119 159H118V160H119ZM132 159H133V158H132ZM144 159H145V157H144ZM144 159H142V160H144ZM165 159H166V158H165ZM165 159H164V160H165ZM190 159H191V158H190ZM208 159H209V158H208ZM214 159H215V158H214ZM218 159H220V158H218ZM18 160H17V162H19ZM41 160H42V159H41ZM121 160H124V159H121ZM142 160H141V161H142ZM157 160H159V158H158ZM160 160H161V159H160ZM164 160H163V161H164ZM167 160H168V159H167ZM198 160H199V159H198ZM221 160H222V159H220L219 161L217 160V161L220 162ZM223 160H224V159H223ZM227 160H228V161H227ZM45 161H46V160H45ZM53 161H54V160H53ZM55 161H56V160H55ZM75 161H76V160H74L73 163H74ZM119 161H120V160H119ZM141 161H140V162H141ZM148 161H149V159H148ZM163 161H162V162H163ZM208 161H209V160H208ZM225 161H227V162H226L227 165H230V164H231V163L229 162V161H231V159L226 158ZM225 161H224V162H225ZM48 162H49L52 166L49 165ZM58 162H59V161H58ZM99 162H100V163H99ZM144 162H145V161H144ZM144 162H141V163H143L144 165H146V164H145L146 162H145V163H144ZM159 162H161V161H159ZM159 162H158V164L161 166V164H160ZM162 162H161V163H162ZM167 162H168V161H167ZM167 162H166V163H167ZM203 162H204V161H203ZM205 162H206V161H205ZM218 162H217V163H218ZM231 162H232V165H233L234 161L232 160ZM33 163H34V164H33ZM56 163H57V162H56ZM105 163H106V162H105ZM108 163H110V161H108L107 164H108ZM118 163H119V162H118ZM120 163H122V162H120ZM120 163H119V165H120ZM141 163H140V164H141ZM206 163H207V162H206ZM206 163H205V164H206ZM213 163L216 164V163H215V160H214ZM213 163H210V166H212L211 164H213ZM228 163H229V164H228ZM238 163H239V162H237L235 165H240V164H238ZM115 164H116V163H115ZM126 164H127V163H126ZM126 164H125V165H126ZM147 164H148V163H147ZM155 164H157V162H156ZM167 164H168V163H167ZM202 164H203V166H204V163H202ZM221 164H223V163H221ZM221 164L219 163L218 166L221 165ZM35 165H36V167H35ZM105 165H106V164H105ZM148 165H149V164H148ZM159 165H158V166L155 165V166H156V167H159ZM168 165H169V164H168ZM168 165H167V166H168ZM40 166H39V167H40ZM110 166H111V165H110ZM151 166H152V165H151ZM163 166L167 167L166 164L163 165ZM201 166H202V165H201ZM207 166H208V164H207ZM46 167H47V166H46ZM64 167H65V166H64ZM74 167H75V166H74ZM106 167H107V166H106ZM130 167H131V166H130ZM147 167H148V166H147ZM156 167H152V168L150 167V170L152 169V170H155V171H156ZM205 167H206V166H205ZM10 168H11V170H10ZM17 168H19V167H17ZM20 168H21V167H20ZM20 168H19V169H20ZM48 168H49V167H48ZM48 168H47V169H48ZM53 168H52V169H53ZM65 168H66V167H65ZM104 168H105V167H104ZM141 168H142V167H141ZM201 168H202V167H201ZM212 168H216L215 171H217L218 169H219V170H220V169H222V170H226V172H227V170H228V171H229V170L232 171V169H231V165H230V166L222 165V166H220L218 169H217V165H216V167H215V166H214V167L212 166ZM238 168H239V167H238ZM15 169H16V168H15ZM47 169H46V170H47ZM49 169H50V168H49ZM63 169H64V168H63ZM63 169H61V171H62ZM108 169H109V165H108ZM158 169H159V168H158ZM163 169H164V168H163ZM163 169H160V170H162V172H163ZM182 169H183V168H182ZM240 169H241V167H240ZM121 170H122V169H121ZM131 170H132V169H131ZM134 170H135V169H134ZM137 170H139L138 167H137ZM140 170L143 171V169H140ZM145 170H146V169H145ZM145 170H144V171H145ZM208 170H209V169H208ZM210 170L212 171V169H210ZM14 171H16V170L13 169V172H14ZM48 171H49V170H48ZM50 171H51V169H50ZM61 171H59V172H61ZM63 171L66 172L65 170H63ZM69 171H70V170H69ZM73 171H75V170H73ZM142 171H141V172H142ZM157 171H158V170H157ZM98 172H99V171H98ZM101 172H103V171L101 170ZM131 172H132V171H131ZM134 172H135V171H134ZM219 172H221V171H219ZM222 172H223V171H222ZM232 172H233V171H232ZM236 172H238V171L236 170ZM243 172H244V171H243ZM48 173H49V172H48ZM103 173H104V172H103ZM136 173H137V172H136ZM163 173H164V174H167V173H165V172H163ZM193 173H194V172H193ZM223 173H224V172H223ZM228 173H229V172H228ZM233 173H234V172H233ZM7 174H8V175H7ZM10 174H11V175H10ZM19 174H17V175H18V176H17V179L19 178ZM51 174H52V173H51ZM97 174L100 175V173H97ZM141 174H142V173H141ZM146 174H147V171H146ZM150 174L152 175V173H150ZM161 174H162V173H161ZM225 174H227V173H225ZM4 175H7V176H9V177L7 178V177L4 176ZM12 175H13V176H12ZM98 175H97V176H98ZM101 175H102V173H101ZM54 176H55V175H54ZM54 176H53V177H54ZM102 176H104V175H102ZM102 176H100V177L102 178ZM137 176H140V179H138L139 177L137 178ZM137 176L135 175L136 179H138V180H140V181H142L141 179L144 178L143 174H142L143 178L141 177V175H138V174H137ZM161 176H162V175H160V177H161ZM163 176H164V175H163ZM190 176H191V175H190ZM4 177H5V178H4ZM116 177H117V175H116ZM151 177H152V176H151ZM258 177H259V178H260V177L264 178V176H258ZM6 178L9 179V180L7 181L8 184L6 183V180H7ZM55 178H56V176H55ZM232 178H233V177H232ZM259 178H258V180H259ZM107 179H108V178H107ZM132 179H133V178H132ZM154 179H155V178H154ZM161 179L163 180V178H160V181L162 182ZM244 179H245V178H244ZM246 179H247V178H246ZM256 179H257V178H256ZM99 180H100V178H99ZM99 180H98V181H99ZM103 180H104V179H103ZM103 180H101V183H102ZM191 180H192V179H191ZM260 180H261V179H260ZM12 181H13V180H11L10 183H12ZM72 181H73V183H71ZM122 181H123V182H122ZM140 181H139V182H140ZM152 181H153V179H152ZM160 181H159V183H160ZM189 181H190V180H189ZM225 181H226V180H225ZM254 181H255V180H254ZM262 181H264V180H262ZM262 181H261V182H262ZM33 182H34V184H33ZM35 182H36L37 185H35ZM104 182H105V181H104ZM121 182H122L123 184H122ZM133 182H135V181H133ZM137 182H138V181H136L135 183H137ZM150 182H151V180H150V178H149V174H148V176H145L144 181H143V182H140L141 184H138L139 186L141 185L140 188L138 189V188H137L138 185H137V187H136L137 190L130 192V193H133V197L131 198V200L129 199L131 202L129 203V205H128V203L125 204V207L129 209V210L127 209V212H128V213L126 214V212H125L124 214H122V216H123V220H125V223H126V226L123 225V227L125 226L126 228L122 229V231L125 230V234H126V236L123 237V240L125 239V237H126V239H127V237H129V238H130V237H133V233H134V228H135V227L133 228L134 225L131 224V221H128V218H131V217H132L131 219H133L134 215H136V214L133 213V211H134V210L138 211V210L140 209V208H136V205H137L136 203H137L138 201L141 202V200H143L146 204H149V205H150V203H152L153 206H154V204L156 205V202H155V203H154V202H151V201H153V200H151L152 197L150 198L149 195H146L145 191L143 190L144 186H145V185L149 186L148 183L150 184ZM17 183H16L15 185H17ZM94 183H96V181H95ZM155 183H156V182H155ZM255 183H257V182H255ZM255 183H254V185H255ZM87 184H88V185H87ZM89 184H90V185L92 184V185L89 186ZM130 184H131V183H130ZM133 184H134V183H133ZM153 184H154V183H153ZM244 184H245V183H244ZM86 185L89 186V187H86ZM124 185H126V184H124ZM165 185H166V184H165ZM189 185H190V184H189ZM229 185H230V184H229ZM236 185H237V184H236ZM238 185H239V184H238ZM254 185L251 186V187H253V189H256V188H254ZM8 186H9V187H8ZM19 186H17V188H18ZM127 186H128V185H127ZM131 186H132V185H131ZM131 186H130V187H131ZM147 186H145V187L147 188ZM153 186H154V185H153ZM153 186H152V187H153ZM157 186H158V185H157ZM157 186H156V187H157ZM246 186H247V185H246ZM100 187H101V186H100ZM130 187H129V188L126 187V188L128 189V191H129ZM149 187H150V186H149ZM156 187H155V188H156ZM161 187H162V186H161ZM248 187H249V184H248L247 188H245V187H244V188H245V190L247 189V190L249 191V193H250L251 190H249ZM251 187H250V188H251ZM131 188H132V187H131ZM153 188H154V187H153ZM188 188H189V187H188ZM1 189H4V191H6V190L8 191V189H9L10 191H9L6 195H4L5 192H4V191L2 192ZM147 189H149V188H147ZM162 189H163V188H162ZM186 189H187V187H186ZM196 189H197V188H196ZM124 190H125V191H124ZM149 190H151V189H149ZM152 190H153V189H152ZM189 190H190V189H189ZM190 191H191V190H190ZM198 191H199V188L197 189V192H198ZM255 191H256V190H255ZM188 192H189V191H188ZM243 192H244V191H243ZM251 192H252V191H251ZM1 193H3V195H2ZM97 193H98V194H97ZM162 193H164V192H162ZM178 193H179V192H178ZM193 193H195V192L193 191ZM240 193H242V192H240ZM246 193L248 194V192H246ZM246 193H245V194H246ZM255 193H257V192H255ZM95 194H94V193H91V195H89V197L91 198V196H92V195H95ZM113 194H114V195H113ZM176 194H177V193H176ZM180 194H181V193H180ZM180 194H179V195H180ZM245 194H244V195H245ZM247 194L245 195L246 198H245V196H243V194H242V196H243L245 202H246V199L248 198V197H247ZM96 195H95V196H96ZM177 195H178V194H177ZM191 195H192V194H191ZM191 195H189V196H191ZM253 195H254V194H253ZM253 195H252V193H251V196H253ZM255 195H259V194H255ZM2 196H3V197H2ZM5 196H7V197H5ZM34 196H35V197H34ZM97 196H96V197H97ZM117 196H118V195H117ZM131 196H132V194H131ZM166 196H167V195H166ZM168 196H169V195H168ZM174 196H175V195H174ZM183 196H184V195H183ZM186 196H187V195H186ZM193 196H194V195H192V197H191L192 199H193ZM14 197H15V196H14ZM16 197H18V196H16ZM16 197H15V199L13 198L12 201H14V200H15V201H18V200L16 199ZM26 197H29V196H26ZM26 197H25V198H26ZM60 197H61V196H59L58 198H60ZM81 197H82V196H81ZM83 197H84V195H83ZM96 197L92 196V198H94L95 200H96ZM102 197H101V198H102ZM104 197H103V199H104ZM179 197H180V196H179ZM179 197L177 196V197H174V198H178V199H180ZM257 197H258V196H257ZM257 197H255V198L257 199ZM1 198H2V199H1ZM110 198H111V197H110ZM110 198L108 199V201L111 200ZM187 198H188V197H186V200H187ZM253 198H254V196H253ZM258 198H259V197H258ZM19 199H20V198H19ZM63 199H64V198H63ZM94 199H93V200H94ZM181 199H182V198H181ZM248 199H249V198H248ZM251 199H252V197H251ZM256 199H254V201H252V202H255ZM24 200H25V199H24ZM28 200H29V199H28ZM97 200H100V199L97 198ZM129 200H127V201H129ZM184 200H185V199H184ZM257 200H258V199H257ZM257 200H256V202H257ZM259 200H260V198H259ZM2 201H3L4 203H3ZM26 201H27V200H26ZM26 201H24V202H26ZM31 201H32V200H31ZM64 201H66V199H65ZM67 201H68V200H67ZM67 201H66V202H67ZM71 201H72V200H71ZM82 201H84V200H82ZM190 201H191V200H190ZM202 201H203V200H202ZM207 201H208V200H207ZM209 201H210V200H209ZM29 202H30V201H29ZM52 202H53V203H52ZM59 202H62V201H59ZM72 202H74V201H72ZM90 202H91V201H90ZM96 202H97V201H96ZM99 202H100V201L97 202V205H98ZM109 202H110V201H109ZM109 202L107 203L108 205L105 206L104 213H103V215L101 216V221H99L100 224H101V227H99L100 229H98V234L93 235L94 233L92 232L91 235H92V236H95V237H92V238H91V236H89L90 239H92V240H94V241H96V242L98 243L99 250H102V249H105V250H106V247H107V246H104V242H105V237H106L105 235H108V233H110V234L112 235V237H113V240H112V238H111L112 241L109 240L112 244L115 243L114 238H115V239L122 238V235H124L123 233H121V232H122L121 230H120V231H117L118 229L114 228V227H115V226H114L115 224L113 225V222H112V220H111V215H114V216H116V215H115V214H112L113 211H112V212H111V211L109 212L110 205H112V204H110L111 202H110V203H109ZM125 202H126V201H125ZM125 202H124V203H125ZM135 202H136V203H135ZM182 202L184 203V201H182ZM186 202H188V200H187ZM204 202H205V201H204ZM256 202H255V203H256ZM2 203H3V204H2ZM17 203H18V202H17ZM31 203H32V202H31ZM55 203H56L55 205L58 204L57 199L55 200ZM84 203H86V201H84ZM84 203H83V205H82V203H81V205L79 204V207H78L77 204L75 205V204L72 203L73 205H71V203H70V205H71L70 207H71V208L77 206V207H78L77 210H78L79 208H80V210H81V211H79L80 214L78 215V218L76 217L77 219L74 218L75 213L72 212V211H70V212H72V213H70V214H72V215H70V216H73V213H74V216H73V222L71 223V226H72V224H74V225H73V228L70 226L72 229L69 230V231L67 232V236H69L70 238H71V237L75 238V236L73 235L74 233H75L76 236H77V234H80V233H81V234L83 233L84 236H87V234L90 235V233H87V229H89V228H87L86 231L83 230V227L86 228L85 226H83V224H86V222L84 223V219H87V217H86L85 215L88 214V212L85 214V208H83V206H84V207H86V206H85ZM93 203H94V202H92V204H93ZM101 203H102V202H101ZM153 203H154V204H153ZM201 203H202V202H201ZM205 203H206V202H205ZM207 203H209V202H207ZM210 203H211V202H210ZM214 203H215V202H214ZM233 203H234V202H233ZM242 203H243V202H242ZM248 203H249V202H248ZM259 203H260V202H259ZM26 204H28V203H26ZM26 204L23 205V206H26ZM60 204H61V205L63 204L64 206H66V205L64 204V202H62V203H60ZM92 204H89V205L86 204V205H87V209H91V205H92ZM104 204H106V203H104ZM113 204H114V203H113ZM139 204H140V203H139ZM179 204H180V203H179ZM185 204H186V203H184L183 205H185ZM187 204H189V203H187ZM203 204H204V203H203ZM211 204H213V203H211ZM216 204H217V203H216ZM216 204H215V205H216ZM251 204H252V203H251V201H250V205H251ZM74 205H75V206H74ZM93 205H94V204H93ZM93 205H92V206H93ZM102 205H103V204H102ZM114 205H115V204H114ZM114 205H112V206L114 207ZM117 205H118V204H117ZM126 205H128V206H126ZM177 205H178V204H176V206H177ZM183 205H182V206H183ZM197 205L199 206V204H197ZM197 205H196V206H197ZM208 205H209V204H208ZM11 206H12V205H11ZM13 206H14V205H13ZM57 206H58V205H57ZM59 206H60V205H59ZM89 206H90V207H89ZM99 206H101L100 203H99V205H98V208H99ZM139 206L141 207V205H139ZM139 206L137 205V207H139ZM156 206H157V205H156ZM156 206L153 207V208H152V206H151V208H152L153 211H154V209H155L154 212H156ZM200 206H202V205H200ZM205 206H206V205H205ZM205 206H204V208H205ZM213 206H214V205H213ZM213 206H212V208H214ZM15 207H16V206H15ZM15 207H14V208H15ZM70 207H69V208H70ZM102 207H103V206H102ZM125 207H124V209H126ZM134 207H135V208H134ZM144 207H145L144 205H143V207H141L142 211H143V208H144ZM179 207H181V204H180ZM186 207H187V206H186ZM189 207H191V206H189ZM206 207H207V206H206ZM234 207H235V206H234ZM256 207H257V206H256ZM256 207H255V208H256ZM21 208H23L22 205H21ZM55 208H56V207H55ZM55 208H54V209H55ZM63 208H64V207H63ZM71 208H70V209H71ZM146 208H147V206H146ZM146 208H144V210H146ZM149 208H150V206H149ZM183 208L185 209V207H183ZM194 208H195V207H194ZM196 208H197V207H196ZM198 208H199V207H198ZM204 208H203V210H205ZM207 208H209V207H207ZM212 208H211V209H212ZM1 209H2V208H1ZM6 209H7V208H6ZM10 209H11V207H10ZM12 209H13V208H12ZM18 209H20V208H18ZM50 209H51V208H50ZM57 209H60V210H61L62 208L59 207V208H57ZM65 209H66L67 211H69L66 207H65ZM72 209H73V208H72ZM137 209H138V210H137ZM157 209H158V208H157ZM192 209H193V208H192ZM4 210H5V209H3L2 214L4 213ZM8 210H9V209H8ZM43 210H42V211H43ZM66 210H62V212H63V211L65 212ZM74 210H76V208H74ZM93 210H94V209H93ZM93 210H91V211L97 216V214H96L95 211H93ZM112 210H113V209H112ZM149 210H150V209H149ZM149 210H148V211L146 210L147 213L152 212L151 210H150V211H149ZM176 210H177V209H176ZM195 210H196V209H195ZM197 210H198V209H197ZM197 210H196V211H197ZM200 210H202V209L199 208L198 212H200ZM203 210H202V212H203ZM207 210H209V209H207ZM207 210H206V211H207ZM254 210H255V209H254ZM44 211H43V212H44ZM52 211H53V209L51 210V212H52ZM86 211H87V210H86ZM89 211H90V210H89ZM91 211L89 212V214L92 213ZM96 211H97V210H96ZM99 211H102V209H99ZM114 211H115V210H114ZM136 211H135V213H136ZM146 211H145V212H146ZM209 211H210V210H209ZM209 211H208V212H209ZM18 212H19V211H18ZM48 212H49V210H48ZM51 212H50V214L53 213V212H52V213H51ZM97 212H98V211H97ZM115 212H116V211H115ZM119 212H120V211H119ZM121 212H122V211H121ZM176 212H177V211H176ZM188 212H190L189 208H188ZM208 212H205V214H207ZM24 213H25V212H24ZM40 213H41V212H40ZM40 213L38 212L37 214L40 215ZM45 213H47V212H44V213H42L43 215H42V214H41V215L44 217V215H47V214H45ZM55 213H58V212H55ZM65 213H66V212H65ZM65 213H63V216L67 214V213H66V214H65ZM93 213H92V214H93ZM100 213H101V212H100ZM110 213H111V214H110ZM139 213H140V211H139ZM156 213L158 214V212H156ZM191 213L196 214V212H193V211H192V212H190L189 215H191ZM20 214H21V213H20ZM28 214H30V215H28ZM37 214H34V213H33V214H32V213H27V215H26V213H25V214H23V215H26V216H20V217H18L19 213H18V215H16V216L13 214L16 218L14 219L13 216H11V217L14 219V221H12V220H9V222L7 221V222H8V223H7L8 225H6L5 228H4L6 231H5L4 229H3V231L7 232L8 229H11V228L14 227V226H16V228H17V227H18V228H22V227H23L28 221H29V222L31 221L32 223H34V222H37V221L41 220V219L38 217L39 215H37ZM48 214H49V213H48ZM50 214H49V215H50ZM53 214H54V213H53ZM53 214H52V215H53ZM59 214H61V213H59ZM59 214H56V215H59ZM76 214H77V213H76ZM89 214H88V215H89ZM116 214H117V212H116ZM125 214L127 215V218H126V219H124V218H125ZM128 214H132V216L129 217ZM133 214H134V215H133ZM157 214H156V216H157ZM197 214H198V213H197ZM201 214H202V213H201ZM21 215H22V214H21ZM52 215H50V216H52ZM56 215L54 214V216H56ZM88 215H87V216H88ZM90 215H91V214H90ZM95 215H93V217H94ZM98 215H99V214H98ZM150 215H151V214H150ZM189 215H188V216H189ZM202 215H203V214H202ZM261 215H262V214H261ZM47 216H48V215H47ZM63 216H62V214L60 215V217H61V220H60V221H62V218H65L67 215H66L65 217H63ZM68 216H69V215H68ZM70 216H69V217H70ZM76 216H77V215H76ZM96 216H95V217H96ZM117 216H118V214H117ZM119 216H121V215H119ZM119 216L116 217V219L119 218ZM139 216H140V214H139ZM151 216H152V215H151ZM159 216H160V215H158L157 217H159ZM191 216H197V215H191ZM263 216H264V215H263ZM17 217H18V220H16ZM48 217H49V216H48ZM48 217H47V218H48ZM56 217H57V216H56ZM56 217H54V218L57 219ZM60 217H58V219H60ZM85 217H86V218H85ZM97 217H98V216H97ZM112 217H113V216H112ZM137 217H138V216H135V218H134L133 220L136 221V220H137V219H136ZM153 217L155 218L154 214H153ZM197 217H198V216H197ZM1 218H4V217L1 216ZM47 218H46L45 220H42L43 222H42V221H41V222L44 223V222L47 220ZM51 218H52V217H51ZM98 218L100 219V215H99ZM146 218L148 219L147 216H146ZM150 218H151V217H150ZM189 218H190V216H189ZM192 218H193V217H192ZM192 218H190V219H192ZM198 218H199V217H198ZM198 218H197V219H198ZM201 218H202V216H201ZM58 219H57L56 221L52 219V222H51V223H53V224L55 225V222H57ZM114 219H115V218H114ZM114 219H113V220H114ZM121 219H122V218H121ZM131 219H130V220H131ZM143 219H144V218H143ZM151 219H152V218H151ZM151 219H150V220H151ZM185 219H186V218H185ZM89 220H91V219L88 218L87 221H89ZM92 220H93V219H92ZM96 220H97V218H96ZM126 220H127L128 222H127ZM152 220H153V219H152ZM195 220H196V219H195ZM195 220H194V221H195ZM15 221H17V222H15ZM33 221H34V222H33ZM49 221H50V220H49ZM53 221H54V222H53ZM66 221H67V217L65 218V222H66ZM116 221H117V220H116ZM116 221H115V222H116ZM153 221H154V220H153ZM199 221H200V219H199ZM29 222H28V223H29ZM58 222H59V221H58ZM58 222H57V223H58ZM89 222H91V221H89ZM89 222H88V223H89ZM95 222H96V221H94L93 223L95 224ZM115 222H114V223H115ZM118 222H119V220H118ZM120 222H121V221H120ZM123 222H124V221H123ZM132 222H133V221H132ZM151 222H152V221H151ZM186 222H187V221H186ZM195 222H196V221H195ZM251 222H252V220H251ZM14 223H15V224L18 223V224L15 225ZM32 223H31V226L28 224V225H26L25 227H26V228L28 227V229H29V226H30V227L32 228L33 226H35V225H33ZM45 223H47V222H45ZM45 223H44V224H45ZM59 223H60V222H59ZM59 223H58V224H59ZM66 223H68V222H66ZM66 223H65V224H66ZM97 223H98V222H96V224H97ZM142 223H143V221H142ZM153 223L156 224L155 222H153ZM192 223H194V222H192ZM198 223H201V222H198ZM198 223H197V224H198ZM1 224H2V222H1ZM40 224H41V223H40ZM40 224H39V222H38V229H37V231H38V230L40 231V229H42L41 227H39ZM53 224H52V226H53ZM60 224H61V223H60ZM69 224H70V223H69ZM94 224L92 225V227H93V226H94V227L96 226V228H97V225H98L99 223H98L97 225H94ZM118 224H119V225H118L119 227L123 228V227L120 225V223H118ZM146 224H147L148 227H150V226H149V225H150L149 222H146ZM194 224H196V223H194ZM32 225H33V226H32ZM41 225H42V224H41ZM56 225H57V224H56ZM157 225H158V224H157ZM228 225H229V224H228ZM2 226H3V225H2ZM42 226H43V225H42ZM44 226H45V225H44ZM47 226H48V225H47ZM57 226H58V225H57ZM98 226H99V225H98ZM113 226H114V227H113ZM116 226H117V225H116ZM139 226H140V225H139ZM139 226H138V227H139ZM198 226H200V225H198ZM0 227H1V225H0ZM59 227H61V225L58 226V228H56V232L58 231L57 233L60 232ZM94 227H93V228H94ZM119 227H118V228H119ZM31 228H30L29 230H31L32 232H33V231L36 232V228H32V229H31ZM39 228H40V229H39ZM96 228H94V229H96ZM159 228H160V227H159ZM163 228H164V227H163ZM200 228H202V227H199L198 230H199ZM226 228H227V227H226ZM12 229H15V228H12ZM34 229H35V230H34ZM115 229H116V230H115ZM164 229H165V228H164ZM177 229H178V228H177ZM177 229H176V230H177ZM196 229H197V228H196ZM227 229H228V228H227ZM15 230H16V229H15ZM20 230H22V229H19V231H20ZM48 230H50V229H48ZM52 230L54 231L55 229H52ZM52 230H51V231H52ZM61 230H62V229H61ZM162 230H163V229H162ZM165 230H166V229H165ZM236 230H237V229H236ZM13 231H14V230H13ZM13 231H12V230H9L8 233L11 232V236H13V234H12ZM25 231L28 232L26 229H25L23 232H25ZM39 231H38V232H39ZM43 231H44V229H43ZM43 231H40L39 233L41 234V232H43ZM53 231H52V233H53ZM77 231H78V232L81 231V232L77 233ZM82 231H83V232H82ZM96 231H97V229H96ZM96 231H95V233H97ZM177 231H178V230H177ZM196 231H197V230H196ZM228 231H229V230H228ZM259 231H260V230H259ZM26 232H25V233H26ZM38 232H36V233H38ZM46 232H47V231H46ZM56 232H54L53 234L55 235ZM106 232H107V233H106ZM198 232H199V231H197V233H198ZM245 232H246V231H245ZM261 232H262V231H261ZM8 233H7V234H8ZM14 233H16V236H18V235H17V234H18L17 232H14ZM29 233H30V232H29ZM44 233H45V232H43V233H42L43 235H41V236H39V237H38V234H37V235H36L35 233H31V234H35V235L38 237V239L41 240L40 237L43 238ZM61 233H64V234H65L64 231H63V232L61 231ZM61 233H60V236H63V237L65 238L64 235H61ZM76 233H77V234H76ZM85 233H87V234H85ZM168 233H169V232H168ZM195 233H196V232H194L193 234H195ZM235 233H236V232H235ZM4 234H5V233H1V235L5 236L6 234H5V235H4ZM21 234H22V233H21ZM21 234H20V235H21ZM53 234H51V236H50V232H48L47 234L45 233V236H44V237H46L45 239H47V236H46V235H48V237H52ZM81 234H80V235H81ZM170 234H171V233H170ZM200 234H202V233H200ZM250 234H251V233H250ZM8 235H9V234H8ZM22 235H23V234H22ZM22 235H21V236H22ZM24 235H26V234H24ZM29 235H30V234H29ZM11 236L9 235V236H7V237H5V238L3 237L4 240H3L2 237H1L0 239H2V241H0V242L3 243V244H5L4 242H5V240H6V243H7V241L11 239V238H10ZM16 236H13V237H15V238H13V239H16V242H17V244H18V240L20 241V239H18ZM30 236H31V235H30ZM30 236H25V238H23V239L21 238V240H25V241H27V239H29ZM36 236H35V238H36ZM60 236H58V234H57V237H55V238H57V241H58V242L60 241V240H58V238H59ZM78 236H79V235H78ZM236 236H237V235H236ZM26 237H28V238H26ZM81 237H83V236H81ZM110 237H111V236H110ZM110 237H109V238H110ZM145 237H146V236H145ZM145 237H144V238H145ZM178 237H179V236H178ZM198 237H199V236H198ZM214 237H215V236H213V238H214ZM6 238H7V239H6ZM9 238H10V239H9ZM19 238H20V237H19ZM30 238L32 239V237H30ZM55 238H54V239H55ZM107 238H108V236H107ZM17 239H18V240H17ZM31 239H29L30 242H31ZM33 239H34V236H33ZM33 239H32V240H33ZM36 239H37V238H36ZM36 239H35V240H36ZM38 239H37V240H38ZM49 239H50V238H49ZM49 239H47V240H48L49 242L51 241L52 244H53V241H54V240H52V239L49 240ZM90 239H89V240H90ZM163 239H164V238H163ZM176 239H177V238H176ZM176 239H174V241H175ZM197 239H198V238H197ZM211 239H212V238H211ZM233 239H234V238H233ZM37 240H36V241H37ZM39 240L37 241V243H40V242H41V241H39ZM74 240H75V239H74ZM92 240H90V242H89V243H92V245L90 244L91 246H93V245L96 244V243H94V241H92ZM132 240H133V238H132ZM172 240H173V239H172ZM3 241H4V242H3ZM10 241H12V240H10ZM36 241L33 240L32 243H34V242L36 243ZM55 241H56V240H55ZM55 241H54V242H55ZM71 241H72V244H75V243H73V240H71ZM80 241H81V240H80ZM106 241H107V240H106ZM117 241H118V240H117ZM117 241H116V243H118ZM157 241H158V240H157ZM166 241H167V240H166ZM168 241H169V240H168ZM256 241H257V240H256ZM13 242H14V241H13ZM13 242H12V243H13ZM20 242H22V241H20ZM23 242H24V241H23ZM23 242H22V244H23ZM27 242H28V241H27ZM30 242H29L28 244H32V243H30ZM49 242H45V241L42 239V246H41V244H40V247H37V248L40 249V250H39L40 252H41V250L43 251V252H41V253L37 251L38 253L41 254L40 258H41V257H42V258L40 259L38 256L34 255L35 258L37 257V258L40 259V262H39V259H34V260H35L34 263L37 261L38 264H39V263L42 264L43 262H48V261H54V260H55V259H54L55 256L53 255L54 257L52 258L51 251H50V250H47V249H51V247H50V245H49V244H51V243H49ZM58 242H55V244H54V245L57 244V247L62 243V242H61V243L59 244ZM121 242H122V241H121ZM130 242L132 243L133 241L130 240ZM142 242H144V241H142ZM149 242H150V241H149V239L147 238V239L145 240V246H144V249H145L144 251H146V253H147L148 255L150 254V249L152 250V248H153L152 245H151V248H150V244H149ZM160 242H161V241H160ZM172 242H173V241H172ZM175 242H176V241H175ZM175 242H174V245H175ZM8 243H9V241H8ZM10 243H11V242H10ZM46 243H49V244L47 245ZM68 243H70V241H68ZM93 243H94V244H93ZM134 243H135V242H134ZM161 243H162V242H161ZM161 243L159 244V245H160V248L163 246ZM13 244H14V243H13ZM25 244H26V243H25ZM25 244H24V245H25ZM52 244H51V245H52ZM58 244H59V245H58ZM83 244H84V243H83ZM120 244H121V243H120ZM143 244H144V243H143ZM168 244H170V242H169ZM176 244H177V242H176ZM251 244H252V243H251ZM9 245H12V244L1 245V246H2V247H3V246H6L4 249H7L8 251H10L11 264H27V263L30 262V258H31V256H32L33 254H37L36 252L33 253V252H31V251L26 252L25 250H26L27 247H25V249H24L25 254L28 253L29 255H31L30 258H29V255H28V256H27V254L25 255L26 258H29V262H27L28 260H27L26 258L24 259L23 256H22V254H20V250H19V249H22V245L20 246L21 248H18V247H19V244H18V245L14 244L15 246L13 245V246L10 248V250H9V248H7ZM38 245H39V244H38ZM61 245H62V244H61ZM70 245H71V244H70ZM80 245H81V244H80ZM96 245H97V244H96ZM105 245H106V242H105ZM114 245H115V244H114ZM116 245H117V244H116ZM122 245H123V244H122ZM122 245H121V246H122ZM155 245L157 246L158 244L155 243ZM159 245H158V246H159ZM161 245H162V246H161ZM166 245H167V244H166ZM172 245H173V244H172ZM174 245H173V246H174ZM181 245H182V244H181ZM184 245H185V244H184ZM207 245H208V244H207ZM207 245H206V246H207ZM223 245H225V244H223ZM223 245L221 246L222 248L224 247ZM235 245H236V244H235ZM17 246H18V247H17ZM34 246H35V245H34ZM34 246H33V247H34ZM74 246H75V245H74ZM85 246H87V245H85ZM103 246H104V248H103ZM137 246H138V245H137ZM167 246H168V245H167ZM173 246H169L168 251L170 250V247H171L170 252H172V254H174V255L177 254V256H178V250L176 249V247H173ZM176 246H177V245H176ZM206 246H205V248H206ZM230 246H231V245H230ZM259 246H260V245H259ZM23 247H24V246H23ZM35 247H36V246H35ZM49 247H50V248H49ZM59 247L61 248V246H59ZM94 247H95V246H93V249H92L91 247H85V248H84V254H85V252H86V256H84V258L87 257L86 259H88V261H89V259H90L91 261H92V260H93V261H96V255L99 256V255H98L99 253L95 254V255H94V256H95V257H94L95 260H94V259H93V256H91V255H93L92 253L90 254V256H91L92 258H91L90 256L87 255V252L89 253V252H92V250L94 251ZM108 247H109V246H108ZM108 247H107V249H108ZM182 247H183V246H182ZM195 247H196V246H195ZM207 247H208V246H207ZM221 247H220V248H221ZM226 247L228 248L227 245H226ZM257 247H258V246H257ZM0 248H1V247H0ZM37 248H35V250H38ZM68 248H69V247H68ZM113 248H114V247H113ZM113 248H112V250L114 251ZM172 248H173V249H172ZM174 248H175V249H174ZM190 248H191V247H190ZM200 248H201V247H199V249H200ZM202 248H203V247H202ZM205 248H203V249H205ZM224 248H225V247H224ZM229 248H230V247H229ZM250 248H251V246H250ZM55 249H56V248H54L53 250L55 251ZM96 249H98V248L96 247ZM120 249L123 251V249H125V247L122 246V247H120ZM1 250H2V249H1ZM7 250H4V254H5V253H8ZM27 250H28V249H27ZM58 250H59V249H58ZM58 250H57V251H58ZM61 250H63V249H61ZM105 250H104V251H105ZM112 250H111V251H112ZM115 250H116V248H115ZM163 250H165V249L163 248ZM176 250H177V253H176ZM200 250H201V249H200ZM261 250H262V249H261ZM22 251H23V249H22ZM22 251H21V252H22ZM57 251H56V252H57ZM73 251H74V250H73ZM77 251H78V250H77ZM79 251H81V250H79ZM97 251H98V250H97ZM107 251H108V250H107ZM124 251H125V250H124ZM219 251H220V250H219ZM244 251H245V250H244ZM24 252H22V253L24 254ZM48 252H49V253H48ZM58 252H59V251H58ZM105 252H106V251H105ZM183 252H184V251H183ZM183 252H182V253H183ZM197 252H198V250H197ZM222 252H224V253H222ZM222 252H221V253H222L221 255L224 254V255H223V256H224L223 258H225V256H227V254H228L229 252H232V251L229 250L228 253L226 252L227 254L225 253L224 250H223ZM32 253H33V254H32ZM42 253H43V254L45 253L44 255L49 254V256H50L53 260H48V261H46V260L49 258V256L47 255L48 258L46 257L47 259L45 260V258L42 256ZM74 253H75V252H73V254H74ZM77 253H79V252H77ZM81 253H82V251H81ZM81 253H80V254H81ZM93 253H95V252H93ZM102 253H103V251H102ZM151 253H152V251H151ZM162 253H163V252H162ZM199 253H200V251H199ZM232 253H234V252H232ZM8 254H9V253H8ZM40 254H39V255H40ZM50 254H51V255H50ZM58 254H59V253H58ZM61 254H62V253H61ZM69 254H70V252H69ZM82 254H83V253H82ZM84 254H83V255H84ZM104 254H105V253H104ZM104 254H102V255H104ZM106 254H107V253H106ZM115 254H117V253L115 252ZM159 254H160V253H159ZM159 254H158V256H159ZM225 254H226V255H225ZM234 254H235V253H234ZM257 254H258V253H257ZM5 255H7V254H5ZM5 255H3V256H5ZM37 255H38V254H37ZM65 255H67V254H65ZM77 255H78V254H77ZM77 255H75V256H77ZM83 255H82V256H83ZM120 255H121V256H120ZM123 255H124V254H122V253L120 254V253H119V256L121 257V258H120V261L122 260L121 264L123 263V260L126 258V257H123ZM136 255H137V254H136ZM166 255H167V254H166ZM170 255H171V254H170ZM174 255H171V256H174ZM232 255H233V254H232ZM250 255H251V254H250ZM25 256H24V257H25ZM58 256H59V255H58ZM58 256H57L56 258H59ZM67 256H68V255H67ZM71 256H72V255H71ZM110 256H111V255H110ZM110 256H109V257H110ZM116 256H117V255H116ZM116 256H115V257H116ZM119 256H117V257H119ZM124 256H125V255H124ZM126 256H127L128 260H129L128 255H126ZM235 256H236V254H235ZM68 257H69V256H68ZM72 257H73V256H72ZM88 257H90V258H88ZM101 257H103L104 259L106 258L105 256H101ZM109 257L107 256L108 259H110L112 256H111L110 258H109ZM113 257H114V256H113ZM122 257H123L124 259H122ZM153 257H154V256H153ZM169 257H170V256H169ZM175 257H176V256H175ZM175 257H174V259H175ZM221 257H222V256H221ZM229 257H230V256H228V257H226V258H229ZM231 257H232V256H231ZM231 257H230V259H234V256H233L232 258H231ZM5 258H6V257H5ZM5 258H4V260H3L4 262H5ZM43 258H44V259H43ZM62 258H63V257H62ZM76 258H77V257H76ZM79 258H80V256H79ZM141 258H142V257H141ZM170 258H171V257H170ZM177 258H178V257H177ZM177 258H176V260H177ZM223 258H222V259H223ZM226 258H225V259H226ZM235 258H236V257H235ZM65 259H66V258H65ZM77 259H78V258H77ZM80 259H81V258H80ZM98 259H99V258H98ZM98 259H97V261H98ZM101 259H102V258H101ZM101 259H100V260H101ZM117 259H118V258H117ZM152 259H153V258H152ZM174 259H173V258L171 259L172 262H173ZM178 259H181V258L179 257ZM190 259H191V258H190ZM225 259H223V260H225ZM253 259H254V258H253ZM7 260H10V259L7 258ZM26 260H27V261H26ZM42 260H45V261H42ZM67 260H71V259H68V258H67V259H66V262H67ZM72 260H74V259H72ZM72 260H71V261H72ZM78 260H79V259H78ZM113 260H114V259L112 258V263H114V262H118V261H114V262H113ZM118 260H119V259H118ZM130 260H131V259H130ZM167 260H168V259H167ZM181 260H182V259H181ZM41 261H42V263H41ZM71 261H70V262H71ZM74 261H75V260H74ZM80 261H81V260H80ZM85 261H86V260H85ZM88 261H87V262H88ZM107 261H108V260H107ZM126 261H127V259H126ZM126 261H124L123 264H125V263H128V264L131 263L130 261H129V262H128V261L126 262ZM178 261H179V260H177V262L175 261L176 263L173 262V264H177V263H179ZM225 261H227V260H225ZM240 261H241V260H240ZM26 262H27V263H26ZM31 262H33V261L31 260ZM77 262H78V261H77ZM83 262H84V260L82 261V263H83ZM98 262H99V261H98ZM100 262H103V261H100ZM104 262H105V261H104ZM104 262H103L102 264H104ZM198 262H199V261H198ZM256 262H257V261H256ZM7 263H9V262L7 261ZM37 263H36V264H37ZM48 263H49V262H48ZM72 263H73V262H72ZM88 263H89V262H88ZM88 263H87V264H88ZM108 263H111V262L108 261ZM119 263H120V262H119ZM151 263H152V262H151ZM170 263H171V261H170ZM180 263H181V262H180ZM263 263H264V262H263ZM30 264H31V263H30ZM43 264H44V263H43ZM64 264H67V263H64ZM77 264H79V263H77ZM83 264H84V263H83ZM100 264H101V263H100ZM132 264H133V262H132ZM142 264H143V263H142ZM144 264H145V263H144Z\"/></svg>",
    "mask_w": 264,
    "mask_h": 264
}]
</instances>
